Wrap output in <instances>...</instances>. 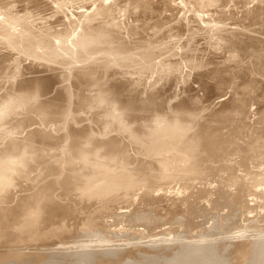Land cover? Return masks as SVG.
<instances>
[{"label": "rangeland", "instance_id": "1", "mask_svg": "<svg viewBox=\"0 0 264 264\" xmlns=\"http://www.w3.org/2000/svg\"><path fill=\"white\" fill-rule=\"evenodd\" d=\"M33 0H0V27L2 28V29H0V31H2V32H0V43H1V46H0V52L2 51V54L0 55V56H2V55H4V56H2V57H5L6 55V57L5 58H1L0 57V86H2V87H0V101H1V99L3 98L4 100H9V103L12 101V100H14L15 101V103H14V101H12L13 102V104H14V107L15 108H17L18 106H19V104H20V106L21 105H23V103L22 102H25L24 103V105H25V108H23L22 106V108H23V113H25L26 112V114L27 115H31L32 117L33 116H37V117H39L38 116V114L37 113H40L41 114V119H43V120H39L40 119V117L39 118H37V120H36V117H34V121H36V122H33L32 121V119H31V116L28 118L27 116V119H29L28 121H29V123L31 122V124L33 125V123H34V126H29L30 124L28 123H25V120L24 119H26V117H22L21 115H22V111H21V107L19 106V108H18V110H16V112H17V114H15V108L13 109V106L11 107L10 106V104L9 103H7V104H5L6 102L5 101H3L2 100V102H1V105H0V107H3V108H5V110L6 109H8L9 110V112L12 114H9V112H8V110L7 111H5L6 112V114H9L8 116L6 115V118H1V122L2 123H0L1 124V126L2 127H0V129L3 131V132H1L0 133V136H1V134H2V138L0 137V149H1V152L3 151V150H5V151H3V152H5L6 153V147L9 145V143L12 141V140H15V141H17L16 139H13V135H14V133H16L15 131H17V133H16V135H18L17 137H15V135H14V138H22V137H20V135L21 134H23V132H24V130H25V132H24V134L22 135V136H24L23 137V139H22V141H20V143H23V140L25 141V139L26 140H29V141H26V142H24L23 144L26 146L25 148H24V150H22L23 148L21 147L20 149L22 150V153H23V151H24V153L23 154H26V152L25 151H27V154H26V156L28 157V158H31L32 156L31 155H33L34 153V151L35 150H38V151H35V154L37 153V152H39L38 154H36V158H35V154L33 155V159L35 160V162L36 163H34L33 164V162L31 163L30 162V164H32L31 166L32 167H34L33 169H32V167L31 166H28V167H25L24 166V163L25 162H23V161H25V160H27V158L20 152V153H18L19 151L17 150V149H15L16 151H18V152H16V153H14L15 152V150L13 151V149H11L12 150V152H13V154L10 152L9 153V155H11V157L13 156V155H15V162H17L18 164H20L21 162V164L20 165H23V168H22V166H20V168H22L23 169V172L24 173H26V169L28 168V170H27V173L29 174V176L27 175V173L25 174L26 176H28V177H26L24 174H22L23 172H20V175L22 176V175H24L25 176V179H24V177L22 176H20V178H18L19 177V167L17 168V170H15L14 172L16 173L17 172V174H15L16 176H14L13 175V173H12V179H13V181H12V183H14L15 184V181L18 179L19 181H21L22 179L21 178H23L24 179V181L22 180L21 181V183H20V186H21V184H23L22 182H26L25 184L26 185H24V186H26V189H25V187L24 186H21V187H24V189L23 190H21L22 188H20V186H19V184H16L15 185V188L17 187V185H18V187L16 188V189H18V190H20L19 192H25V191H27V190H30L31 188L33 189L34 188V186L30 183V182H34L35 184V187L37 188L40 184H42V180L44 179L45 180V178L44 177H46V176H48V177H46V179H48L49 177L50 178H52V177H55V175L54 176H52V174L55 172V170H54V168H55V164L58 162V164L59 163H61L62 164V160H63V163H65V160H67L66 162H70V161H72V160H70L72 157H71V155H68L69 154V151L68 150H71V146H72V144L73 143H71V142H73V139H72V137H71V133L73 132V129L75 128V129H78V128H87V130H89V131H91L90 133H91V135H93L95 138H98V141H100V140H102V137L104 136V134H106L105 136H107L108 134H109V136H110V134L112 135V136H110V137H108V138H111V137H117V132H118V135L119 134H121V136L119 135L118 137H120L119 139L120 140H122L121 142L123 143V141H124V145H125V149H129L128 151L130 152H128L127 150H126V152H127V155L128 154H130V156L129 157H133L134 156V150L136 151V150H139V151H137V153H138V155H136L134 158H129L128 159V161L129 162H131L129 165L130 166H132L133 168H135V166H136V161L135 160H137V162H140V156L139 155H141V153L143 152V156L142 157H147L148 155H144V151L142 150V148L140 147L141 145H139V143L137 144L136 143V141L133 139L132 140V138L130 137V135L128 134V133H126V131L124 130V132H123V134H122V128L120 127V126H122V125H124V123H127V124H129L130 126H131V128L133 129V130H135V131H137V134H138V130H139V133L141 132H143V131H141L140 129L142 128H145L146 130L147 129H150V127L153 125H155V126H158V127H161V128H165L166 126H167V124L170 122V119L171 120H173V119H175L177 116H175V115H178L180 118L181 117H183V118H185V116H186V113H183L182 111H189L190 109H192V108H194V110H195V108H199L198 110H195V111H197L198 113H199V115H198V118L196 117V115L198 114H196V112L195 111H192V112H190L189 111V113L188 114H190V113H192V115H193V112L196 114V115H193L194 117H195V119L197 118V120H194V118L192 119V121L194 120V122H196V124L194 123V122H190V121H187V119H188V115L186 116V118L184 119V120H186V121H184L183 120V118H181L182 120H183V122H186V123H189V127H187V129H188V131L189 132H187V134H186V138H184V142H186V143H184L185 145H194V147H193V155L194 156H192L191 158V160H193L194 161V163H192V164H195L196 162L195 161H197V159H199L200 160V158H202L201 156H203V155H205V154H203V153H205L206 152V155L207 156H211L212 155V157L214 158V155L215 156H218L219 155V157H215L214 159L211 157V160L213 159L214 161H211L210 163H212L211 165L213 166L214 164L213 163H215V161H216V163H217V161L218 162H220V164L222 165V161H225V164L227 163V161H228V163L229 164H232V160H233V158H234V160L236 161V164L239 166V164L241 165V163L242 162H240V161H242V159H240L239 160V158L241 157V158H243V163H242V165L241 166H239V167H241L242 169H240L239 167H238V169H237V165L235 164V162H234V164L236 165L235 167H232V168H236V171H238L239 170V172H240V174H243V175H241V178H242V176H243V178L245 177V179H246V175H244V173H246V172H248V171H252V169H254V171L253 172H251V173H253V174H255L256 172L255 171H257V169H259L260 168V158H262V155H264V153L262 154L261 153V151H260V149L262 150H264V148L263 147H261V145L262 146H264L263 144H264V78H263V76L262 75H264V73H260V72H262V71H264V70H262V71H260L259 69V71H257V73L256 72H254V71H256L257 70V68L255 69V67H258V68H260L261 66H263L264 65V58H262V57H260L261 55L263 56L264 55V0H236V2H235V0H202V3L201 2H199L198 0V3H197V1H195V0H34L33 2H32ZM157 1H158V3H157ZM220 1V2H219ZM234 1V2H233ZM243 1V2H242ZM19 2V3H18ZM21 2V3H20ZM51 2V3H50ZM154 2H155V4H154ZM169 2V3H168ZM197 4H196V3ZM223 2V3H222ZM225 2V3H224ZM226 2H227V4H226ZM253 4H252V3ZM17 3V4H16ZM148 3H149V5H148ZM150 3H151V5H150ZM161 3H164V5L163 4H161ZM166 3V4H165ZM213 3H215V4H213ZM230 3V4H229ZM240 3L242 4V5H240ZM250 3V4H249ZM259 5H258V4ZM14 4H16V5H14ZM22 4V5H21ZM42 4H44V5H42ZM158 4H159V6H158ZM169 4V5H168ZM190 4V5H189ZM198 4H200V5H198ZM238 4V5H237ZM21 7H20V6ZM38 5V6H37ZM41 5V6H40ZM161 5H163L162 7H161ZM173 5V6H172ZM237 7H236V6ZM253 6V8H251L252 6ZM258 5V6H257ZM40 6V7H39ZM150 6V7H149ZM231 6V7H230ZM10 7V8H9ZM15 7V8H14ZM18 9H17V8ZM32 7H34V8H32ZM35 7H37V8H35ZM159 7V8H158ZM161 7V8H160ZM178 7V8H177ZM228 7V8H227ZM259 7V8H258ZM143 8V9H142ZM163 8V9H162ZM169 8V9H168ZM172 8V9H171ZM183 8V11L186 13H184L183 11H180L181 9ZM210 8V9H209ZM217 8V9H216ZM231 10H230V9ZM236 10V11H234V9ZM26 9H28V10H26ZM156 9V10H155ZM214 10V12H213V10ZM220 11H219V10ZM222 9V10H221ZM241 9H243V10H241ZM251 9H253V10H251ZM256 9V10H255ZM9 10V11H8ZM149 10V11H148ZM153 10V11H152ZM159 10V11H158ZM203 12H202V11ZM210 10V11H209ZM248 10V11H247ZM15 11V12H14ZM22 11V12H21ZM177 11H179V12H177ZM218 11V12H217ZM230 11V12H229ZM243 11V12H242ZM252 11H255L253 14L254 15H252ZM3 12H5V14H2ZM12 12H13V15H12ZM148 12H150V13H148ZM162 12V13H161ZM180 12H181V14H180ZM182 12L185 14V15H188V13H189V18H188V16H186V17H184V16H182V15H184V14H182ZM188 12V13H187ZM204 12H206V13H204ZM226 12V13H225ZM245 12V13H244ZM250 12V13H249ZM260 12V13H259ZM16 13V14H15ZM22 13V14H21ZM154 13V14H153ZM168 13V14H167ZM176 13V14H175ZM230 13V14H229ZM231 13H234V15L233 14H231ZM236 13V14H235ZM241 13V14H240ZM244 13V14H243ZM248 14V16H246L247 14ZM258 13V16L256 15ZM158 14V15H157ZM178 14L180 15V16H178ZM225 16H224V15ZM160 15V16H159ZM168 15V16H167ZM227 15H232L233 17H232V19H229V20H235V22H237L238 24H236L234 21H228L227 19H226V22L228 21L229 23H224L225 22V20L223 19V18H226L227 17ZM244 15V17L242 18L241 16H243ZM251 16V19H250V16ZM163 16V17H162ZM192 16V17H191ZM217 16V17H216ZM255 16V17H254ZM156 17H158L159 18V20L158 21H156V22H159V23H155V26H157L158 24V27L160 26V28H159V30H158V28L157 27H155V29L152 27V24H154V22H153V20L152 19H157ZM168 17H170L169 19L166 18ZM172 17V18H171ZM175 17V18H174ZM223 17V18H222ZM229 17V16H228ZM231 17V16H230ZM229 17V18H230ZM237 18L238 19V17L239 18H242V19H235V18ZM247 18L246 20L244 19V18ZM254 17V18H253ZM187 18H188V20H187ZM190 18H192V19H190ZM249 18V19H248ZM164 21V23L162 22V24L160 23L162 20ZM252 19H253V21H252ZM165 20H166V22H165ZM219 20V21H218ZM237 20V21H236ZM248 20H250V22H248ZM180 21V22H179ZM223 21V22H222ZM239 21V22H238ZM241 21V22H240ZM243 21H245V22H243ZM252 21V22H251ZM151 22H152V24H151ZM174 22V23H173ZM176 22V23H175ZM217 23V22H219L217 25H212L213 23ZM233 22H234V24H235V26H232V25H234L233 24ZM223 23V24H222ZM240 23V24H239ZM162 26H161V25ZM196 24V25H195ZM225 24V25H224ZM228 24V25H227ZM230 24H232V25H230ZM173 25V26H172ZM219 25H221L220 27H219ZM154 26V25H153ZM176 26V27H175ZM195 26V27H194ZM5 27H7V29L9 30V31H11V32H9V35L10 34H12V35H16V36H19V35H21V33H24L25 31H29L30 33H32V34H37V35H39V36H43L42 38H46L45 40H46V43H45V40H44V43L42 44V43H40V42H37V41H34V39H33V42H31L30 43V47H31V49L29 50V52L27 51V52H25V50L23 51V50H21L22 48H23V45L21 46L20 44H17V45H15L16 43H13V45H9V43H8V45H7V42H5L6 40H5V37L7 36V34H8V32H6L5 30H6V28ZM157 28V29H156ZM166 30H165V29ZM173 28H176V29H173ZM213 28H215V29H213ZM5 29V30H4ZM169 29V30H168ZM227 29V30H226ZM7 30V31H8ZM164 30V31H163ZM168 30V31H167ZM209 30V31H208ZM219 30V31H218ZM221 30H223V31H221ZM3 31L5 32V33H7L6 34V36H3L4 35V33H3ZM200 31V32H199ZM203 31V32H202ZM228 31V32H227ZM233 31V32H232ZM88 32H92L94 35H96V36H101V37H103L102 39H98V42H104V43H106V44H104L103 42H102V44L103 45H105V47H103V48H100V49H92V53L93 54H91V56L92 57H97V58H92L91 56H90V53L88 54V52H86L87 54H85L84 55V53L85 52H80L79 53V51L78 50H76L75 48H74V40H75V38L77 37H81V36H85V35H88L89 33ZM166 32V33H165ZM3 33V34H2ZM20 33V34H19ZM88 33V34H87ZM161 34L160 35V38H158L159 37V35L158 34ZM163 33V34H162ZM198 33V34H197ZM232 33V34H231ZM237 33V34H236ZM17 34H19V35H17ZM192 34H194V35H192ZM197 34V35H196ZM204 34H206V35H204ZM223 34V35H222ZM245 34V35H244ZM47 35V36H46ZM117 35V36H116ZM119 35V36H118ZM188 35V36H187ZM39 36H36L35 35V37H38V38H41V37H39ZM115 36V37H114ZM190 36V37H189ZM198 36V37H197ZM219 36V37H218ZM4 37V38H3ZM125 37V38H124ZM223 37V38H222ZM229 37H231V38H229ZM245 37V38H244ZM253 37H254V39H253ZM105 38V39H104ZM109 38H112V40H114V41H112L111 39H109ZM123 38V39H122ZM193 38H194V40H193ZM199 38H201V39H199ZM234 38V40H232ZM256 38V39H255ZM118 39V40H117ZM126 39V40H125ZM152 39V40H151ZM187 39V40H186ZM210 39H212L211 40V42H210ZM223 39V40H222ZM225 39H226V41H225ZM246 39V40H245ZM249 39V40H248ZM2 40H5V41H3L2 42ZM37 40V39H36ZM54 42H53V41ZM100 40V41H99ZM109 42H108V41ZM121 40H123V42L121 41ZM136 40V41H135ZM205 40V41H204ZM227 40H229V41H227ZM231 40V41H230ZM243 42H242V41ZM251 40H253V41H251ZM256 40V42H254ZM262 40V41H261ZM106 41V42H105ZM117 43H116V42ZM118 41H119V43H118ZM133 41V42H132ZM154 43H152V42ZM201 41V42H200ZM214 41H216V42H214ZM221 41V42H220ZM224 41V42H223ZM249 41V42H248ZM18 42H19V40H18ZM49 42H50V45H49ZM72 42H73V44H72ZM125 42H127V43H125ZM194 42V48H192L193 47V43ZM199 42H200V44H199ZM228 42V44H226ZM229 42H231L230 44H229ZM246 42H247V44H246ZM254 42V43H253ZM260 43V44H258V43ZM5 43V45H7L5 48H4V46L5 45H3V44ZM53 43V44H52ZM108 43V44H107ZM111 43V44H110ZM116 43V44H115ZM220 43V44H219ZM258 44V46L256 45V44ZM48 44V45H47ZM54 44H56V46L54 45ZM119 44V45H118ZM146 44H149V45H146ZM151 44V45H150ZM215 44L216 45H218V46H216V48H215ZM238 44V45H237ZM261 44H262V47H261ZM2 45H3V47H2ZM28 45V44H27ZM31 45H33V46H31ZM144 45V46H143ZM226 45H229V46H226ZM241 45V46H240ZM247 45V46H246ZM253 45V46H252ZM41 46V47H40ZM52 46V47H51ZM56 47V52H51V51H49V50H47V48H45V47H48V48H50V50L53 48V47ZM126 46V47H125ZM158 46V47H157ZM210 46V47H209ZM222 46V47H221ZM7 47H8V49H7ZM17 47V48H16ZM19 47V48H18ZM109 47V48H108ZM121 47H123L122 49H121ZM220 47V49H218ZM233 47V50H230V52H228L227 50V48H229V49H231ZM235 47V48H234ZM241 47V48H240ZM245 47V48H244ZM247 47V48H246ZM256 47L258 48L259 47V49H256ZM261 47V48H260ZM1 48H2V50H1ZM62 48V49H61ZM74 48V49H73ZM208 48H209V50H208ZM211 48V49H210ZM214 48V49H213ZM236 48H240V49H236ZM43 49V50H42ZM70 49H72L73 50V53H71V51L72 50H70ZM103 49L105 50V52H103ZM108 49V50H107ZM113 49V50H112ZM213 49V50H212ZM215 49H216V52H215ZM226 49V50H225ZM245 49V50H244ZM18 50H20V51H18ZM58 50V51H57ZM153 50V51H152ZM158 52H157V51ZM171 50V51H170ZM201 50V51H200ZM219 50V51H218ZM222 50H224L223 52H221ZM253 50H255V51H253ZM259 50V51H258ZM263 50V51H262ZM46 51H48V52H46ZM67 51V52H66ZM78 51V52H77ZM91 51V50H90ZM89 51V52H90ZM100 51L101 52H103V53H100ZM125 51H127V52H125ZM210 51V52H209ZM213 53H212V52ZM227 51V52H226ZM233 51L235 52V54H233ZM236 51H239V52H242V54L240 53L239 54V52H237V54H239L240 56H242V57H236L235 59H234V56H237L236 55ZM256 51L257 52H261V54H259V53H256ZM97 52H98V54H97ZM123 52H125V53H123ZM209 52V53H208ZM219 52L221 53V54H219ZM226 52V53H225ZM7 53V54H6ZM79 53V54H78ZM83 53V54H82ZM151 54V56L152 57H150L149 59H147V58H143V57H145V54ZM205 53V54H204ZM212 55H211V54ZM216 53H217V55H216ZM222 53H223V55H222ZM225 53V54H224ZM244 53V54H243ZM248 53V54H247ZM252 53H253V55H252ZM47 54H49V56L47 55ZM101 54V55H100ZM125 54H128L127 56H128V58H126L127 56L125 55ZM202 54H204L203 56H201ZM207 54H209V55H207ZM215 54V55H214ZM228 55V56H226V57H224L225 55ZM232 56H231V55ZM245 54H247V58L244 56ZM256 54H259L258 55V58L262 61L261 63H262V65L259 67V65H258V62H259V64H260V60L259 59H257V57H255L254 59H257V60H259L258 62H256V61H252L251 59H252V56H257ZM81 55H83V56H81ZM94 55V56H93ZM117 55V56H116ZM139 55H141L142 56V58H141V56H139ZM205 55H207V56H205ZM211 55V56H210ZM85 56V57H84ZM87 56V57H86ZM89 56V57H88ZM106 56H107V58H106ZM111 56V57H110ZM123 56L127 59V60H125V58H123ZM135 56V57H134ZM210 56V57H209ZM217 56V57H216ZM222 56H223V59H222ZM101 57V58H100ZM137 57H140V59L141 60H139V59H135V58H137ZM208 57L210 58V59H208ZM215 57V58H214ZM232 57V58H231ZM108 58H110L111 59V61H109V59ZM118 58V59H117ZM163 58V59H162ZM219 58V59H218ZM238 58V59H237ZM241 58V59H240ZM262 58V59H261ZM135 59V60H134ZM164 59H167V60H164ZM205 59V60H204ZM220 59H222V60H220ZM92 60V61H91ZM152 60V61H151ZM217 60V61H216ZM219 60H220V63H219ZM232 60V61H231ZM234 60V61H233ZM252 62H251V61ZM105 61H107V62H105ZM112 61H117V63L115 62H112ZM121 61V62H120ZM155 61V62H154ZM216 61V62H215ZM231 61V62H230ZM27 63V65H26V63ZM80 62V63H79ZM91 62V63H90ZM96 62H97V64H96ZM119 62V63H118ZM123 62V63H122ZM243 62V63H242ZM253 62H256L257 64L256 65H258V66H253ZM127 63H129V64H127ZM147 63V64H146ZM170 63V64H169ZM173 63V64H172ZM209 63H211V64H209ZM214 63H216V64H214ZM218 63V64H217ZM222 63V64H221ZM225 63V64H224ZM236 63V64H235ZM240 63V64H239ZM253 63V64H252ZM42 64H44V65H42ZM202 64H204V65H202ZM238 64V65H237ZM35 65V68L33 67ZM49 65V66H48ZM192 65H194V66H192ZM200 65H202V68L200 67ZM208 65V66H207ZM240 65H242V66H240ZM245 65V66H244ZM118 68H117V67ZM189 66H191V67H194L195 69L196 68H199V70L198 69H196V70H194L193 68H192V70L191 71H193V75H191L192 74V72L190 71V74H188L189 73V68H191V67H189ZM239 66V67H238ZM38 67V68H37ZM182 67V68H181ZM205 67V68H204ZM185 68H186V70H185ZM204 68V69H203ZM263 69H264V66L262 67ZM31 69V70H30ZM87 69V70H86ZM95 69V70H94ZM183 69L185 70V71H183ZM227 69V70H226ZM28 70V71H27ZM37 70V71H36ZM250 70V71H249ZM252 70V71H251ZM59 72L60 74H57V72ZM249 71V72H248ZM36 72V73H35ZM83 72V74H84V72H87V74H84L82 77L84 78V85H83V89H79L80 88V83H79V75L78 74H80V73H82ZM103 72V74L104 73H107L106 74V76H108L107 78H109L108 80H107V82H110L111 83V85L110 84H108L109 86H108V88H107V96H106V100L105 101H103V102H101V103H99L98 105H96L97 103H96V101H95V99H94V97L96 96V94H98V93H96V92H91V93H88V92H90L92 89H93V86L92 85H94L95 86V84L98 86V84L101 82L100 81V77L101 76H103V74H101ZM259 72V73H258ZM181 73V74H180ZM18 74H19V76H18ZM23 74V75H22ZM33 74V75H32ZM58 76H60L61 75V77H58ZM116 74H118L117 76H115ZM121 74H122V77H121ZM123 74L126 76V81H124V83H123V86L125 87V88H129L128 87V85L127 84H125V83H131V82H135L134 80H136V81H139V82H135V88H134V86H132V84H129V85H131L132 86V88L130 87L129 89H132L131 91H133V92H131V93H134V91H136V93H134L135 95L136 94H138V95H136V97L137 96H140L142 99V101L143 100H151L153 97H154V94L152 95V93H153V91L155 90H158V91H156L155 93H158L159 95H160V97L162 98V99H160V97H159V95L158 94H155L156 96L154 97V98H156L157 97V99H159V100H163L162 102H160L159 100H157V99H155V102L156 103H154L153 104V107H151V109L152 110H150V111H146V113H148V114H146L145 112H144V114H145V116H143L144 114H141L142 112H140L139 114H136L135 112H133V111H131L130 110V103H129V98L130 97H132L134 94H131L132 96H130L129 94H121L120 93V87L119 86H117V84H115L114 83V81L115 80H117V77L119 78H125V76H123ZM188 74V75H187ZM32 75V76H31ZM105 75V74H104ZM110 75V76H109ZM120 75V76H119ZM243 75V76H242ZM261 75V76H260ZM86 76V77H85ZM105 76V77H106ZM114 76L116 77V79H114ZM166 76V77H165ZM170 76V77H169ZM188 76V77H187ZM192 78H191V77ZM20 77V78H19ZM66 77H68V78H66ZM75 77H78L77 79H75ZM104 77V76H103ZM103 77H101V79H102V81L103 80H105ZM138 77V80L136 79ZM46 80L48 83L46 84L47 86H45V87H43V88H41L40 90H29L26 86L28 85V84H32L33 83V81H34V79L37 81V80ZM59 78V80H57ZM61 78V79H60ZM113 78V79H112ZM130 78V79H129ZM187 79L186 81L188 82H185V79ZM191 78V79H190ZM71 79V80H70ZM131 79H133V81H131ZM178 79V80H177ZM190 79V80H189ZM228 80V81H225V80ZM20 80V81H19ZM22 80V81H21ZM52 80V81H51ZM112 80H114V81H112ZM119 80V79H118ZM128 80H130V81H128ZM166 80V81H165ZM20 83H19V82ZM24 81V82H23ZM57 81V82H56ZM120 81H122V79L120 80ZM159 82V83H157V82ZM160 81H164L163 83L162 82H160ZM183 81V82H182ZM224 81V84H222L221 82H223ZM232 81V82H231ZM78 82V84H76ZM89 82V83H88ZM248 82H249V84L250 83H252V84H250V86H252V87H248ZM15 83H17V85H19V84H21V85H23V86H21V85H19L18 87H17V85L15 84ZM24 83V84H23ZM26 83V84H25ZM51 83V84H50ZM85 83H86V87H85ZM165 83V84H164ZM247 85V87H248V89H245V88H243L242 86H244L245 84ZM16 85V89H15V85ZM62 84V85H61ZM127 86H125V85ZM140 84H142V85H140ZM177 84V85H176ZM180 84V85H179ZM183 84H184V86H183ZM218 84V86L219 87H216L215 85H217ZM222 84V85H221ZM14 85V86H13ZM26 85V86H25ZM74 85V86H73ZM77 85H78V87H77ZM137 85H138V87H145V89H143V90H145V91H140L139 92V90L140 89H137L138 87H137ZM154 85V86H153ZM155 85H159L158 87H157V89H154L155 88ZM245 85V86H246ZM13 86V87H12ZM62 86V87H61ZM97 86H95L96 87V89H95V87H94V89H95V91H98V90H100ZM177 86V87H176ZM244 86V87H245ZM23 87V88H22ZM59 87V88H58ZM75 87V88H74ZM137 87V88H136ZM154 87V88H153ZM246 87V88H247ZM11 88H14V89H11ZM57 88V89H56ZM74 88V89H73ZM97 88H98V90H97ZM134 88V89H133ZM153 90H152V89ZM180 90H179V89ZM203 88V89H202ZM213 88V89H212ZM218 88H220L219 90H218ZM245 89L246 91H244L243 89ZM3 89V90H2ZM27 91H26V90ZM50 89H52V91L50 90ZM62 89V90H61ZM73 91H72V90ZM14 90V91H13ZM17 90H18V92H17ZM25 90V92L28 94V97L29 98H32V95H33V98L35 99H29V98H27V99H24V101H23V99H22V95H24L25 93L23 92ZM58 90V91H57ZM64 90V91H63ZM66 90V91H65ZM69 90H71L70 92V94H72L73 96H71L70 94H65V92H69ZM137 90H138V92H137ZM142 90V89H141ZM171 90V91H170ZM184 90V91H183ZM200 90V91H199ZM208 90V91H207ZM214 90H216V92L218 93V95H217V93L215 94V92H214ZM219 92H218V91ZM2 91V92H1ZM12 91V92H11ZM152 92V93H149V92ZM161 91V92H160ZM168 91V92H167ZM170 91V92H169ZM198 91V92H197ZM206 91L209 93V92H214V93H206ZM13 92H15V95L19 98V99H21V103L19 102V100L17 101L16 99H13V96H15V95H13L12 96V94H14ZM21 92H23L22 93V95L20 94ZM33 92V93H32ZM56 92V93H55ZM72 92H74V94L72 93ZM77 92V93H76ZM99 92V91H98ZM144 92V93H143ZM165 92L167 93L166 94V96H164L165 95ZM176 92V93H175ZM183 92V93H182ZM185 92V93H184ZM191 92V93H190ZM197 92V93H196ZM4 93H6L7 95L6 96H8L10 99L12 98V100L10 101V99H8L5 95H3ZM11 93V94H10ZM16 93H18V95H20V96H18ZM55 93V94H54ZM85 93V94H84ZM88 93V97H90L91 99H92V96H93V102H88L87 101V98H86V94ZM94 93H96V94H94ZM141 93V94H140ZM170 93V94H169ZM187 93V94H186ZM8 94H10V96L8 95ZM31 94V95H30ZM39 96H37V95ZM89 94H91L92 96H90ZM140 94V95H139ZM150 94V95H149ZM177 94V95H176ZM206 96H205V95ZM207 94H208V96H207ZM212 94H213V96L214 95H216V97L214 96H212ZM220 94V95H219ZM3 95V96H2ZM52 95V96H51ZM56 95V96H55ZM70 95V96H69ZM135 95H134V97H135ZM151 95H152V97H151ZM158 95V96H157ZM190 95V96H189ZM196 95H198V96H196ZM201 95H204L205 97H206V99H204L205 97L204 96H201ZM210 95H211V97H210ZM4 96L7 98V99H5L4 98ZM15 96V97H16ZM69 98H67V97ZM81 98H80V97ZM175 96H180V99L177 97H175ZM182 96V97H181ZM194 96V97H193ZM219 96V97H218ZM234 96V97H233ZM254 96V97H253ZM14 97V98H15ZM21 97V98H20ZM37 97V98H36ZM58 97V98H57ZM79 97V98H78ZM135 97V98H136ZM140 97H137V99L139 98L140 99ZM149 97V98H148ZM159 97V98H158ZM202 97V98H201ZM208 97H210V98H208ZM213 97V98H212ZM17 98V99H18ZM40 98V99H39ZM75 98V99H74ZM144 98H147V99H144ZM174 98H176V99H174ZM182 98V99H181ZM212 98V99H211ZM217 98L220 100H217ZM222 98V99H221ZM224 98L226 99V102H225V100H224ZM229 99V101H228V99ZM250 98H252V99H250ZM37 99H39L40 101H45V100H51V101H53V100H55V102L56 101H59V102H56V103H60V104H62V106H63V112H62V115H64V117L66 116V115H68L67 116V118L69 119H67L66 117H65V119H67L66 121H69V122H66V123H69V124H73V125H69V124H66L67 125V128H66V125L65 126H63L60 122H62L63 120H60V119H64L63 118V116L60 118V115L59 116H57V117H55V118H57V119H48V123H47V116H46V118L44 117L45 115L44 114H42L41 112H39V111H36V110H32L31 108H29V106L31 105L30 104V102L31 103H33V102H38V101H36ZM73 99V100H72ZM79 99V100H78ZM189 99H190V101H189ZM192 99V100H191ZM200 99V100H199ZM201 99H203V100H201ZM209 99V100H208ZM30 104H26V101ZM32 100V101H31ZM34 100V101H33ZM197 100H199V101H197ZM207 100L209 101V104L211 105L215 100V102L212 104V107L208 104H206V102H207ZM211 100H213L212 101V103H210V101ZM221 100H224V101H221ZM39 101V102H40ZM73 101V102H72ZM94 101H95V105H94ZM169 101V102H168ZM176 101V102H175ZM187 101H189L188 103H187ZM203 102V103H205L204 105H207V106H205L206 107V109L207 108H212V109H203V108H205V107H203L202 108V106H204L203 105V103H201V102ZM219 101V104H221V102H223V104H221V106H223V105H227V107H226V105H225V110L222 112V113H219V112H217V111H219L220 109L222 110L223 108H224V106L223 107H221L220 106V108H219V105L217 104H215V103H217ZM8 102V101H7ZM87 104H86V103ZM159 102H160V104H159ZM164 102V103H163ZM169 104H168V103ZM182 102H183V104H182ZM195 102V103H194ZM197 102L198 103H200L201 105H200V107L204 110V112H203V110L202 109H200V107H198L199 106V104H197ZM18 103V104H17ZM116 103V104H115ZM159 104V106H158V104ZM165 104V103H167V104H165V106L163 105V104ZM172 103V104H171ZM177 103H179V104H177ZM187 103V104H186ZM189 103H191V104H194V106H190V104ZM3 104H5V105H3ZM12 104V103H11ZM66 104V105H65ZM71 104V105H70ZM113 104H115V105H113ZM157 106H156V105ZM184 105V107H181V108H178V106L179 105ZM196 104L198 105L197 107H195L196 106ZM214 104L216 105L215 106V108H213V106H214ZM3 105V106H2ZM18 105V106H17ZM26 105H28V106H26ZM77 105V106H76ZM80 105V106H79ZM91 105V106H90ZM155 105V106H154ZM163 105V106H162ZM174 107H173V106ZM186 105V106H185ZM189 105V106H188ZM6 106L7 107H9L10 106V108H11V110L9 109V108H6ZM17 106V107H16ZM86 106H87V108H86ZM92 106H94V107H92ZM100 106V107H99ZM160 106H162V107H160ZM171 106V107H170ZM176 106H177V108H176ZM210 106V107H209ZM28 107V108H27ZM79 107H80V109H79ZM83 107V108H82ZM102 107H105V108H103L102 109ZM112 107V108H111ZM160 107V108H159ZM164 107V108H163ZM185 107H188V108H190V109H188V108H185ZM28 110H27V109ZM66 108V109H65ZM94 110H93V109ZM107 108V109H106ZM109 108V109H108ZM114 108V109H113ZM179 109V110H181L182 108H184V109H188V110H181V112H180V114H179V110H176V111H174V109ZM24 109H26L27 111H25L24 112ZM31 109V110H30ZM77 109V110H76ZM99 109V110H98ZM101 109V110H100ZM123 109V110H122ZM159 109H161V110H159ZM14 110V111H13ZM19 110H20V112H21V115L19 114L20 112H19ZM30 110V111H29ZM65 110V111H64ZM79 110V111H78ZM107 110H109V111H107ZM120 110H122V111H120ZM125 110V111H124ZM127 110V111H126ZM171 110V111H170ZM193 110V109H192ZM206 110V111H205ZM211 112H210V111ZM221 110H220V112H221ZM12 111H13V113H12ZM29 111V112H28ZM31 111H33V112H31ZM36 111V112H35ZM91 112V114L89 113V112ZM133 112V113H131V112ZM166 111V112H165ZM173 111V112H172ZM8 112V113H7ZM66 112H68V114L66 113ZM81 112V113H80ZM107 112V113H106ZM119 112V113H118ZM128 112V113H127ZM151 112V113H150ZM170 112V113H169ZM177 113L178 112V114H175V113ZM31 113H34V114H31ZM63 113H65V114H63ZM73 113V114H72ZM131 113V114H130ZM161 113V114H160ZM163 113V114H162ZM173 113H174V115H173ZM206 113V114H205ZM250 113V114H249ZM26 114H24V115H26ZM35 114H37V115H35ZM120 114V115H119ZM141 114V115H140ZM167 114V115H166ZM170 114V115H169ZM181 114H183V115H185V116H181ZM253 114V115H252ZM44 115V116H43ZM191 115V114H190ZM218 115H219V117H218ZM222 115V116H221ZM43 116V117H42ZM84 116V117H83ZM121 116V117H120ZM170 116H172L171 118H170ZM175 116V117H174ZM206 116V117H205ZM117 117V118H116ZM170 118V119H167V118ZM179 117H177L179 120H181ZM190 117V116H189ZM205 117V118H204ZM22 118H24L23 119V121H24V123H23V121H22V124H23V126H21L22 128L21 129H19V128H17V129H15V127H19L20 125H21V123L19 122V121H21L22 120ZM46 120H45V119ZM78 118V119H77ZM173 118V119H172ZM176 118V119H177ZM204 120H203V119ZM223 118V119H222ZM3 119H4V122L6 123H9V124H7L6 123V125H5V127L4 128H6V131L8 132L9 131V129L10 128H8V130H7V126L8 125H11L12 127H14V128H12L11 126H8V127H11L13 130H15V131H13L12 129H10V131L12 130L13 132H6L5 133V130L3 129ZM73 119V120H72ZM162 119L164 120V123H163V121H162ZM214 119V120H213ZM216 119V120H215ZM46 121V124H45V121ZM59 120V121H58ZM86 120H87V122H86ZM168 120V121H167ZM188 120H191V118L190 119H188ZM206 120H207V122H206ZM250 120V121H249ZM44 123H43V122ZM49 121H51L50 123H49ZM56 121V122H55ZM18 122V123H17ZM41 124V125H39V123ZM43 123V125H42V123ZM53 122V123H52ZM57 122H59L60 123V125L61 126H63V127H61L60 125V129L61 128H63V130H60L59 129V127H58V124L59 123H57ZM85 122V123H84ZM166 122V123H165ZM168 122V123H167ZM179 122H182V121H179ZM182 122V123H183ZM57 123V124H56ZM96 123V124H95ZM192 123H194V124H192ZM17 124H19V126L17 125ZM26 125V127H25V125ZM39 125V126H41V127H39L38 126V129L39 128H41V129H37V125ZM44 124L46 125V126H44ZM51 124H53V126H55V125H57V126H55V128L52 126H50ZM151 124V126H149ZM17 125V126H16ZM48 125L52 128V131L54 130V132H55V134H54V132L52 133V131L50 130L51 128L50 127H48ZM69 125V126H68ZM135 125L137 126V127H135ZM164 125H165V127H164ZM194 125V126H193ZM79 126V127H78ZM83 126V127H82ZM138 126H139V128H138ZM146 126H147V128H146ZM149 126V127H148ZM258 126V127H257ZM24 127V128H23ZM28 127V128H27ZM29 127H30V129L31 130H33L34 131V134L32 133V132H30V130H29ZM33 127V128H32ZM46 127V128H45ZM77 127V128H76ZM192 129H191V128ZM219 127H221V128H219ZM26 128V129H25ZM34 128H36L35 130H34ZM44 128V129H43ZM48 128H49V130H48ZM59 129V131H62V133L61 132H57V129ZM65 128H66V130H65ZM70 128V129H69ZM107 128V129H106ZM191 129V131H190V129ZM20 130V135H19V130ZM22 129H24V130H22ZM74 129V130H75ZM106 129V130H105ZM166 129H167V127H166ZM201 129H202V132H201ZM218 131H217V130ZM223 129H225V130H223ZM226 129H228L227 131H229L230 130V132H228L227 133V131H226ZM22 130V131H21ZM27 130H28V132H29V134L28 135H25V134H27L28 132H27ZM41 130H46V131H43V132H45V134H47L48 135V132H47V130L50 132V134H52V135H54V136H52V135H48L49 137V139H44V138H40V135H39V137L37 136L38 134H39V132H41V133H43ZM205 130V131H204ZM209 130H214L213 132L212 131H209ZM220 130V131H219ZM35 131H39V132H36L35 133ZM63 131H67V132H63ZM72 131V132H71ZM187 131V130H186ZM224 131H226V132H224ZM22 132V133H21ZM47 132V133H46ZM68 132H71V133H69L68 134ZM210 132H211V134H210ZM219 132H223L225 135H227L226 137L225 136H223L224 134H220ZM5 135H4V134ZM30 133H32L33 135H34V137L36 138L37 137V139L36 140H34L35 138H33V135L32 134H30ZM40 133V134H41ZM59 133H61V135H63V134H66L65 136L67 137L68 135L71 137H67L66 139H63V138H65V136H62V138H61V135L59 134ZM113 133L115 134L114 136H113ZM124 133H125V135H124ZM201 133V134H200ZM58 134V135H57ZM97 134V135H96ZM101 134H103V136H101ZM206 134V135H205ZM209 134H210V136H209ZM3 135H4V137H3ZM10 135L12 136V137H10ZM31 135V136H30ZM42 135V134H41ZM56 135V136H55ZM98 135H100L99 137H98ZM123 135V136H122ZM128 135V136H127ZM167 135V134H166ZM166 135H160V136H157V142H161L162 144H167V136ZM193 135V136H192ZM237 135V136H236ZM242 135V136H241ZM6 136V137H5ZM26 136H27V138H26ZM29 136V137H28ZM52 136V137H51ZM57 136H59V137H57ZM126 137V139L127 140H125V138H122V137ZM200 136H204V137H200ZM221 138L220 140L218 139L219 137ZM248 136V137H247ZM255 136H258L259 137V139H261L260 141L258 140V141H256L255 139H258L257 137H255ZM7 137H10V138H7ZM30 137H32V140H31V138ZM93 137V144H94V147L96 148H98V149H100V150H97L98 151V153H97V151H96V149L94 150L93 149V151H90V154L91 155H93V157L95 156V154L97 155V156H95V158H91V160L93 159V162H97V160L96 159H102L101 157L102 156H100V152L99 151H102V153H101V155H104V151L103 150H106V148H102V147H99V145H100V143H96L95 141L97 140V139H95ZM106 137V138H107ZM117 137V138H118ZM128 137H130V138H128ZM197 137V138H196ZM199 137V138H198ZM222 137H224V138H222ZM254 137V138H253ZM5 138V139H4ZM25 138V139H24ZM29 138V139H28ZM39 138V139H38ZM51 138V139H50ZM55 138L57 139H59V140H57L59 143H58V146H56L57 147V149H59L60 151L62 150V149H60V148H64L65 146V144H66V147L65 148H70V149H63L64 151H66L65 153L69 156V158H67L66 159V155H65V153H64V151H62L63 153H64V155H62L63 153L61 152V154H60V152L58 153V151L56 150L55 151V153H54V149H56V147H52V146H50V147H52V149L51 148H49V146H48V144H49V142H50V140H55ZM74 138V137H73ZM99 138H101L100 140H99ZM107 138V139H108ZM201 138V139H200ZM203 138V139H202ZM228 138V139H227ZM233 138H235V139H239L238 140V142L237 143H239L238 145H235V143L236 142H234V140H233ZM243 138H245V139H243ZM249 138H252L253 139V141H251V139H249ZM41 139H43V140H41ZM64 141H63V140ZM68 139H69V141H68ZM128 139H131V140H128ZM162 139V140H161ZM164 139H165V141H164ZM183 139V138H182ZM182 139H181V141H182ZM195 139V140H194ZM197 139V140H196ZM206 139V140H205ZM227 139V142L225 141ZM231 139H232V142H233V145H235L237 148H238V150H239V147H240V149H241V147L242 146H244L245 144H248V143H254V141H256V142H263V144H262V142L259 144V143H254V144H251L252 146H250V144H248V145H246V146H244V147H246L245 149L243 148V149H241V150H246L247 151V149L249 148V147H251L254 151H256V152H253L255 155L254 156H252V152L251 151H253L252 149H251V151L249 150V151H247V155L246 154H244L243 156H245L246 155V157H248V158H246V157H242V155L240 156V153L242 154V151H238L237 149H236V147H234V146H232V143H231ZM247 139H249L248 141H247ZM5 140H7V141H5ZM18 140H20V139H18ZM34 140V141H33ZM37 140H39L38 142H35V141H37ZM41 140V141H40ZM49 140V141H48ZM52 140V141H53ZM62 140V141H61ZM71 140V141H70ZM103 140H106L105 138L103 139ZM102 140V141H103ZM192 140V141H191ZM215 140V141H214ZM218 140V141H217ZM243 140V141H242ZM9 141V142H8ZM46 141V144L44 143V142ZM66 141V142H65ZM179 141H180V139H179ZM196 141V142H195ZM199 141V142H198ZM237 141V140H236ZM8 142V143H7ZM35 142V143H34ZM48 142V143H47ZM65 142V143H64ZM67 142H68V144H69V142L71 143L70 145H68L67 146ZM133 142H135V144L137 145H135L134 146V144H133ZM193 142H195V143H192ZM227 144H226V143ZM246 142H248V143H246ZM61 143V145H62V143L64 144V145H62V146H60L59 144ZM84 143V142H83ZM96 143V144H95ZM188 143H190V144H188ZM205 143V144H204ZM213 143L214 144H216L215 146L213 145ZM27 144H28V146L30 145V144H32V145H30L29 147L31 148H33L34 149V147H37L38 149H36L35 148V150H32V149H30V148H28L27 147ZM42 144H44V147H43V145ZM92 144V143H91ZM99 144V145H98ZM127 144L129 145V144H131V145H129V147L131 146H133L132 148H127ZM133 144V145H132ZM197 144V145H196ZM213 145V147L215 148V149H218V150H224V148L226 147V148H231L232 149V151H233V148H235V150H234V154H237V155H233V152L231 151V149L228 151V152H231V154L232 155H230V153H228L230 156H227V153L224 155V156H226V157H223V155H222V153L225 151H223L222 153H220V154H217V152H215V149L214 148H211V145ZM221 144V145H220ZM223 144H225L223 147H222V145ZM24 145H23V147H24ZM33 145H36V146H33ZM42 146V147H38V146ZM98 145V146H97ZM139 145V146H138ZM208 145V146H207ZM220 145V146H219ZM229 145H231L230 147H228ZM257 147V146H259L260 145V147H257L258 148V153H257V148L255 147V146ZM22 146V145H21ZM47 146V148H45ZM70 146V147H69ZM196 146V147H195ZM203 146V147H202ZM205 146H206V149H205ZM217 146V147H216ZM5 147V148H4ZM94 147H92V148H94ZM137 149H136V148ZM219 147V148H218ZM220 147H222V148H220ZM3 148V149H2ZM26 148H27V150H26ZM44 148V149H43ZM135 148V149H134ZM201 148H202V150H201ZM204 148V149H203ZM207 148H210V150L208 151V149ZM31 151H33V152H31ZM40 149V150H39ZM41 149H43V150H41ZM103 149V150H102ZM131 149H134V150H131ZM142 150V152H141V150ZM213 149V153L211 154V153H207V151L208 152H210L211 150ZM250 149V148H249ZM28 150L30 151V152H28ZM47 151V150H49V151H47V152H43V151ZM51 150V151H50ZM131 150V151H130ZM217 150V151H218ZM227 150V149H226ZM263 150H262V152H263ZM40 151H41V153H42V155L41 156H44L45 155V153H46V155L44 156V158H47V157H51V155H53L54 156V158H56L54 161L53 160H50L49 161V163H50V165H51V163H53L54 165H51V168L53 169H51V171H54V172H51L50 170H49V167L50 166H48L47 167V165L45 164V165H43V163L40 161V162H38L39 160H41L43 157H40ZM95 151H96V153H95ZM236 151H238V152H236ZM0 152V153H1ZM2 152V153H3ZM50 152V153H49ZM131 152H133V156L131 155ZM168 152V151H167ZM173 152L174 151H172V153H171V151H169V153H168V155H167V160H169V159H171V158H173L172 159V161L171 160H169V161H167L168 163L170 162H172V163H174V165L172 166V163L170 164H168V166L169 165H171V167H169V169H170V171L172 172V170H174L175 171V169H178V167H180L181 165L180 164H186L185 162H186V160L184 159L185 158V156H184V154H183V157H182V160L184 161L183 163H179V161H181L182 162V160H181V158L180 159H178V161H176L177 160V157L175 156V154H173ZM220 152V151H219ZM226 152V151H225ZM240 152V153H239ZM248 152H249V154H250V152H251V155L250 156H248L249 154H248ZM1 153V154H2ZM31 155H30V154ZM53 153V154H52ZM70 153H72L71 151H70ZM217 155H216V154ZM18 154H21V155H18ZM44 154V155H43ZM51 154V155H50ZM56 154H57V156H58V159H57V157H55L56 156ZM62 155V156H60V155ZM99 154V155H98ZM171 154H173L175 157H173ZM210 154V155H209ZM214 154V155H213ZM238 154H239V156H238ZM258 154V157L257 158H259V160L258 159H256L255 160V156ZM262 154V155H261ZM24 156V159H19V158H16V156H20V158H23V156ZM39 155V156H38ZM50 155V156H49ZM169 155H171V156H169ZM224 158V159H221V156ZM261 155V156H260ZM38 156V157H37ZM47 156V157H46ZM73 156H74V154H73ZM237 156L239 157V158H237ZM60 157H62L61 158V160H59L60 159ZM63 157H64V159H63ZM75 157H78V156H75ZM136 157H139V159H137ZM141 157V158H142ZM150 157V156H149ZM149 157L147 158V159H149ZM162 157V156H161ZM160 156H159V158L161 159V160H163V158H161ZM186 157H188V156H186ZM196 157V158H195ZM204 157V156H203ZM229 157H231L230 159H229ZM236 157V158H235ZM252 157H254L253 159L256 161H254L253 159L251 160V158ZM14 157H12V159H13ZM39 158V159H38ZM136 158V159H135ZM153 157H151V163H150V161L149 162H147L148 164H149V166L150 165H156V164H158V162L159 161H161V160H159V158H157V157H154V159L155 158H157V159H155V163H154V161H153V159H152ZM169 158V159H168ZM206 158V157H205ZM208 158V157H207ZM206 158V159H207ZM210 158V157H209ZM216 158H220V160H215ZM226 158V159H225ZM245 158V159H244ZM16 159H19V161L18 160H16ZM49 159H53V157L52 158H49ZM75 160H78L79 161V159L78 158H74ZM73 159V160H74ZM96 161H95V160ZM133 159V160H132ZM143 159V158H142ZM146 159V158H145ZM146 159V160H147ZM186 159H188V161L187 162H190L191 160H189L190 158L188 157V158H186ZM263 160H264V157L262 158ZM261 159V160H262ZM14 160V159H13ZM30 160H32V159H30ZM33 160V161H34ZM70 160V161H69ZM103 160V159H102ZM159 160V161H158ZM209 159H207V160H205L204 159V161H206V162H204V168L206 169V170H209L212 166L210 165V163L208 164V165H205L206 163H207V161H208ZM231 160V161H230ZM247 161V163H246V161ZM248 160H249V162H250V160H251V162L249 163L248 162ZM260 162V163H257L258 161ZM262 160V162H263V165H264V161ZM51 161H53V162H51ZM101 161V160H100ZM99 161V162H100ZM132 161H135L134 163L135 164H133V162ZM148 161V160H147ZM175 161V162H174ZM192 161V162H193ZM210 161V160H209ZM252 161H254L255 163H256V165H252L253 163H252ZM27 162V161H26ZM176 162H178V163H176ZM201 162V163H200ZM203 162H202V160L201 161H198V163H196L195 165H199V168L202 166V164H203ZM247 164V166H246V164ZM40 163V165H38ZM42 163V164H41ZM49 163H48V165H49ZM154 163V164H153ZM177 164V166H176V164ZM191 163V162H190ZM190 163H187V165L189 164V166H190V168L189 169H185L186 167L188 168L189 166H187V165H184L185 166V168L184 167H182V168H179L180 170L182 169V172L180 173L179 172V169H178V172H173V173H175V175H173V173H171V172H169V170L167 171V173L165 172V171H163V170H165L166 169V167L167 166H162V165H160L161 166V168H163L162 170H160L161 168H159V170L161 171V173H163L164 175L163 176H165V177H163V179H166V180H168V182L169 183H167V181H165V180H163V181H165V182H163V183H165L164 185H163V183L162 182H159V181H161V179H162V176H159V179H156L160 184H161V187H158V185H160L159 183H157V181H155V180H152L153 181V183H154V181H155V183L154 184H157V185H153V183H151L152 181L150 180L149 181V183H151L152 185H153V187L155 188V186H157V189L155 188H153L152 187V185L150 186V185H148L149 183L147 182V184H146V187L145 188H143L144 187V185H142V187L140 186V185H137L138 187H139V189H138V187L135 189V188H133L132 190H130V191H125L127 194H128V196L131 194V196H129V197H127L128 199H126L125 197H126V195H124V190L123 191H121L123 194H120L121 192L120 191H118L119 192V194H120V197L122 198H120L119 197V195H118V192H117V196H116V194H114V193H116V192H112L113 193V195H114V197H115V199H114V197L112 196V194L110 193V194H108L109 196L111 195L112 196V199H111V196L110 197H107V195L105 196V199L106 198H109V201L110 200H113V201H111V202H109L108 200H106V202L104 201V198L103 197H98V198H101V200L100 199H97V197H92V199H87V198H84L85 199V201L83 200V199H81V201H79L80 199V196L78 195V193H77V197H79V198H77L78 199V201L81 203L82 202V200H83V203L84 202H86V200H88L87 202H89V200H91L90 201V203H91V206H93L94 207V205H93V198H95V203L94 204H97L96 205V208L100 211V213H102V215L101 216H97L96 214H97V212H99V211H97L96 209H94L93 207H90L92 210H91V212L90 211H87L88 209H86V208H88V207H85V205L87 206V205H89L90 206V203H87L86 202V204L84 205V204H82V206L80 205V203H78V201H76V203H77V205L79 204L80 206V208L83 210H79V211H77V209H78V206L74 203V205H75V207L77 208H74V210H75V212H77L76 214H75V212H74V210H73V213H71L72 215H69V213L70 212H72V211H70L69 213H68V215L66 214L65 215V217H64V215H63V217H64V219H65V221H64V223L62 222L63 220V218H61L60 220H62V221H59L58 223H54L55 224V226H54V224L53 225H51L50 226V228L52 227V229H54V235L53 234H51V233H53L52 232V229H50L49 228V226H48V228L50 229V231H48L49 233H47L46 231L47 230H49V229H47L44 233H46L45 235H44V233L42 234V235H44L42 238H44V239H42L41 238V236H40V234L42 233H39V235L38 234H36V236L38 237H36V236H33V237H35V238H37L38 240H36L35 239V241L33 242L32 240H33V238L31 239V242H30V236L28 235V234H26L25 232V230L24 229H22V228H24L26 225V223L24 222L25 220H23V218L21 219V217H20V219L15 215V214H11V219H13V221H15V220H18L19 219V221H16V223L17 222H22V224L20 225L19 223H18V225L17 224H15L16 226H14V223H13V228H12V226H11V230H9V231H11L12 233H13V236L14 237H17V232H19L18 234V236H20V238H22V240H23V243H24V241L26 240V239H29V241H27L28 242V245H31V246H26L25 244L23 245L22 244V242L20 241L21 239H17V241L15 242V245L19 248H17V247H15L14 246V240H16L15 238H13V239H11V241H10V244H9V242H6L7 243V245L10 247L8 250H7V245H6V243H5V240H3L2 242L0 241V244H2V245H0L1 246V252L0 253H3V251H6V254H14V253H16V252H14L13 253V249H14V247L15 248H17L16 249V251H17V253L19 254H23V253H21L22 251H24L25 253H24V255H26L27 256V253H29V254H31V252L32 251H34L33 252V254H35V255H37L38 256V254H36V252L37 253H39V257H41L40 258V261L42 260V262L43 261H45V262H47L48 260H49V258H48V256H50V255H52L53 253H55L56 252V249L57 248H61L60 250H61V252H62V254L60 253V256L57 254V255H52V259H53V262H52V260H51V264H55V263H57V261H56V259L59 261L60 260V258H61V256L63 255L64 256V259L66 258L65 257V254H66V256H67V262H68V260L70 261L71 259H72V262H73V260L75 259L76 260V258L77 257H80V256H78L77 254H79V255H81V256H83V255H85V253H83L82 254V252H85L87 249L89 250L90 249V247L91 246H93V249L95 250V247H96V249H97V247H98V249H99V247L100 248H103L106 252L108 251V253H111L112 251H111V249L112 250H114L113 252H112V254H114V252H116V251H118L119 249V251L118 252H116L115 254H116V256L118 255V253H122V251H123V253L126 255H128V258L130 257V258H136V256H135V254L137 255L138 254V252H139V254H138V256L141 254L140 253V249H139V251H138V248H137V246L139 247L140 245L142 246V243H149V244H151L152 243V245L154 244V245H158V248H160V249H162V248H164L165 247V244H166V242L164 241V240H169V239H167V237L169 236V233L170 232H172V234L174 233V231H175V234H174V236H173V240H176V238L174 239V237L176 236V235H178L177 233H181V231H180V228H181V226H180V228H179V226L177 225V226H175V222L177 221V219L179 218V217H181L180 215L181 214H185V216H186V214H190V212H189V210L191 209H189L188 207L190 206V204L192 203L194 206V208L192 207V211H194V215H187V217L188 216H190V217H192V216H194V217H192V219L194 218V219H199V220H192V219H190V217H189V220H186L185 219V216L183 215L182 217L184 218V219H182V218H180L179 220H180V222H181V220H186V221H183L184 223H185V225L187 226V224H189V223H191V224H189V225H192L193 223H196V224H198V225H201V224H199V222L200 223H202V221L201 220H204L205 222H204V224L203 225H206V230H208L207 232H206V230L202 227V225L201 226H199L200 228H201V230L202 229H204L203 231H200L199 232V234H197V232H195V231H198L199 230V228L196 226V224H195V227L193 226V228H192V226H189L191 229L190 230H193V229H195V231H193V233L195 232V234L194 235H197V237H198V242H197V240L196 239H194V238H197V237H194L193 236V234H192V232H190V230L188 229L189 227H186V226H182V228H183V230L185 229V227H186V229H185V231H187L186 233H187V235L189 236V235H191L190 236V238H188V240L190 239V240H192V242H190V247H187L188 246V242L190 241H188L187 239H186V237H188L187 235H186V237H184L185 236V231H182V232H184V233H179V235L177 236V238L179 239H182L181 237H183L184 239V241L183 240H181V241H178L177 240V244H176V242H174V244H173V240L171 241V239H170V241H167V244H169V242L171 243V244H169V245H167V247L169 248V252L171 251L170 249H174V248H177V247H184V249L181 247L180 249H182L181 251H179V253H182V252H184L183 250H185V246L188 248V250H185L187 253H185V256H183L185 259H187L186 260V262L184 261V263L183 264H204V263H206L207 261H205L206 259H208V258H205L204 256H202L201 254V252H204L205 250H206V248H204L205 246L203 245V243H204V241H206V240H209L210 242H212L213 240H215V242L213 243V249L216 251L218 248V246L219 245H217V243L219 242V244L220 245H222V242L224 243L222 246L225 248V249H227L228 250V245H230V244H226L227 243V238L224 236V240H223V238L222 237H220V236H223L222 234L225 232H223L222 230H223V228L225 229V230H229L230 232V234L231 233H233V231H238V229H239V226H240V228H244V227H246V226H244L243 224H244V222H242V221H245L248 217H244L245 215H242V213L241 212H243L244 214H245V212L244 211H246L245 210V208L246 209H248V208H250V209H248L249 211H246V212H249V213H246V216H248V215H250V213L251 214H253V215H250L249 217H251V218H248L247 220V223H246V221H245V224H248V226H249V224H251L250 223V221L252 220V217L254 216V215H256L257 214V212H259L260 213V211H261V209L259 210V207L262 205V207L264 206V194H262L263 193V191H262V188H264V179H263V183L261 182V179L263 178V176H264V171H262V170H264L263 168H262V166H261V168H262V170H260L259 169V171H260V175H259V172L257 171V173H258V175L259 176H262V178L260 179V181L258 180V175L256 176V175H253L252 174V176H253V178H252V176H251V178H250V181L252 180V179H254V176L256 177L254 180L257 182V184H259L260 182L263 184V187H262V184H260L259 186H256L257 184H255L256 182H254L253 180V182H254V184L251 182L250 183V181H248V179L249 178H247V181L245 180V179H242L243 180V182L244 181H246V183L247 182H249V183H243V182H241V180H240V174L239 173H235V171H234V169L232 170L233 171V173H235V175H238L239 176V178H238V176H236L237 177V179H236V177H235V175L232 173V172H229V171H231L230 170V168H231V166H233V165H229V164H227V167H228V165L230 166V168L228 167H225L224 166V169H226V170H228V171H226V170H222L223 169V165L220 167V164L218 163L217 165V167H215L214 168V166H213V170H215L214 172H216V173H214L213 172V170L212 171H209L210 173H208L206 170V174H204V169L202 170V168H203V166H202V168H201V172H203V174L198 170V169H194V168H196V166L194 167V165L192 166V164H190ZM200 163V164H199ZM216 163H215V166H216ZM239 163V164H238ZM25 164H27V163H25ZM35 164H37V166L35 165ZM141 164V163H140ZM180 166H179V165ZM224 164V163H223ZM224 164V165H225ZM243 164H245V165H243ZM248 164H251L252 166H254L253 168L251 167V165L249 166ZM258 164H259V168L257 167L258 166ZM262 164V163H261ZM57 165V164H56ZM134 165V166H133ZM197 165V166H198ZM18 166V165H17ZM39 166V167H38ZM43 167V169H44V166H45V169H46V172H47V169L49 170L48 172L50 173V174H48V173H46V172H43V169L41 168V170H40V167ZM152 166H151V168H152ZM160 166H156V169H157V167H160ZM208 168H206V167ZM244 166V167H243ZM36 167H38L37 169H36ZM47 167V168H46ZM154 167V166H153ZM175 167V168H174ZM221 169V171H219L218 169L219 168ZM256 167V168H255ZM264 167V166H263ZM24 168H26L25 169V171H24ZM136 168H137V166H136ZM135 168V169H136ZM172 168H174V169H172ZM185 169V171H184V169ZM193 168V169H192ZM198 168V167H197ZM218 168V169H217ZM243 168H250L249 170L248 169H243ZM22 169H21V171H22ZM33 171H32V170ZM45 169H44V171H45ZM168 169V168H167ZM172 169V170H171ZM35 170H37L38 171V173H42L41 174V176H40V174L37 176V171H36V174H34L35 172ZM39 170H40V172H39ZM193 170H195V171H193ZM245 171L244 173L242 172L241 173V171ZM247 170V171H246ZM184 171V172H183ZM190 171V172H189ZM191 171H192V174H191ZM224 171H225V173H224ZM31 172H33L32 174H30ZM186 172H189V174H191V178L189 177L190 175L188 174V173H186ZM196 172V174H195V176H193L194 174L193 173H195ZM199 172V173H198ZM213 174H212V173ZM229 172V173H228ZM262 172V173H261ZM43 173H45V174H43ZM52 173V174H51ZM168 173H170V174H168ZM182 173H184V174H186L185 176H184V174H182ZM199 175H198V174ZM223 173V174H222ZM251 173H249V174H251ZM256 173V174H257ZM55 174V173H54ZM168 174V175H167ZM178 174H179V176H178ZM187 174L189 175V176H187ZM201 174H202V182H204V183H201V184H199V182H200V180L198 179V178H200L199 176H201ZM208 174H210L209 176H210V178H209V176H208ZM212 174V175H211ZM216 174H217V176H216ZM219 174V175H218ZM225 174H227V175H231L232 177L234 176V178L235 179H233L230 175L229 176H225ZM248 174V175H249ZM261 174H263V175H261ZM34 175L35 176H37V177H39V178H36V177H34ZM42 175H44V177L42 178ZM51 175V176H50ZM173 175V176H172ZM180 175H182V176H184V181H183V177L182 176H180ZM196 175L198 176V178H196ZM220 175H222V176H220ZM247 175V176H248ZM18 176V177H17ZM170 176H172V177H169ZM178 176V177H177ZM194 178H193V177ZM215 176V178H214V181H215V179L217 178V179H219L220 180V177H225V178H221V180L219 181L220 182V184L219 183H217L216 181H215V183H213V177ZM13 177H17L16 179L15 178H13ZM30 177H34V179L33 178H31V181H30ZM41 177V178H40ZM167 177V178H166ZM181 178L182 179V181H183V183H182V181H181V179H178V178ZM188 177H189V179H188ZM203 177H205V178H203ZM211 181V183L212 184H215V185H212V184H210V181L207 179V178ZM230 177V178H229ZM248 177H250V176H248ZM28 178V179H27ZM56 178V177H55ZM38 180V182L37 183H39V185L34 181V180ZM41 179V180H40ZM169 179H171V181H172V183L173 184H175V183H177V184H179V185H177V184H175L174 186L172 185V183L170 182V180ZM177 179H178V182H179V180H180V182L178 183L177 182ZM190 179H192V180H194V179H196L197 180V182L194 180V181H192V180H190ZM203 179H205V181H203ZM216 179V180H217ZM222 179L224 180H226V179H228V185L225 183V180L223 181L224 182V185H223V182H221L222 181ZM236 180L235 182L234 181H232V180ZM26 180H28V181H26ZM176 180V181H175ZM185 180H187V181H190V183H191V181H192V183L193 182H195L196 183V190H194V186H195V184L193 183H191V184H189V182H185ZM207 180V181H206ZM16 181V183H18ZM40 181V182H39ZM199 181V182H198ZM209 181V184L211 185V186H208L209 184H205V183H207ZM259 181V182H258ZM28 182H29V185L27 186V184H28ZM175 182V183H174ZM227 182V181H226ZM236 183V185H238L239 187V189H240V186H242V184H243V187H246V186H244V184L245 185H249V184H252V185H249V188H250V190H251V187L250 186H252V188H253V186L255 187H257V190H256V187L255 188H253L252 189V191L255 189V191H257V192H255L254 193V191H253V193H250V194H253V196H255V197H252V195H250V197L246 194V196H245V194L244 193H242V191H246L247 189H249V188H247V189H244L243 187H242V191L241 190H239V192L241 191V195L240 196H242V197H239L238 195H237V197H239L240 199H238L237 197V199L235 198V195L236 194H234V197H233V195H231V193L233 192V190L235 191V193H237L238 191L236 190L237 189V187H236V185L234 184V183ZM238 182H239V184H238ZM171 183V184H170ZM186 183V184H185ZM222 183V184H221ZM242 183V184H241ZM14 184L11 186V190L12 189H14ZM168 184V185H167ZM183 186H182V185ZM193 185V186H188L189 188L187 189V186L186 185ZM204 184V185H203ZM216 184H218L219 186L220 185H223V186H220V188H219V186L217 187L216 186ZM230 184V185H229ZM31 185V187H29ZM38 185V186H37ZM148 185V186H147ZM169 186V187H167V186ZM171 185V186H170ZM203 187V190L205 189L204 187L206 186V187H209V188H206L205 190L209 193H206V191H204L205 193H202V196H206V194H207V196L206 197H202V196H200L201 195V192H202V190H201V192H200V189H202V187ZM229 186V190H228V187L227 186ZM231 185H233V187H236V188H234L233 189V187H231L230 188V186ZM235 185V186H234ZM10 185H8V187H9ZM149 186L150 187H152L153 189H151V188H149ZM178 186H180V187H178ZM197 186H198V188H199V186H200V189H198L197 190ZM213 186V188L216 186V189L214 188L213 189V193L211 192L210 193V191H211V187ZM227 187V189H226V187ZM170 187H171V191H170ZM173 187H174V189H173ZM185 187H186V189H185ZM260 187H261V189H260ZM140 188H143V189H140ZM179 188V189H178ZM182 189V192L180 191L181 189ZM190 188H192L193 190V192L191 191V189ZM217 188H219V189H217ZM222 188H224V189H226V190H228L229 191V193L230 194H227L228 193V191H226V190H224V189H222ZM9 189V188H8ZM9 189V190H10ZM16 189H15V191H16ZM134 189H135V191H134ZM167 189H169V190H167ZM208 189V190H207ZM231 189H232V191H231ZM244 189V190H243ZM258 189H260L259 191H258ZM11 190H10V192H11ZM141 190V192L139 193V191ZM150 190H151V193H149L150 192ZM179 190V191H178ZM188 190V191H187ZM210 190V191H209ZM214 190H215V192H214ZM221 190L223 191L224 190V192L225 193H223V192H221ZM246 191L245 193H247V192H252V191ZM13 192H15L14 190H12ZM32 190H30V192H31ZM132 191H134L135 193H133ZM172 192V193H170V192ZM176 193V194H174V192ZM188 193H187V192ZM198 192V194L199 195H195V194H197V192ZM216 191H218V192H216ZM231 191V192H230ZM237 191V192H236ZM12 192V193H13ZM19 192L17 193V191L15 192V193H17V194H12L13 196H11V198H15V199H13V200H16V197L17 198H20V197H24V198H26V193L28 194V193H30L29 191L28 192H25L24 194L21 192L20 194H19ZM53 192L55 193L56 191H54L53 190ZM137 192V193H136ZM178 192H179V194H178ZM195 192V193H194ZM262 192V193H261ZM54 193H53V195H54ZM125 193V194H126ZM168 193H170L171 194V196L170 195H168ZM182 193V194H181ZM190 193V195H187V194H189ZM194 193V194H193ZM215 193V194H214ZM256 193H261V195H262V197H263V199H261V200H258V198L259 197H261V195H259V197H258V195H255ZM22 194V195H21ZM136 194V196H137V199H136V196L135 197H133L134 195ZM176 195V196H174V195ZM205 194V195H204ZM240 194V193H239ZM244 194V195H243ZM17 195V196H16ZM24 195V196H23ZM124 197H123V196ZM173 195V196H172ZM179 195L181 196V195H185V197H180L179 199H177L178 197H179ZM187 195V196H186ZM192 195V197H189V196H191ZM193 195H195L194 196V198H193ZM232 196V199H229V197H227V196ZM18 196H20V197H18ZM74 196V198H76V194H74L73 195ZM154 196V197H153ZM231 196H230V198H231ZM243 196H245V198L243 197ZM249 198H254L255 199V201H256V197H257V200L258 201H262L261 202V204H260V202L258 203H254V199H253V201L251 200V199H248V200H250V202H248V200L246 201V200H243V199H247L248 197ZM27 197H28V195H27ZM118 197H119V200H121V201H123V200H125L126 199V201H128L129 202V204H130V202H132L133 203V206H132V208L130 207H128V205H127V203L125 204L126 205V207H128L129 209H127V210H129L128 212L130 213V215L132 216H130V215H126V213H128L126 210V213L125 214H122V210H124V209H126V207H125V205L123 204V202H122V207H124V208H122V210H121V208H120V206H118V203H119V205H120V202H118L117 204H115L117 201H119V200H117L118 199ZM131 197H133V198H135V200L137 201L136 203H138V204H136V203H134L131 199H133V198H131ZM149 197V198H148ZM175 197H176V199H175ZM186 197H189V199L188 198H186ZM222 197V198H221ZM227 197V198H226ZM24 198H21V199H18V201L17 202H19V203H22V201H24V200H22V199H24ZM73 198V199H74ZM91 198V197H90ZM125 198V199H124ZM131 198V199H130ZM154 198V199H153ZM174 198V199H173ZM184 198L186 199L185 201H180V199H183L184 200ZM205 198V199H204ZM219 200H218V199ZM235 199V202H237V204L236 203H234V199ZM243 198V199H242ZM77 199H74V200H77ZM130 199V200H129ZM163 199V200H162ZM204 199V200H203ZM213 199V200H212ZM12 200V199H11ZM13 200L12 201H9L10 203L11 202H13ZM19 200H21V201H19ZM26 200V199H25ZM96 200L98 201V200H100L99 202H100V204H99V202H96ZM134 200V199H133ZM134 200V201H135ZM179 200V201H178ZM203 200V201H202ZM230 200V201H229ZM233 200V204L231 205V206H233V208L232 207H230V208H232V210L233 211H231V209H229L231 212L230 213H232L233 212V214H229V212H226V213H224L226 210L225 209H227V211H228V207H226L227 205H229L228 203H231V201ZM238 200V201H237ZM102 201H104L103 202V205H102ZM116 201V202H115ZM125 201V202H126ZM145 201V202H144ZM174 201H175V203H174ZM178 201V203L179 202H182L183 204H184V202H185V204H184V206H180V203L178 204V203H176ZM211 203H210V202ZM241 201V202H240ZM245 201V203H243ZM252 201V202H251ZM15 202V201H14ZM13 202V204H15ZM109 202V204L107 205V206H105L107 203ZM113 202H114V205H113ZM124 202V203H125ZM159 202V203H158ZM167 202H168V204H167ZM204 202V203H203ZM228 202V203H227ZM239 202V203H238ZM110 203H111V205H110ZM132 203L130 204V206L132 205ZM144 203V206L142 205ZM154 203V204H153ZM166 203V204H165ZM173 203H174V205H173ZM188 203V204H187ZM240 203H242V205H247V204H252V206L253 205H255V206H253L255 209H253L254 210V212H255V210H256V212L254 213L253 212V210H252V206L250 207V205L249 206H247V207H245V208H240L241 210V215L240 214H238L237 215V213L239 212V210H235L234 208H236V209H239V207H241L240 205ZM2 204V203H1ZM0 204V205H1ZM105 204V205H104ZM134 204H136V205H134ZM172 204V205H171ZM192 204H191V206H192ZM209 204V207L207 206ZM213 204V205H212ZM258 204H260V205H258ZM12 205V204H11ZM73 205V206H74ZM99 205H101V207H103V208H101ZM111 207H113L114 206V209L116 210H114L113 208V210L112 209H109L110 208V206ZM116 205H117V208H115L116 207ZM139 207H138V206ZM148 205V206H147ZM171 207H170V206ZM179 205V206H178ZM187 206V208H186V206ZM222 205V206H221ZM235 205H237L236 207H234ZM239 205V206H238ZM259 207H258V206ZM85 208H84V207ZM109 206V207H108ZM136 206V207H135ZM149 206H151L152 207V209H151V207L149 208ZM156 208H158V210L160 211V212H164V213H166L165 214V216H164V218H163V215L164 214H162V213H160L159 211H155V209H153L154 207ZM168 206V207H167ZM203 206V207H202ZM230 206V205H229ZM108 208V211H107V209L106 208ZM118 207H119V209H120V211H121V214L119 215V211H117V209H118ZM135 207V208H134ZM138 207V208H137ZM184 208L185 207V209L184 210H182L181 209V211H186V209H188L185 213H183V212H181L179 209L180 208ZM196 207V208H195ZM225 207V208H224ZM243 207V206H242ZM256 207H258V208H256ZM90 208H89V210H90ZM143 208V209H142ZM147 208H148V210H147ZM175 208V209H174ZM223 208H224V210H223ZM264 208V207H263ZM71 209V208H70ZM69 209V210H70ZM84 209H86V210H84ZM104 209H106V211L104 210ZM130 209H131V212L133 211V209H142L141 210V212H143L144 211V213H146V210L149 212V211H153L154 212V215H153V213H151L150 212V214L152 215V217L154 218H158V219H155L154 218V220H156V222L153 220V218L151 217V215L149 214V217H150V219L148 218V212L146 213V217L145 216H143V213H140L138 210H134L133 212H132V214H131V212H130ZM151 209V210H150ZM167 209H169V210H167ZM170 209H174L172 212H171V210ZM194 209H196V210H194ZM105 212H104V211ZM157 210V209H156ZM177 210H179V212L177 211ZM211 210H213V211H211ZM97 211V212H96ZM101 211H103L104 212V214H103V212H101ZM169 211H170V214H169ZM192 211H191V213H192ZM198 211V212H197ZM222 213V214H224L223 215V218L222 219H217L216 220V218H218V216H221L219 213L220 212ZM252 211V212H251ZM263 211H264V209H262V211H261V213H262V216L264 215V213H263ZM79 212V213H78ZM83 212H86V214H92V212H96V213H94V216H93V214L92 215H90V217L88 216V215H86L85 213H83ZM88 212V213H87ZM113 212V213H112ZM140 213L139 215L138 214H136V216L134 217V213ZM175 212V213H174ZM177 212V213H176ZM197 212V214H198V217H196L195 216V213ZM205 212V213H204ZM235 212V213H234ZM84 214L85 216H88V218L87 217H85V220H83L84 221V223L82 222V218L84 217V215H83V217H81L80 216V214ZM112 213V214H111ZM117 213H118V215H117ZM158 213V214H157ZM159 213H160V215H159ZM173 213V215H171ZM180 213V214H179ZM229 215H228V214ZM44 214V213H43ZM73 214L74 215H76V216H78V217H76V216H73ZM109 216H108V215ZM114 214V215H113ZM157 216H156V215ZM162 214V215H161ZM171 215V217L170 216H168V215ZM177 216H176V215ZM248 214V215H247ZM15 215V217L13 218L12 216H14ZM96 215V216H95ZM100 215V214H99ZM105 217H104V216ZM107 215V216H106ZM117 215V216H116ZM122 215H124L125 216V218H126V220L124 221V217H122ZM145 215V214H144ZM218 215V216H217ZM240 215V219L239 220H242V221H238V219L236 218V216L238 217ZM66 216L67 217H69V218H66ZM92 216H93V220L95 219V223L93 224H90V222H87V219H89V220H91V218H92ZM122 217V219L121 218H116V217ZM130 218V220L129 219H127L128 217ZM143 216V217H142ZM163 218H161V217ZM175 217V219L176 220H174V217ZM179 216V217H178ZM259 216V218H257ZM262 216H260V214H258L257 215V217L256 216H254V217H256L257 219H259L260 220V218L262 219L263 218V222H264V216L262 217ZM79 217H81V220H79L80 218ZM139 217V218H142V219H144V221H143V223L142 222H140L141 221V219H137V218ZM168 217V218H167ZM170 217V218H169ZM173 217V218H172ZM177 217V218H176ZM186 217V218H187ZM196 217V218H195ZM253 217V218H254ZM15 218H17V219H15ZM74 218V219H73ZM77 218H79V219H76ZM97 218H99V219H97ZM101 218V219H100ZM110 218V219H109ZM114 218V219H113ZM118 220H116V219ZM124 218V219H123ZM133 218H135V222H134V224H138L137 222H136V219L137 220H139L138 222H140L139 223V225H137V227L138 226H142V224H144V222H145V220L146 219H149V222L151 221V219H152V222H155V224L154 223H148L147 221L148 220H146V222H145V224L147 223V224H149V225H144V226H142V228H141V226H140V228L138 227H136L135 225H133V221H134V219L132 220ZM146 218V219H145ZM172 218V219H171ZM220 218V217H219ZM256 218L254 219V221H256ZM15 219V220H14ZM25 219V218H24ZM34 219V218H33ZM33 219H31L30 221H32ZM35 219H38V217L37 218H35ZM34 219V220H35ZM72 219V220H71ZM84 219V218H83ZM111 221H109V220ZM113 219V220H112ZM120 219V220H119ZM168 219V220H167ZM245 219V220H244ZM251 219V220H250ZM67 220V221H66ZM68 220H70V221H68ZM93 220H91V222L93 221ZM127 220H129V224H130V222L132 223V224H130V227H129V224L126 226L125 224H126V222H127ZM170 220H172L171 222H170V226H172V223L174 224L172 227H170L169 225H167V224H169V221ZM173 220L175 221V222H173ZM191 220V221H190ZM219 220V221H218ZM237 220V221H236ZM71 221H73V222H71ZM76 221V222H75ZM78 221H80L81 222V226L83 227H81L80 226V223H78ZM86 221V222H85ZM99 223H98V222ZM114 221V222H113ZM115 221H117V223L115 222ZM124 221V222H123ZM159 223H158V222ZM196 221V222H195ZM215 221V222H214ZM236 221V224H237V222L238 223H240V224H235L234 222ZM62 222V223H61ZM67 222V223H66ZM75 222V223H74ZM113 222V223H112ZM118 222H120V223H122L123 222V224L125 225H123V228H122V225L120 226V223H118ZM166 222H168V223H166ZM179 222V223H180ZM183 222H181V224H179V225H184L183 224ZM189 222V223H188ZM193 222V223H192ZM213 222V223H212ZM219 222V223H218ZM241 222L243 223L242 225H243V227H242V225H241ZM249 222V223H248ZM253 222V221H252ZM257 222V221H256ZM254 223V225L253 224H251V226L250 227H252V226H255V224H257L256 225V227H253V228H250V229H252V231H250V229L248 230V226L246 227V228H244V229H246L247 230V233H248V235L249 236H251V235H253L254 234V237L253 236H251L252 238V245L250 244V246L252 247L253 246V244H254V242H253V239L255 240V242H257L256 241V239H258L257 237H258V235L259 234H264V232L262 231V233H259L258 231L261 229V228H263V226H261L260 224H262V225H264V223H261L262 221H260V223L259 222H257V223ZM68 223H69V226H68ZM74 223V225L76 224V225H79V228L77 227V226H74V225H70V224H73ZM78 223V224H77ZM88 223L90 224V227L92 226L93 227V229H91L90 227H89V225H88ZM96 223L99 225V226H101V227H97L96 228ZM109 223H111V224H109ZM158 223V224H157ZM187 223V224H186ZM28 224V223H27ZM60 224H62V225H67L68 226V229H69V231H70V229L72 230V231H70V233L71 234H74L75 233V230H76V228L77 229H79V230H77L78 232H76L74 235H76L77 234V236L75 237V238H73L74 237V235H71V234H66V235H68L69 237H71L72 236V238L70 239L69 237V240H68V238H67V236L65 235V233H64V231H66V229L65 228H67V226L64 228V227H61L60 226ZM87 225V226H84V225ZM119 226H118V225ZM162 224V225H161ZM177 224H178V222H177ZM234 224H235V226H234ZM22 227H20V226ZM25 225V226H24ZM43 225V224H42ZM95 225V226H94ZM106 225V226H105ZM108 225H109V228H108ZM111 225V226H110ZM118 227H121V228H118ZM133 225V226H132ZM156 225V226H155ZM214 225V226H213ZM260 225V226H259ZM18 226V227H17ZM24 226V227H23ZM27 226H30V225H27ZM61 227L62 228V230L63 231H61L60 229L61 228H54V227ZM71 226L73 227V229L71 228ZM117 228H116V227ZM136 228H135V227ZM161 226H163V228L165 229H163ZM170 227V228H175V230H172L171 231V229H170V232H167V227ZM211 226V227H210ZM235 229L237 226V230H234L232 227ZM18 229V231H16L15 232V229L16 228ZM21 229H20V228ZM87 227H89V228H87ZM96 229H95V228ZM107 227V228H106ZM132 227V228H131ZM149 227V228H148ZM159 227H160V229H159ZM177 227H178V230H177ZM205 227V226H204ZM229 227H231L232 228V232H231V228H229ZM258 227H261V228H258ZM81 228V229H80ZM84 228H85V230H84ZM114 228V229H113ZM131 229V230H128V229ZM135 228V229H134ZM148 228V229H147ZM150 228H151V230H150ZM182 228H181V230H182ZM198 228V230H196ZM228 228V229H227ZM254 228H256V229H259V230H257V232H258V234L255 232V230H254ZM25 229H26V227H25ZM29 228L27 227V232L29 231L28 230ZM56 229V230H55ZM58 229H59V231H58ZM99 229V230H98ZM102 229V230H101ZM138 229H139V231H138ZM158 229V230H157ZM213 230V229H215V230H213L212 231V233H210L211 232V230ZM219 229V232H217V230ZM241 229V230H242ZM13 230H14V232H13ZM22 230V231H21ZM73 230H74V233H73ZM80 230H83V232L82 233H80L81 231ZM94 230H96L97 231V233H95L96 231H94ZM126 230V231H125ZM135 230V231H134ZM138 232H137V231ZM161 230V231H160ZM164 232H163V231ZM177 230V231H176ZM220 230L222 231V233L220 232ZM245 230V231H246ZM254 230V231H253ZM263 230H264V228H263ZM25 231V232H24ZM55 231H57V232H62L63 233V235H61V237H63L64 236V238H62V240H61V237L59 236V234H61V233H57L58 234V237H60V238H54V239H56V240H52V241H50V238H52V237H55ZM80 231V232H79ZM84 231L86 232L87 231V233H86V235H83L82 236V234H84ZM116 231V232H115ZM134 231V232H133ZM169 231V230H168ZM179 231V232H178ZM210 231V232H209ZM215 231H216V233H215ZM244 230H242V232H245ZM250 233H249V232ZM260 231V232H261ZM23 232L25 233V235L24 236H29L28 238L27 237H24L23 235H21V234H23ZM94 232V233H93ZM99 232V233H98ZM102 232V233H101ZM126 232H127V235H130V236H128L127 237V235H125L126 234ZM129 232V233H128ZM133 232V233H132ZM135 232H137V234L135 233ZM163 232V233H162ZM177 232V233H176ZM203 232V233H202ZM233 233V235L232 236H234V237H232V238H234V239H238V241H239V239L241 238V237H239L240 235H246L247 233H242V234H238V235H236L237 233ZM240 232V231H239ZM253 234H252V233ZM255 232V233H254ZM12 233H11V236H12ZM15 233V234H14ZM21 233V234H20ZM30 233V232H29ZM67 233V232H66ZM69 233V232H68ZM78 233H79V235H81L79 238H77L79 235H78ZM122 233V234H121ZM124 233V234H123ZM139 233V234H138ZM168 233V234H167ZM190 233V234H189ZM210 235V238L207 236L208 234ZM53 235L52 237H51V235ZM95 234H96V236H95ZM99 234V235H98ZM117 234V235H116ZM120 234V235H119ZM131 234H132V236L133 237H131ZM135 234V235H134ZM141 234V235H140ZM146 234V235H145ZM151 234V235H150ZM152 234H155V235H152ZM164 234H167L166 236L167 237H165V235ZM204 234V236L205 237H208V238H206V240L204 239V240H200V237L201 238H205V237H203L202 235ZM226 234H228V231L227 232H225L224 233V235H226ZM230 234H228L227 235V237L229 238V236H231ZM16 235V236H15ZM46 235H50L49 237V239L47 238V236ZM71 235V236H70ZM90 235V236H89ZM116 235V236H115ZM123 235H125L126 236V238H125V236H123ZM148 235H150V236H148ZM184 235V236H183ZM235 235H236V238H235ZM256 235V236H255ZM262 235H260V236H262ZM12 236V237H13ZM23 236V237H22ZM45 236H46V239H48L47 241H49V242H53L54 241V243H55V241H58L57 239H60V241H58V242H66V243H62L61 242V244L60 243H58L59 244V247H57V245H56V248H55V244L54 243H52V244H54L53 246H52V244L51 243H49V245L50 246H52V247H54V250H52L53 248H51L50 247V250L53 252V253H51V251L48 249L49 248V245H48V242H46V239H45ZM86 236V237H85ZM105 236V237H104ZM112 236H114V237H116V238H112ZM123 236V237H122ZM136 236V237H135ZM141 236V237H140ZM162 236V237H161ZM170 236H172L171 235V233H170ZM200 236V237H199ZM11 237V238H12ZM32 237V236H31ZM40 237V238H39ZM57 237V236H56ZM219 237V238H218ZM239 237V238H238ZM243 237H246V238H244V240H243ZM242 237V240L243 241H241L242 243H237V244H239V245H243L245 242H246V244H247V242H248V240H247V238H249L250 239V237H247V236H243ZM263 238H264V235L262 236ZM262 237H259V241L258 242H260L261 243V246L264 244V241H263V244H262ZM23 238H25V240L23 239ZM77 238V239H76ZM80 238H81V240H80ZM83 238V239H82ZM86 238H88L87 240V242H86V240H84V239H86ZM108 238V239H107ZM110 238H112V239H110ZM121 238H123V239H121ZM160 238V239H159ZM168 238H170V237H168ZM192 238V239H191ZM221 238H222V240H221ZM226 238V239H225ZM261 238V239H260ZM67 239V240H66ZM72 239H74V240H72ZM104 239V240H103ZM179 239V240H180ZM185 239H186V241H185ZM231 239V238H230ZM250 239V240H251ZM8 240H10V239H8ZM12 240H13V242H12ZM40 240H42V243H43V241H44V243H43V245H42V243L41 242H39ZM65 240V241H64ZM70 240H71V242H70ZM76 240H79V241H76ZM193 240H195L197 243L195 244V248H193L192 247V245L195 243V241H193ZM212 240V241H211ZM218 242H217V241ZM222 241L221 243H220V241ZM227 240V241H226ZM232 240V239H231ZM250 240H249V242H250ZM264 240V239H263ZM18 241H20L21 243L20 244H22L21 245V247H20V245L18 246L16 243H19ZM38 242V244H37V242ZM69 241V242H68ZM81 241V242H80ZM144 241V242H143ZM165 242L164 244H162L163 242ZM200 241V242H199ZM26 242V243H27ZM45 242H46V244H45ZM73 242V243H72ZM77 242V243H76ZM157 242V243H156ZM159 242H162L161 244L162 245H159L160 243ZM180 242H182L181 243V246H180ZM231 242V244H232V242L233 241H230ZM229 241H228V243H230ZM237 242V240L236 241H234L233 242V245H234V243H236ZM249 242H248V244L245 246V245H243V246H245V247H243L244 249V251L242 250V252H244V253H242V255H241V253H240V251H237V250H233V251H235L236 253H234L232 250H228V252L225 254V252H223V251H225V250H222V253H224L225 254V256L227 257L228 256V254L231 252H233L232 254L230 253V255L232 256V255H235V259H231L230 260V258H228L229 260H227V262L229 263V264H232V262H233V260H236V257H237V259H239V261H241L242 259L243 260H245V262H241L242 264H246V259H244V258H246V256H248L249 255V253H247V254H245L246 252H251V255H249V257L251 256L252 258H253V255H256V254H258V253H256V252H258L259 250H262V248H264V246L262 247V248H260L259 249V247H261L260 246V243H259V245L257 244L255 247H254V251H255V253L256 254H253L252 255V253H253V248H250V246H249ZM12 243V244H11ZM32 243V244H31ZM41 243V246L39 245ZM85 244V245H83V244ZM100 243H102V244H100ZM116 243V244H115ZM120 245V246H117L118 244ZM135 243H138L139 245H134ZM185 243H188V244H185ZM193 243V244H192ZM201 243H202V245H203V248H201V252H198L199 250L198 249H200V247L199 246H201ZM216 243V244H215ZM6 245V246H3V245ZM36 244H37V248L39 249H37V251L35 250L36 249ZM44 244H45V246H44ZM66 244V246H68V248H67V250H69L73 245H75L74 247H78L79 245H81L80 247L81 248H77V251H78V249L80 250H82L83 249V247H85L86 245V247H89V248H87L86 249V247H85V249H83L84 251H81V254L78 252H76V250H74V249H76V248H74V247H72V248H74L73 250H72V248H71V250L72 251H69V252H71L70 254H69V256L70 257H73V256H76L77 255V257L75 258V257H73V258H71L70 259V257L67 255L68 254V251L66 250V248L64 247V248H62V247H60V245L62 246V245H65ZM112 244H115L113 247H112ZM128 245V247L130 246V248H131V250L133 251H136L137 250V253H134V254H131L130 253V249H128V248H126L127 249V253H126V251H124V249H125V247L126 246H121V245ZM133 244V245H132ZM144 245V246H146V249H148V247L150 246L149 244V246L148 245ZM174 246H173V245ZM175 244H176V246L177 247H175ZM179 244V245H178ZM198 244H200L199 246H197ZM208 244H212V243H209V242H206L205 243V245L206 246H208ZM226 244V245H225ZM256 244V243H255ZM11 245H12V247H11ZM32 245H35L34 247L32 246ZM47 245H48V248H47ZM111 245V246H110ZM154 245L152 246V248H153V254H154V256H153V259H155V260H153L152 258H149V259H152L153 261H151L152 262V264L154 263V261H156L155 262V264L157 263V260H158V264H160L159 262L160 261H165V260H168L169 262H170V259H168L167 258V256H169V254H168V249L167 248H164V250L166 251V253H165V251H164V253L166 254H164L163 253V250H162V252H161V250L159 249V251H157L158 252V254L159 253H163V254H161V255H158L157 256V252H154V248L155 249H157V245L154 247ZM225 245V246H224ZM238 245V247H237V245H236V249H238V248H241L242 249V247H240ZM22 246H24V247H22ZM39 246L41 247V248H39ZM46 247L47 248V250H46V248H43L42 249V247ZM71 246V247H70ZM102 246V247H101ZM108 246V247H107ZM134 246H136V247H134ZM140 246V247H141ZM142 247V248H145V247ZM148 246V247H147ZM162 246H164V247H162ZM173 246V247H172ZM194 246V245H193ZM212 246V245H211ZM210 246V247H211ZM216 246V248H214ZM222 246H220L219 248H222L223 249V247ZM247 246H248V248H250V249H248L247 248ZM2 247H3V250H2ZM5 247H6V249H5ZM28 249H27V248ZM32 247V248H31ZM104 247H107L108 248V250H107V248H104ZM117 247V250L115 249ZM119 247H121V248H119ZM151 247V246H150ZM170 247H172V248H170ZM191 247H192V249H191ZM198 247V248H197ZM209 247V248H210ZM230 247H234V246H231L230 245ZM230 247H229V249H230ZM23 248V249H25L26 251H27V253H26V251L25 250H23L22 249V251H18V250H21V249ZM119 248V249H118ZM122 248H123V250H122ZM134 248H137L136 250L134 249ZM141 248V249H142ZM189 248H190V250H189ZM212 248V247H211ZM207 249V250H210V252L209 253H212L213 252V249ZM245 248H247L246 249V252H245ZM33 249V250H32ZM40 249H41V251H43L44 250V252L47 254H50V255H46L44 252H41L40 251ZM63 249H65L64 251H63ZM93 249H92V251H93ZM97 249V250H98ZM145 249V250H146ZM179 249V250H180ZM232 249V248H231ZM234 249V248H233ZM259 249V250H258ZM12 252H11V251ZM29 250L31 251V252H29ZM101 250V249H100ZM116 250V251H115ZM143 250V249H142ZM143 250V252H146L147 253V255H148V251H150L149 252V254H152L151 253V248H150V250L148 249V250ZM175 250H177V249H175ZM202 250H204V251H202ZM206 250V251H207ZM212 250V251H211ZM219 250V249H218ZM216 251V254H217V256L219 255V253L221 252V250H220V252L219 251ZM226 250V251H227ZM240 250V249H239ZM258 250V251H257ZM7 251H9V252H7ZM14 251H15V249H14ZM40 251V252H39ZM59 251V250H58ZM90 251V253L92 254V253H95L96 252V250L94 251V252H92L91 250H89ZM111 251V252H110ZM131 251V252H132ZM156 251V250H155ZM178 251V250H177ZM230 251V252H229ZM263 251V250H262ZM262 251H260L259 253H261V254H259V255H264V252H262ZM50 252V253H49ZM67 252V253H66ZM72 252H74V254H72ZM76 252V253H75ZM101 252H103L102 254H104V253H106V252H104V251H101ZM101 252L99 251V254L98 255H100L101 254ZM130 254H129V253ZM142 252V251H141ZM171 252H173V253H171ZM170 253V255L172 256H174L175 257V255L177 254V256H178V254L179 253H176V252H174L173 250L171 251ZM208 252V251H207ZM207 252H204V253H206V254H204V255H206L207 256ZM217 252H219V253H217ZM238 252H239V254H238ZM42 253H44V257H42L43 255H41ZM57 253V252H56ZM87 253V255H90V254H88V252H86ZM98 253V252H97ZM97 253H96V255H97ZM119 254L120 255V257L119 258H117V259H123V256L121 257V255L122 254ZM145 253V254H146ZM176 253V254H175ZM215 253V252H214ZM263 253V254H262ZM19 254V257L20 256H24V255H20ZM28 254V255H29ZM111 254V255H112ZM115 254H114V256H115ZM145 254H143L144 256L143 257H146L145 259L147 260V262L149 261V259H147V257L148 256H145ZM216 254H210V256L212 255V256H214L215 255V258L216 259H213V257L210 259L209 258V260H210V262L212 261V262H214L215 260H217V259H221V258H223L224 257V255L223 254H221V255H219V258H217L216 257ZM241 255V258H239L238 257V255ZM32 255V254H31ZM31 255H29L30 256V263H28V264H35V261H36V259H34L36 256H34V255H32L33 256V258L31 257ZM118 255V256H119ZM127 255L125 256V257H127ZM130 255H132V256H130ZM135 257H134V256ZM155 255H156V257H160V256H164V260H163V256L160 258V259H157V258H154L155 257ZM180 255V254H179ZM183 254H181L180 256H182ZM187 255H188V258H187ZM18 256V255H17ZM17 256H12L11 257V260L13 261V262H16V261H19V259H21V258H23L24 260H28L29 258V256H27V257H21V258H19V257H17ZM56 258H55V257ZM102 256V258H99V257H101ZM101 256H97V258H98V260L99 259H103L104 258V256L103 255H101ZM117 256V257H118ZM141 257H142V255H140ZM140 256H139V258H140ZM151 256V255H150ZM149 256V257H150ZM170 256V257H171ZM172 256V258H173V262L175 263V264H177L179 261H178V259L179 260H182V259H180V256H178V258L176 257V259H177V263L174 261V260H176L174 257ZM210 256H208V257H210ZM220 256H223V257H220ZM242 256H244V258L242 257ZM16 257V258H15ZM46 257H47V259H46ZM68 257H69V259H68ZM84 257H86L87 258V256H83V257H81V258H84ZM93 257V255L91 256V257H89V259L90 258H92ZM96 257V256H95ZM94 257V258H95ZM152 257V256H151ZM226 257H224L225 259H226ZM233 257H231V258H233ZM249 257H247L248 259H249V262H251V259L249 258ZM255 257H257V256H255ZM254 257V258H255ZM262 257V256H261ZM261 257H258V258H256V260L253 258L252 260H254V262H251V264L253 263H255V261H259V260H263L262 261V263L264 264V259H259V258H261ZM17 258H18V260H17ZM50 258V259H51ZM55 258V259H54ZM81 258H78L77 260H81ZM86 258H84V259H86ZM114 258L116 259V257H113L112 259L114 260ZM138 258V257H137ZM138 258V259H139ZM171 258V259H172ZM182 258V257H181ZM183 258V259H184ZM205 258V259H204ZM263 258H264V256H263ZM33 259V260H32ZM44 259H46V260H44ZM89 259L87 258L86 259V262L85 261H83V260H81V264H82V261H83V264H90V262L92 263L94 260H96V259H93V261H92V259L89 261ZM111 259V260H112ZM116 259V260H117ZM145 259L144 260H137L136 259V261H137V263H136V261H135V259H133L132 260V264H133V262L135 261V263L134 264H138V261L141 263H143V261L145 262ZM184 259V260H185ZM257 259H259V260H257ZM9 260V259H8ZM24 260H20L18 263L16 262V264H19L20 262V264H22L23 262H25ZM38 261H39V259H37ZM74 260V261H75ZM75 261L74 263H76V262H78V261ZM116 260H114V261H116ZM160 260V261H159ZM219 260H217V262L219 261ZM223 260V259H222ZM23 261V262H22ZM29 261H26V262H29ZM33 261V262H32ZM36 262V264H38L39 262ZM55 261V262H54ZM66 261H63V258L61 259V261L58 263V264H60L61 262H63V263H61V264H70V263H72L71 261H70V263H66ZM89 261V262H88ZM168 261H167V264H170V263H168ZM205 261V262H204ZM225 260H223V262H224ZM238 261V260H237ZM235 262V263H237L238 264V262ZM4 262V261H3ZM2 262V263H3ZM5 262H7V260L5 261ZM11 262V261H10ZM9 261H8V263L9 264H11ZM23 263V264H27V263ZM32 262V263H31ZM49 262V261H48ZM47 262V264H49ZM85 262V263H84ZM95 262V261H94ZM93 262V263H94ZM146 262V264H148ZM151 262H150V264H151ZM163 262H161V264H163ZM173 262H172V264H173ZM183 262V260L181 261V262H179V264H181ZM210 262L209 263H206V264H210ZM223 262H221L220 263V261L218 262V263H220V264H222ZM227 262H224V264L226 263V264H228ZM233 262V263H234ZM256 262V263H257ZM260 262V261H259ZM258 262V263H259ZM1 263V262H0ZM78 263H80V261L78 262ZM92 263V264H93ZM139 263V264H140ZM141 263V264H142ZM165 263V262H164ZM234 263V264H235ZM241 263H239V264H241ZM247 263H248V261H247ZM255 263V264H256ZM257 263V264H258ZM262 263H259V264H262ZM4 264V263H3ZM5 264H7V263H5ZM15 264V263H14ZM39 264H43V263H39ZM45 264V263H44ZM73 264V263H72ZM77 264V263H76ZM144 264V263H143ZM212 264V263H211ZM213 264H216V262L215 263H213Z\"/></svg>", "mask_w": 264, "mask_h": 264}, {"label": "bare ground", "instance_id": "2", "mask_svg": "<svg viewBox=\"0 0 264 264\" xmlns=\"http://www.w3.org/2000/svg\"><path fill=\"white\" fill-rule=\"evenodd\" d=\"M33 1H34V0H33ZM33 1H32V2H33ZM154 1H155V0H154ZM165 1H166V0H165ZM195 1H197V0H195ZM198 1H199V0H198ZM198 1H197V3H198ZM220 1H221V0H220ZM220 1H219V2H220ZM228 1H229V0H228ZM231 1H232V0H231ZM238 1H239V0H238ZM199 2L202 3V0H200ZM233 2H234V1H233ZM235 2H236V0H235ZM239 2H240V1H239ZM242 2H243V1H242ZM18 3H19V2H18ZM20 3H21V2H20ZM50 3H51V2H50ZM157 3H158V1H157ZM168 3H169V2H168ZM195 3H196V2H195ZM197 3H196V4H197ZM222 3H223V2H222ZM224 3H225V2H224ZM251 3H252V2H251ZM16 4H17V3H16ZM16 4H14V5H16ZM154 4H155V2H154ZM161 4L164 5V3H161ZM165 4H166V3H165ZM213 4H215V3H213ZM226 4H227V2H226ZM229 4H230V3H229ZM249 4H250V3H249ZM252 4H253V3H252ZM257 4H258V3H257ZM21 5H22V4H21ZM42 5H44V4H42ZM148 5H149V3H148ZM150 5H151V3H150ZM163 5H161V7H162ZM168 5H169V4H168ZM189 5H190V4H189ZM198 5H200V4H198ZM215 5H216V4H215ZM237 5H238V4H237ZM240 5H242V4L240 3ZM258 5H259V4H258ZM258 5H257V6H258ZM19 6H20V5H19ZM37 6H38V5H37ZM40 6H41V5H40ZM40 6H39V7H40ZM158 6H159V4H158ZM172 6H173V5H172ZM216 6H217V5H216ZM235 6H236V5H235ZM251 6H252V5H251ZM20 7H21V6H20ZM149 7H150V6H149ZM161 7H160V8H161ZM217 7H218V6H217ZM230 7H231V6H230ZM236 7H237V6H236ZM9 8H10V7H9ZM14 8H15V7H14ZM16 8H17V7H16ZM32 8H34V7H32ZM35 8H37V7H35ZM158 8H159V7H158ZM177 8H178V7H177ZM227 8H228V7H227ZM251 8H253V6H252ZM258 8H259V7H258ZM17 9H18V8H17ZM142 9H143V8H142ZM162 9H163V8H162ZM168 9H169V8H168ZM171 9H172V8H171ZM209 9H210V8H209ZM216 9H217V8H216ZM229 9H230V8H229ZM231 9H232V8H231ZM231 9H230V10H231ZM233 9H234V8H233ZM26 10H28V9H26ZM155 10H156V9H155ZM212 10H213V9H212ZM218 10H219V9H218ZM221 10H222V9H221ZM241 10H243V9H241ZM251 10H253V9H251ZM255 10H256V9H255ZM8 11H9V10H8ZM148 11H149V10H148ZM152 11H153V10H152ZM158 11H159V10H158ZM180 11H183V8H182ZM201 11H202V10H201ZM209 11H210V10H209ZM219 11H220V10H219ZM234 11H236V10L234 9ZM243 11H244V10H243ZM243 11H242V12H243ZM247 11H248V10H247ZM14 12H15V11H14ZM21 12H22V11H21ZM177 12H179V11H177ZM183 12H184V11H183ZM183 12H182V14H184L186 11H185L184 13H183ZM202 12H203V11H202ZM213 12H214V10H213ZM217 12H218V11H217ZM229 12H230V11H229ZM254 12H255V11H252V15H254V14H253ZM0 13H1V12H0ZM148 13H150V12H148ZM161 13H162V12H161ZM187 13H188V12H187ZM204 13H206V12H204ZM225 13H226V12H225ZM244 13H245V12H244ZM244 13H243V14H244ZM249 13H250V12H249ZM259 13H260V12H259ZM2 14H5V12H3ZM15 14H16V13H15ZM21 14H22V13H21ZM153 14H154V13H153ZM167 14H168V13H167ZM175 14H176V13H175ZM180 14H181V12H180ZM185 14H186V13H185ZM185 14L182 15V16H184V17L188 16V18H189V13H188V15H185ZM229 14H230V13H229ZM231 14L234 15V13H231ZM235 14H236V13H235ZM240 14H241V13H240ZM246 14H247V13H246ZM5 15H6V14H5ZM12 15H13V12H12ZM157 15H158V14H157ZM223 15H224V14H223ZM256 15L258 16V13H257ZM159 16H160V15H159ZM167 16H168V15H167ZM178 16H180V15L178 14ZM224 16H225V15H224ZM228 16H229V17L231 16V17L229 18ZM234 16H235V15H234ZM246 16H248V14H247ZM249 16H250V15H249ZM162 17H163V16H162ZM191 17H192V16H191ZM216 17H217V16H216ZM232 17H233L232 15H227L226 18H223V17H222V18L225 20L224 23H229L228 21H230V22H231V21H234V22H235V20H229V19H232ZM241 17L243 18L244 15L241 16ZM254 17H255V16H254ZM254 17H253V18H254ZM156 18H157L156 20H155V19H152L153 22H154V24H152V22H151V24H152V27H153L154 29H155V27H157L158 30H159V28H160V26L158 27L159 24H158L157 26H155V23H156V24L159 23V22H156V21L159 20V18H158V17H156ZM165 18H166V17H165ZM167 18H168V17H167ZM167 18H166V19H167ZM169 18H170V17H169ZM169 18H168V19H169ZM171 18H172V17H171ZM174 18H175V17H174ZM188 18H187V20H188ZM227 18H228V19H227ZM234 18H235V17H234ZM242 18H239V17H238L239 20L242 19ZM190 19H192V18H190ZM226 19L228 20L227 22H226ZM235 19H237V18H235ZM238 19H237V20H238ZM244 19L246 20L247 18L245 17ZM248 19H249V18H248ZM250 19H251V16H250ZM161 20H162V19H161ZM163 20H164V19H163ZM163 20L160 22L161 24H162V22L164 23ZM237 20H236V21H237ZM242 20H243V19H242ZM159 21H160V20H159ZM218 21H219V20H218ZM246 21H247V20H246ZM252 21H253V19H252ZM252 21H251V22H252ZM165 22H166V20H165ZM179 22H180V21H179ZM222 22H223V21H222ZM234 22H233V24H234ZM238 22H239V21H238ZM240 22H241V21H240ZM243 22H245V21H243ZM248 22H250V20H248ZM173 23H174V22H173ZM175 23H176V22H175ZM218 23H219V22H217V23L214 22L212 25H214V24L217 25ZM231 23H232V22H231ZM235 23L238 24L237 22H235ZM161 24H160V25H161ZM222 24H223V23H222ZM239 24H240V23H239ZM153 25H154V26H153ZM195 25H196V24H195ZM224 25H225V24H224ZM227 25H228V24H227ZM230 25H232V24H230ZM161 26H162V25H161ZM172 26H173V25H172ZM217 26H218V25H217ZM220 26H221V25H219V27H220ZM232 26H235V24L232 25ZM175 27H176V26H175ZM194 27H195V26H194ZM5 28H6V30H5V29H4V30H5L6 32H8V34L5 33V32L3 31V33H4L3 36H6V34H7V36L5 37V40H6V41H5V40H2V42L5 41V42H7V45H8V43H9L10 46L13 45V43H16L15 45H17V44H20L21 46L23 45V48H22L21 50H23V51L25 50V52H27V51L29 52V50L31 49V47H30L29 45H30L31 42H33V39H34V41L40 42V43H42V44L44 43V40L46 39L45 37L42 38V37H43L42 35L39 36V35H37V34H32V33H30L29 31H25L24 33H21V35H19L20 33L17 34V35H19V36H16L15 34L12 35L13 33L9 35V32H11V31H9V30L7 29V27H5ZM157 28H156V29H157ZM0 29H2V28L0 27ZM164 29H165V28H164ZM173 29H176V28H173ZM213 29H215V28H213ZM7 30H8V31H7ZM165 30H166V29H165ZM168 30H169V29H168ZM168 30H167V31H168ZM226 30H227V29H226ZM163 31H164V30H163ZM208 31H209V30H208ZM218 31H219V30H218ZM221 31H223V30H221ZM0 32H2V31H0ZM199 32H200V31H199ZM202 32H203V31H202ZM227 32H228V31H227ZM232 32H233V31H232ZM3 33H2V34H3ZM88 33H89V34H88ZM88 33H87L88 35L81 36V37H78V38L76 37V38H75V40H74V41H75V42H74V44H75V45H74V48H75L76 50H78L79 53H80V52H85V53H84V55H85V54H87L86 52H88V54L90 53V56H91V54H93L92 52L94 51V50L92 51V49H97V50H98V49H100V48L105 47V45L102 44L103 41H102V42H98V39H102L103 37H101V36H96V35H94L92 32H88ZM165 33H166V32H165ZM162 34H163V33H162ZM197 34H198V33H197ZM197 34H196V35H197ZM231 34H232V33H231ZM236 34H237V33H236ZM0 35H1V34H0ZM35 35H36V36H39V37H41V38L35 37ZM158 35H159L158 38H160V35H161V34L159 33ZM192 35H194V34H192ZM204 35H206V34H204ZM222 35H223V34H222ZM244 35H245V34H244ZM46 36H47V35H46ZM116 36H117V35H116ZM118 36H119V35H118ZM187 36H188V35H187ZM0 37H1V36H0ZM114 37H115V36H114ZM189 37H190V36H189ZM197 37H198V36H197ZM218 37H219V36H218ZM3 38H4V37H3ZM124 38H125V37H124ZM222 38H223V37H222ZM229 38H231V37H229ZM244 38H245V37H244ZM0 39H1V38H0ZM36 39H37V40H36ZM104 39H105V38H104ZM109 39L112 40V38H109ZM122 39H123V38H122ZM199 39H201V38H199ZM253 39H254V37H253ZM255 39H256V38H255ZM18 40H19V42H18ZM117 40H118V39H117ZM125 40H126V39H125ZM151 40H152V39H151ZM186 40H187V39H186ZM193 40H194V38H193ZM211 40H212V39H210V42H211ZM222 40H223V39H222ZM232 40H234V38H233ZM245 40H246V39H245ZM248 40H249V39H248ZM52 41H53V40H52ZM99 41H100V40H99ZM107 41H108V40H107ZM112 41H114V40H112ZM121 41L123 42V40H121ZM135 41H136V40H135ZM204 41H205V40H204ZM212 41H213V40H212ZM225 41H226V39H225ZM227 41H229V40H227ZM230 41H231V40H230ZM241 41H242V40H241ZM251 41H253V40H251ZM261 41H262V40H261ZM53 42H54V41H53ZM105 42H106V41H105ZM108 42H109V41H108ZM115 42H116V41H115ZM132 42H133V41H132ZM151 42H152V41H151ZM200 42H201V41H200ZM200 42H199V44H200ZM214 42H216V41H214ZM220 42H221V41H220ZM223 42H224V41H223ZM242 42H243V41H242ZM248 42H249V41H248ZM254 42H256V40H255ZM254 42H253V43H254ZM45 43H46V40H45ZM103 43H104V42H103ZM116 43H117V42H116ZM116 43H115V44H116ZM118 43H119V41H118ZM125 43H127V42H125ZM152 43H153V42H152ZM230 43H231V42H229V44H230ZM257 43H258V42H257ZM2 44H3V43H2ZM27 44H28V45H27ZM52 44H53V43H52ZM72 44H73V42H72ZM104 44H106V43H104ZM107 44H108V43H107ZM110 44H111V43H110ZM127 44H128V43H127ZM153 44H154V43H153ZM192 44H193V47H192V48H194V42H193ZM219 44H220V43H219ZM226 44H228V42H227ZM246 44H247V42H246ZM255 44H256V43H255ZM258 44H260V43H258ZM258 44H256V45L258 46ZM3 45H5V43H4ZM3 45H2V47H3ZM7 45H5L4 48H5ZM47 45H48V44H47ZM49 45H50V42H49ZM54 45L56 46V44H54ZM118 45H119V44H118ZM146 45H149V44H146ZM150 45H151V44H150ZM237 45H238V44H237ZM0 46H1V43H0ZM17 46H18V45H17ZM31 46H33V45H31ZM55 46H54L51 50H50V48H48V47H45V48H47V50H49V51H51V52H56V47H55ZM143 46H144V45H143ZM216 46H218V45L215 44V48H216ZM226 46H229V45H226ZM240 46H241V45H240ZM246 46H247V45H246ZM252 46H253V45H252ZM263 46H264V45H263ZM40 47H41V46H40ZM51 47H52V46H51ZM125 47H126V46H125ZM157 47H158V46H157ZM209 47H210V46H209ZM221 47H222V46H221ZM261 47H262V44H261ZM261 47H260V48H261ZM16 48H17V47H16ZM18 48H19V47H18ZM74 48H73V49H74ZM108 48H109V47H108ZM122 48H123V47H121V49H122ZM234 48H235V47H234ZM240 48H241V47H240ZM240 48H236V49L238 50V49H240ZM244 48H245V47H244ZM246 48H247V47H246ZM7 49H8V47H7ZM61 49H62V48H61ZM210 49H211V48H210ZM213 49H214V48H213ZM213 49H212V50H213ZM216 49H217V48H216ZM216 49H215V52H216ZM218 49H220V47H219ZM227 49H228L227 51L230 52V50H233V47H232L231 49H229V48H227ZM256 49H259V47H258V48L256 47ZM263 49H264V48H263ZM1 50H2V48H1ZM42 50H43V49H42ZM70 50H72V49H70ZM90 50H91V51H90ZM107 50H108V49H107ZM112 50H113V49H112ZM208 50H209V48H208ZM225 50H226V49H225ZM240 50H241V49H240ZM244 50H245V49H244ZM18 51H20V50H18ZM57 51H58V50H57ZM78 51H77V52H78ZM89 51H90V52H89ZM152 51H153V50H152ZM156 51H157V50H156ZM170 51H171V50H170ZM200 51H201V50H200ZM218 51H219V50H218ZM223 51H224V50H222L221 52H223ZM227 51H226V52H227ZM253 51H255V50H253ZM258 51H259V50H258ZM262 51H263V50H262ZM262 51H261V52H262ZM46 52H48V51H46ZM66 52H67V51H66ZM103 52H105L104 49H103ZM103 52L100 51V53H103ZM125 52H127V51H125ZM125 52H123V53H125ZM157 52H158V51H157ZM209 52H210V51H209ZM209 52H208V53H209ZM211 52H212V51H211ZM213 52H214V51H213ZM213 52H212V53H213ZM226 52H225V53H226ZM237 52H239V51H236V55H237V56H234V59H235L236 57H238V56H239V57H242V56H243V55H242V56L239 55L240 53L242 54V52H239V54H237ZM261 52H257V51H256V53H259V54H261ZM0 53L2 54V51H1ZM71 53H73V50L71 51ZM79 53H78V54H79ZM127 53H128V52H127ZM225 53H224V54H225ZM263 53H264V52H263ZM1 54H0V55H1ZM6 54H7V53H6ZM82 54H83V53H82ZM97 54H98V52H97ZM204 54H205V53H204ZM204 54H202L201 56H203ZM210 54H211V53H210ZM219 54H221V53L219 52ZM233 54H235L234 51H233ZM243 54H244V53H243ZM247 54H248V53H247ZM247 54L244 55L246 58H247ZM259 54H256L257 56H255V55L252 56V59H251V60H252V61H256V62H258V61L260 60V59L258 58V55H259ZM47 55L49 56V54H47ZM100 55H101V54H100ZM125 55L127 56L128 54H125ZM207 55H209V54H207ZM207 55H205V56H207ZM211 55H212V54H211ZM211 55H210V56H211ZM214 55H215V54H214ZM216 55H217V53H216ZM222 55H223V53H222ZM230 55H231V54H230ZM252 55H253V53H252ZM2 56H4V55H2ZM2 56H0V57L3 59V58H5L7 55H6L5 57H2ZM81 56H83V55H81ZM93 56H94V55H93ZM116 56H117V55H116ZM126 56H125V57H126ZM139 56H141V55H139ZM210 56H209V57H210ZM226 56H228V55L226 54L224 57H226ZM231 56H232V55H231ZM84 57H85V56H84ZM86 57H87V56H86ZM88 57H89V56H88ZM91 57H92V56H91ZM110 57H111V56H110ZM125 57L123 56V58H125ZM134 57H135V56H134ZM150 57H152V56H151V54L149 53V54H145V57H143V58H147V59H149ZM209 57H208V59H210ZM216 57H217V56H216ZM239 57H238V58H239ZM255 57H257V59H259V60L254 59ZM260 57L264 58V55H263V56L261 55ZM92 58L95 59V58H97V57H92ZM100 58H101V57H100ZM106 58H107V56H106ZM126 58H128V56H127ZM126 58H125V60H127ZM141 58H142V56H141ZM214 58H215V57H214ZM231 58H232V57H231ZM238 58H237V59H238ZM262 58H261V59H262ZM108 59H109V61H111L110 58H108ZM117 59H118V58H117ZM135 59H139V60H141L140 57H137V58H135ZM135 59H134V60H135ZM162 59H163V58H162ZM218 59H219V58H218ZM222 59H223V56H222ZM222 59H220V60H222ZM240 59H241V58H240ZM95 60H96V59H95ZM164 60H167V59H164ZM204 60H205V59H204ZM220 60H219V63H220ZM251 60H250V61H251ZM263 60H264V59H263ZM91 61H92V60H91ZM151 61H152V60H151ZM216 61H217V60H216ZM216 61H215V62H216ZM231 61H232V60H231ZM231 61H230V62H231ZM233 61H234V60H233ZM252 61H251V62H252ZM105 62H107V61H105ZM112 62H114V61H112ZM115 62L117 63V61H115ZM115 62H114V63H115ZM120 62H121V61H120ZM154 62H155V61H154ZM256 62H253L254 64L252 63L253 66H258V65H259V67H260V66L262 65V63H261L262 61H261V60H260V64H259V62H258V65H256V64H257ZM25 63H26V62H25ZM79 63H80V62H79ZM90 63H91V62H90ZM118 63H119V62H118ZM122 63H123V62H122ZM242 63H243V62H242ZM96 64H97V62H96ZM127 64H129V63H127ZM146 64H147V63H146ZM169 64H170V63H169ZM172 64H173V63H172ZM209 64H211V63H209ZM214 64H216V63H214ZM217 64H218V63H217ZM221 64H222V63H221ZM224 64H225V63H224ZM235 64H236V63H235ZM239 64H240V63H239ZM26 65H27V63H26ZM42 65H44V64H42ZM202 65H204V64H202ZM202 65H200L201 68H202ZM237 65H238V64H237ZM48 66H49V65H48ZM192 66H194V65H192ZM207 66H208V65H207ZM240 66H242V65H240ZM244 66H245V65H244ZM263 66H264V65H263ZM263 66H261L260 68L255 67V69L257 68V70L254 71V72L257 73V71H259V70H260V71L264 70V69L262 68ZM33 67L35 68V65H34ZM116 67H117V66H116ZM189 67H191V66H189ZM200 67H199V68H200ZM238 67H239V66H238ZM37 68H38V67H37ZM117 68H118V67H117ZM181 68H182V67H181ZM192 68H193L194 70H196V69L199 70V68H196V69H195L194 67H191V68L188 69V70H189V73H188V74H190V71L192 70ZM204 68H205V67H204ZM204 68H203V69H204ZM258 69H259V70H258ZM261 69H262V70H261ZM30 70H31V69H30ZM86 70H87V69H86ZM94 70H95V69H94ZM185 70H186V68H185ZM185 70L183 69V71H185ZM226 70H227V69H226ZM27 71H28V70H27ZM36 71H37V70H36ZM196 71H197V70H196ZM249 71H250V70H249ZM249 71H248V72H249ZM251 71H252V70H251ZM56 72H57V71H56ZM59 72H60V71H59ZM59 72H57V74H60ZM191 72H192L191 75H193V71H191ZM35 73H36V72H35ZM258 73H259V72H258ZM260 73H264V71H262V72H260ZM57 74H56V75H57ZM84 74H87V72H84ZM84 74H83V72L80 73V74H78V75H79V80H80V81H79V83H80V88H79V89H83L84 81L86 80V79L84 80V78L82 77ZM101 74H103V72H102ZM104 74H105V75H104ZM104 74H103L104 77H103V76H101V77H103L105 80L102 81V79H101V77H100V81H101V82L98 84V86L95 84V86H97V87L100 89V90H98V88H97V90H98L99 92H98V91H95L96 87H95L94 85H92V86H93V89H92L90 92H88V93H91V92L93 91V92L98 93V94L94 93V94H96V96L94 97V99H95V101H96V103H97V104H96L95 101H94V105H95V104L98 105L99 103H101V102H103V101L106 100V96H107V95H106V94H107V88H108V86H109L108 84L111 85L110 82H107V80H108L110 77L107 78V77H108V76H106L107 73H104ZM180 74H181V73H180ZM188 74H187V75H188ZM22 75H23V74H22ZM32 75H33V74H32ZM32 75H31V76H32ZM117 75H118V74H116L115 76H117ZM18 76H19V74H18ZM57 76H58V75H57ZM105 76H106V77H105ZM109 76H110V75H109ZM115 76H114V79H116ZM119 76H120V75H119ZM123 76H125V75L123 74ZM242 76H243V75H242ZM260 76H261V75H260ZM262 76H263V78H264V75H262ZM58 77H61V75L58 76ZM85 77H86V76H85ZM121 77H122V74H121ZM165 77H166V76H165ZM169 77H170V76H169ZM187 77H188V76H187ZM190 77H191V76H190ZM19 78H20V77H19ZM66 78H68V77H66ZM77 78H78V77H75V79H77ZM191 78H192V77H191ZM191 78H190V79H191ZM40 79H41V78H40ZM60 79H61V78H60ZM112 79H113V78H112ZM118 79H119V80H118ZM121 79H122V81H120ZM125 79H126V76H125V78H120V77L118 78V77H117V80H115V81L112 80V81H114V83L117 84V86L120 87V93H121V94H123V93L125 94V93H126V94H129L130 96H132L131 94L136 93V91H134V93H131V92H133V91H131L132 89H129V88H130V87L132 88V86L135 85V82H139V81L134 80V81H135L134 83H133V82H131V83H125V84L128 85V87L130 86L129 88H125V87L123 86L124 81H126ZM129 79H130V78H129ZM136 79L138 80V77H137ZM184 79H185V78H184ZM190 79H189V80H190ZM57 80H59V78H58ZM70 80H71V79H70ZM177 80H178V79H177ZM186 80H187V79H185V82L188 81V80H187V81H186ZM228 80H229V79H228ZM228 80L226 79L225 81H228ZM19 81H20V80H19ZM19 81H18V82H19ZM21 81H22V80H21ZM51 81H52V80H51ZM128 81H130V80H128ZM131 81H133V79H131ZM165 81H166V80H165ZM23 82H24V81H23ZM56 82H57V81H56ZM126 82H127V81H126ZM156 82H157V81H156ZM160 82H162V81H160ZM163 82H164V81H163ZM163 82H162V83H163ZM182 82H183V81H182ZM231 82H232V81H231ZM19 83H20V82H19ZM47 83H48V82H47L46 80H42V79H41V80H37V81H36V80L34 79V81H33L32 84H28L27 86H26V85H25V86H26L29 90H33V89H34V90H40L41 88L47 86V85H46ZM88 83H89V82H88ZM139 83H140V82H139ZM157 83H159V82H157ZM187 83H188V82H187ZM221 83L224 84V81L221 82ZM252 83H253V82H252ZM252 83H250V84H252ZM15 84L17 85V83H15ZM15 84H14V85H15ZM23 84H24V83H23ZM25 84H26V83H25ZM50 84H51V83H50ZM76 84H78V82H77ZM125 84H124V85H125ZM129 84H132V86L129 85ZM133 84H134V85H133ZM159 84H160V83H159ZM164 84H165V83H164ZM222 84H221V85H222ZM244 84H245V83H244ZM248 84H249V82H248ZM248 84H247V85H248ZM250 84L248 85L249 88L252 87V86H250ZM14 85H13V86H14ZM16 85H15V89H16L19 85H21V84L17 85V87H16ZM61 85H62V84H61ZM140 85H142V84H140ZM176 85H177V84H176ZM179 85H180V84H179ZM245 85H246V84H245ZM245 85H244V86H245ZM247 85H246L245 87H244V86H242V87L245 88V89H248ZM13 86H12V87H13ZM21 86H23V85H21ZM73 86H74V85H73ZM125 86H126V85H125ZM153 86H154V85H153ZM158 86H159V85H155V88H154V87H153V88H154V89H157ZM183 86H184V84H183ZM215 86H216V87H219L218 84L215 85ZM0 87H2V86H0ZM23 87H24V86H23ZM23 87H22V88H23ZM61 87H62V86H61ZM77 87H78V85H77ZM85 87H86V83H85ZM94 87H95V89H94ZM126 87H127V86H126ZM137 87H138V85H137ZM137 87H136V88H137ZM176 87H177V86H176ZM246 87H247V88H246ZM58 88H59V87H58ZM74 88H75V87H74ZM74 88H73V89H74ZM86 88H87V87H86ZM134 88H135V86H134ZM134 88H133V89H134ZM243 88H242V89H243ZM11 89H14V88H11ZM56 89H57V88H56ZM137 89H140L139 92H140V91L142 92V91H145V90H146L145 87H144V88H143V87H142V88H141V87H138ZM141 89H142V90H141ZM143 89H145V90H143ZM151 89H152V88H151ZM178 89H179V88H178ZM202 89H203V88H202ZM212 89H213V88H212ZM219 89H220V88H218V90H219ZM245 89H243V90L246 91ZM250 89H251V88H250ZM2 90H3V89H2ZM25 90H26V89H25ZM25 90L23 91L25 94H24L23 92H21V93L19 92L21 95H22V93L24 94V95H22V99H23V101H24V99H27V98L30 97V96L28 97V94H27L28 92L26 93ZM50 90L52 91V89H50ZM61 90H62V89H61ZM71 90H72V89H71ZM71 90H69V92H68V91L65 92V94H66V93H67V94H70V93H71V92H70ZM152 90H153V89H152ZM179 90H180V89H179ZM218 90H217V91H218ZM13 91H14V90H13ZM26 91H27V90H26ZM57 91H58V90H57ZM63 91H64V90H63ZM65 91H66V90H65ZM72 91H73V90H72ZM156 91H158V90H156ZM156 91L154 90L153 93L150 91L149 93H152V95L154 94V97H155V96H156L155 94H158V93H155ZM170 91H171V90H170ZM170 91H169V92H170ZM183 91H184V90H183ZM199 91H200V90H199ZM207 91H208V90H207ZM207 91H206V93H208ZM219 91H220V90H219ZM219 91H218V92H219ZM1 92H2V91H1ZM11 92H12V91H11ZM17 92H18V90H17ZM137 92H138V90H137ZM160 92H161V91H160ZM167 92H168V91H167ZM197 92H198V91H197ZM197 92H196V93H197ZM214 92H215V94L217 93L216 90H214ZM214 92L211 91V92H209V93L211 94V93H214ZM13 93H14V94H12V96L15 95V92H13ZM32 93H33V92H32ZM55 93H56V92H55ZM55 93H54V94H55ZM72 93L74 94V92H72ZM76 93H77V92H76ZM88 93L86 94V95H87V96H86L87 101H88V102H93V100H94V99H93V96H92L91 94H89L90 96H92V99H93V100H92L90 97H88ZM143 93H144V92H143ZM175 93H176V92H175ZM182 93H183V92H182ZM184 93H185V92H184ZM190 93H191V92H190ZM209 93H208V94H209ZM0 94H1V93H0ZM10 94H11V93H10ZM10 94H8V95L10 96ZM16 94L18 95V93H16ZM84 94H85V93H84ZM140 94H141V93H140ZM140 94H139V95H140ZM166 94H167V93L165 92V95H164V96H166ZM169 94H170V93H169ZM186 94H187V93H186ZM208 94H207V96H208ZM3 95L6 96L7 94L4 93ZM3 95H2V96H3ZM30 95H31V94H30ZM36 95H37V94H36ZM70 95L73 96L72 94H70ZM70 95H69V96H70ZM134 95H135V94H134ZM134 95H133L132 97L129 98L130 110H131V111L135 112L136 114H139L140 112H142L141 114H144V112L146 113V111L148 112V111L152 110L151 107H153V104L156 103V102H155V99H157V97H156V98L153 97L151 100H143V101H142V100H141L142 98L140 97L141 95H140V96H137V97H140V99H139V98L137 99V97H136V95H138V94L135 95L136 98L134 97ZM149 95H150V94H149ZM152 95H151V97H152ZM158 95H159V94H158ZM158 95H157V96H158ZM176 95H177V94H176ZM204 95H205V94H204ZM204 95H201V96H204ZM217 95H218V93H217ZM219 95H220V94H219ZM5 96H4L5 99H7V98L10 99L8 96H6L7 98H6ZM15 96H16V95H15ZM15 96H13V99H16L17 101L19 100V102H20L21 99H19L17 96L15 97ZM18 96H20V95H18ZM37 96H38V95H37ZM51 96H52V95H51ZM55 96H56V95H55ZM189 96H190V95H189ZM196 96H198V95H196ZM205 96H206V95H205ZM205 96H204V97H205ZM212 96H213V94H212ZM214 96L216 97V95H214ZM214 96H213V97H214ZM263 96H264V95H263ZM14 97H15V98H14ZM38 97H39V96H38ZM66 97H67V96H66ZM79 97H80V96H79ZM79 97H78V98H79ZM159 97H160V95H159ZM159 97H158V98H159ZM175 97L177 98L178 96H175ZM181 97H182V96H181ZM193 97H194V96H193ZM210 97H211V95H210ZM210 97H208V98H210ZM213 97H212V98H213ZM218 97H219V96H218ZM233 97H234V96H233ZM253 97H254V96H253ZM0 98H1V97H0ZM17 98H18V99H17ZM20 98H21V97H20ZM36 98H37V97H36ZM57 98H58V97H57ZM67 98H68V97H67ZM80 98H81V97H80ZM148 98H149V97H148ZM176 98H174V99H176ZM178 98L180 99V96H179ZM201 98H202V97H201ZM212 98H211V99H212ZM29 99H34V98H33V95H32V98H29ZM39 99H40V98H39ZM39 99H37L36 101H38ZM68 99H69V98H68ZM74 99H75V98H74ZM144 99H147V98H144ZM160 99H162V98L160 97ZM181 99H182V98H181ZM204 99H206V97H205ZM219 99H220V98H219ZM219 99L217 98V100H219ZM221 99H222V98H221ZM227 99H228V98H227ZM250 99H252V98H250ZM2 100L6 102L5 104L9 103V100H4V99L2 98L1 101H0V105H1ZM11 100H12V98L10 99V101H11ZM27 100H28V99H27ZM34 100H35V99H34ZM34 100H33V101H34ZM72 100H73V99H72ZM78 100H79V99H78ZM157 100H159V99H157ZM191 100H192V99H191ZM199 100H200V99H199ZM199 100H197V101H199ZM201 100H203V99H201ZM208 100H209V99H208ZM208 100H207V102H206L207 105L209 104V101H208ZM224 100H225V102H226V99H225V98H224ZM224 100H221V101H224ZM7 101H8V102H7ZM12 101H14V100H12ZM12 101H11L9 104H10V106L12 105V106H13V109H14L15 107H14V104H13ZM25 101H26V100H25ZM31 101H32V100H31ZM39 101H40V100H39ZM39 101H38V102H33V103L30 102L31 105L26 101V104L28 103V104L30 105L29 108H31L32 110H36V111H39V112H41L42 114H44L45 116H44V115H43V116H44L45 118H46V116H47V123H48V119H49V120H50V119L52 120V119H54L55 117H57V116L60 115V118H61L62 116H63V118H64V119H60V120H63V121L60 122V123H61L63 126H65L66 124H69V123H66V122H69V121H66V120L68 119V118H67L68 115H66L65 113H63V114L66 115L65 117H66L67 119H65L64 115H62V112H63V106H62V104H60V103H56V102H59V101H56V102H55V100L51 101L50 99H49V100H45V101H40V102H39ZM159 101L162 102L163 100H162V101L159 100ZM189 101H190V99H189ZM189 101H187V103H188ZM212 101H213V100H211L210 103H212ZM215 101H216V100H215ZM215 101H214V102H215ZM219 101H220V100H219ZM219 101H218L217 103H215V104H216V105L218 104V105H219V108H220V106H221V104H223V102H221V104H219ZM228 101H229V99H228ZM21 102H22V101H21ZM21 102H20V103H21ZM72 102H73V101H72ZM98 102H99V103H98ZM160 102H159V104H160ZM168 102H169V101H168ZM168 102H167V103H168ZM175 102H176V101H175ZM200 102H201V101H200ZM214 102H213V103H214ZM11 103H12V104H11ZM14 103H15V101H14ZM22 103H23V105H21V106H22L23 108H25V105H24L25 102H22ZM85 103H86V102H85ZM163 103H164V102H163ZM163 103H162V104H163ZM167 103H165V104H167ZM187 103H186V104H187ZM194 103H195V102H194ZM201 103H203V102H201ZM213 103H212V104H213ZM226 103H227V102H226ZM5 104H3V105H5ZM17 104H18V103H17ZM86 104H87V103H86ZM115 104H116V103H115ZM115 104H113V105H115ZM157 104H158V103H157ZM159 104H158V106H159ZM165 104H163V105L165 106ZM168 104H169V103H168ZM171 104H172V103H171ZM177 104H179V103H177ZM182 104H183V102H182ZM182 104L179 105L178 108L184 107V105H182ZM189 104H190V106H191V105L194 106V104H191V103H189ZM197 104H199V106H198ZM197 104H196L195 107H197V106L200 107L201 104L198 103V102H197ZM204 104H205V103H203V105H204ZM212 104H211V105L209 104V105L212 107ZM215 104H214L213 108H215V106H216ZM3 105H2V106H3ZM7 105H8V104H7ZM65 105H66V104H65ZM70 105H71V104H70ZM155 105H156V104H155ZM155 105H154V106H155ZM163 105H162V106H163ZM207 105L202 106V108L205 107V106H207ZM225 105H226V104H225ZM225 105H223L224 108H223L222 110L220 109L221 112H220V110L217 111V112L222 113V112L225 110ZM10 106H9V107L6 106V108H9V109L11 110ZM12 106H11V107H12ZM17 106H18V105H17ZM17 106H16V107H17ZM19 106H20V104H19ZM19 106H18L17 108H15V114H17V112H18V111L16 112V110H18ZM21 106H20V107H21ZM26 106H28V105H26ZM76 106H77V105H76ZM79 106H80V105H79ZM90 106H91V105H90ZM156 106H157V105H156ZM162 106H160V107H162ZM166 106H167V105H166ZM166 106H165V107H166ZM172 106H173V105H172ZM180 106H181V107H180ZM185 106H186V105H185ZM188 106H189V105H188ZM210 106H209V107H210ZM223 106H221V107H223ZM22 107H21V111L23 110ZM92 107H94V106H92ZM99 107H100V106H99ZM160 107H159V108H160ZM170 107H171V106H170ZM173 107H174V106H173ZM226 107H227V105H226ZM27 108H28V107H27ZM27 108H26V109H27ZM82 108H83V107H82ZM86 108H87V106H86ZM103 108H105V107H102V109H103ZM111 108H112V107H111ZM163 108H164V107H163ZM176 108H177V106H176ZM176 108L174 109V111L179 110V109H176ZM185 108H188V107H185ZM202 108L200 107V109H202ZM26 109H24V112L28 110V109H27V110H26ZM31 109H30V110H31ZM65 109H66V108H65ZM79 109H80V107H79ZM92 109H93V108H92ZM106 109H107V108H106ZM108 109H109V108H108ZM113 109H114V108H113ZM188 109H190V108H188ZM188 109H184V108H182L181 110H188ZM192 109H193V110H192ZM192 109H190L189 111L192 112V111L198 110L199 108H198V109L195 108V110H194V108H192ZM203 109H206V107L203 108ZM203 109H202V110H203ZM207 109H212V108H207ZM207 109H206V110H207ZM7 110H8V109L5 110V108L0 107V120H1V118H3L4 116H5L4 118H6V115L8 116L9 114H11V113L9 112V110H8L9 114H6L5 111H7ZM30 110H29V111H30ZM76 110H77V109H76ZM93 110H94V109H93ZM98 110H99V109H98ZM100 110H101V109H100ZM122 110H123V109H122ZM122 110H120V111H122ZM159 110H161V109H159ZM181 110L178 111L179 114H180ZM206 110H205V111H206ZM13 111H14V110H13ZM13 111H12V113H13ZM29 111H28V112H29ZM36 111H35V112H36ZM64 111H65V110H64ZM78 111H79V110H78ZM107 111H109V110H107ZM124 111H125V110H124ZM126 111H127V110H126ZM131 111H130V112H131ZM170 111H171V110H170ZM189 111H187V112H186V111H182V112H183V113H186V116L188 115V116H187L188 119L191 118V120H188V119L186 118V116L183 115V114H181V116H185V118L187 119V121H190V122L192 121L193 118H194V120H197L199 113H198L197 111H195L196 114L198 113V114L196 115V114L193 112V115H196V117H197V118L195 119V117L192 115V113H190L191 115L188 114ZM209 111H210V110H209ZM8 112H7V113H8ZM19 112H20V110H19ZM31 112H33V111H31ZM88 112H89V111H88ZM133 112H131V113H133ZM165 112H166V111H165ZM172 112H173V111H172ZM178 112H177V113L174 112V113H175V114H178ZM182 112H181V113H182ZM203 112H204V110H203ZM210 112H211V111H210ZM66 113L68 114V112H66ZM80 113H81V112H80ZM89 113L91 114V112H89ZM106 113H107V112H106ZM118 113H119V112H118ZM127 113H128V112H127ZM131 113H130V114H131ZM148 113H149V112H148ZM148 113H146V114H148ZM150 113H151V112H150ZM169 113H170V112H169ZM174 113H173V115H174ZM5 114H6V115H5ZM13 114H14V113H13ZM19 114L21 115V112H20ZM24 114H26V112L23 113V111H22V115H21L22 117H23V116H24V117H26V116L28 117V116H29V115H27V114H26V115H24ZM31 114H34V113H31ZM37 114H38V116L40 117L39 120H43V119H41V114H40V113H37ZM37 114H35V115H37ZM72 114H73V113H72ZM141 114H140V115H141ZM160 114H161V113H160ZM162 114H163V113H162ZM205 114H206V113H205ZM249 114H250V113H249ZM11 115H12V114H11ZM61 115H62V116H61ZM119 115H120V114H119ZM166 115H167V114H166ZM169 115H170V114H169ZM252 115H253V114H252ZM30 116H31V115H30ZM30 116H29V117H30ZM43 116H42V117H43ZM143 116H145V114H144ZM175 116L179 117L178 115H175ZM175 116H174V117H175ZM189 116H190V117H189ZM221 116H222V115H221ZM27 117H26V119L22 118V120L19 121V122L21 123V125L19 126V124H17L19 127H15V126H14L15 129H17V128L21 129V128H22L21 126H23V124H22L23 119L25 120V123L28 124V123H29L28 120H29L30 118L28 117L29 119H27ZM34 117H36V120H37V118H39V117H37V116H33V117H32V116H31L32 121H33V122H36V121H34ZM68 117H69V116H68ZM83 117H84V116H83ZM120 117H121V116H120ZM171 117H172V116H170V118H171ZM177 117H176V118H177ZM205 117H206V116H205ZM205 117H204V118H205ZM218 117H219V115H218ZM45 118H44V119H45ZM116 118H117V117H116ZM170 118L168 117L167 119H170ZM176 118H175V119L172 118L173 120L170 119V122H169V123L167 122V123H168L167 126H166L167 129H166L165 125H164L165 128H161V127H158V126H155V125H154V126H153V125L151 126V124H150V125H149V126H151L150 129H147V130H146L145 128H143V129L141 128L140 130H141V131L144 130V131H143L142 133H141V132L139 133V130H138V134H137V131L133 130V129L131 128V126H130L129 124H127L128 122H127V123H124V125L120 126V127L123 129V130H122V134H123V132H124V130H125L126 133H128V134L130 135V137L132 138V140L134 139V140L136 141L137 144L139 143V145H141L140 147H141L142 150L145 152L144 155H148L147 157H145V156L142 157V156H143V155H142L143 152H142V150L140 149L141 152H142L141 155H139L141 160H140V162H137V160H135V161H136V166H137V168H136V166H135L136 169L133 168L132 166H130V165H131V164H130L131 162H129L128 159H129V158H134L136 155H138L137 151H139V150H136V151H135L134 149H135L136 147H135L134 149H131V150H134V151H133V152H134V156L132 155L133 152H131V155H132L133 157H129L130 154L127 155V152H126L127 149H125V145H124L126 142L124 143V141H123L124 144L121 142L123 139H122V140L119 139L120 137H118V136H119V135L121 136V134L118 135V132H117V137H118V138H117L116 136H115V137L108 138V137H110V136H112V135L110 134V136H109V134H108V135H107L108 137H107V136H105L106 134H104V136H103V134H101V136H103V137H102V140H103L104 138H105L106 140H103V141H102V140H100L101 138H99L100 141H98V138H95V137L93 136L94 134L91 135V133H90L91 131L87 130V128H78V129H75V128H74L75 130L73 129V132L71 131L72 133H71V132H68V134L71 133V137H72V139H73V142H71V143H73L72 146L70 145V144H71L70 142H69V144H68V142H67V146L70 145L71 147H70V146H69V147L71 148V150H68V149H70V148H68V149L65 148V147H66V144L64 145V144L62 143V145H64L65 147H64V148H60V149H62V150L60 151V150L57 149V147H56V146H58V143H59V142H58L57 140H59V139H58V138H57V139L55 138V140L52 139L53 141L50 140L48 146H49V148H51V149H52V147H56V149H54V153H55L56 150H57V151L59 150L58 153L60 152V154H61L62 151H64L65 149H67V150L69 151V154H68L66 151H64V153L66 152L68 155H71V154H72V155H71L72 158L70 159V160H72V161L69 160L70 162H66L67 160H65V163H63V160H62V164H61V163L58 164V162H57V163H56L57 165L55 164V168H54L55 172H54V171H51V169L54 167V166H53V167L51 168V165H54L53 163L55 162L54 160H55L56 158H54V156L51 155V154H50L51 157H47V156H46L47 158H44V156L46 155V153H45V155L43 154L44 156H41L42 153H41V151H40V153H41V154H40V157H43V158H42L41 160H39L38 162L41 161V162L43 163V165L46 164L47 167L50 166V167H49V170H50L51 172H54V173H55V174H54V173H53V174L51 173V174H52V176L55 175L56 178H55V177H52V178L49 177L48 179H46V177H48L49 175L46 176V177H44V175H42V178H43V177L45 178V180H44V179L42 180V184L39 185V183H37L39 179H38V180H36V179L34 180V181L39 185V186L37 185V186H38L37 188L35 187L36 184H35L33 181L30 182L31 184L33 183L32 185L34 186V188H33V189H32V188L30 189V190H32L31 192H30V190L25 191V192H28V191L30 192V193H28V194H27V193L25 194V195H26V198H24V197H25L24 195H23L24 197H20V196H18V197H20V198H17V197H16V200H17V201H18V199L24 198V199H22V200H24V201H22V203H19V202H17L16 200H13V199H15V198H11V196H13L12 194H17V193L20 191V190L16 189V188L18 187V185H17L16 188H15V185H16V184H19V186H20L21 181H22V180L24 181L25 176H26L25 174L27 173V170H28V168H29L28 166H31V165H32V164H30V162H31V163L33 162V164L36 163V162H35V160L37 159V158H36V154H38L39 152H37V153L35 154V151H38V150H35V148H36V149H38V148H37V147H34V149H33L32 147L30 148L29 146L32 145V144H30L29 146H28V144H27V147H28V148H30V149H32V150H35V151L33 152V151H31V150L29 149L31 152H33V153L35 154V158H36V159L34 158V159H35V160H34V159H33V155H34V154L31 155L30 153H29V154H30L32 157H31V158H28V157L26 156L27 151H25L26 154H23L24 151H23V153H22V150H24V148L26 147L23 143L26 142V141H29V140H26V139L24 138L25 141L23 140V143H20V141H22V139H23V137H24V136H22V135L24 134L25 130L22 129V130H24V132H23V134L20 135V130L18 129V130H19V131H18V132H19V135H20V137H22V138H14V135H15V137L18 136V135H16L17 131H15V130L12 129V128H14V127H12L11 125H8V126H11L12 128L7 126V130H8V128H10V129H12L13 131L16 132V133H14L12 130L10 131V129H9L10 132H13V133H14V135H13V139H16L17 141L12 140V141L9 143V145L6 147V153L3 152V151H5V150H3V151H2L3 153H2V152H1V149H0V152L2 153V154L0 153V204L2 203V204L0 205V241L2 242L3 240H5V243H6V242H9V244H10L11 239L15 238L16 240L13 239L14 242H13V240H12V242L14 243V246H15V247H17V246L15 245V242L17 241V239H18V240L21 239L20 241L22 242L23 245H24V244H25V245L27 244L26 246H31V245H28V242H27V241H29V239H30V242H31V239H32V238H33V240H32L33 242L35 241V239L38 240V239H37L38 237L36 236V234L39 235V233H41V232H42V233L40 234V236H41V238H42V237L46 234V233H44V232H45L47 229H49L51 225H53L54 223L56 224V223H58L59 221H62V220H63L62 222L64 223V221H65L64 217H65L66 214L68 215V213H69L70 211H72V212H70L69 215H72L71 213H73L74 208H76L75 205H74V203L77 205L76 201H78V199H77V198H79V197H77L78 195L80 196V198H79L80 200H79V201H81V199H83V200L85 201L84 198L92 199V197H97V199H100V200H101V198H98V197H103V198H104V201L106 202V200L109 201V198H106V199H105V196H106V195H107V197H110L111 195L109 196L108 194L111 193L112 196L114 197V195H113L114 192H116V191H117V192H118V191L121 192V191H123V190H124V192H123L124 195H126L125 198L128 199L127 197L131 196V194L128 196V194H127L125 191H130V190H132L133 188L136 189V188L138 187L137 185H140L141 187H142V185H144L143 188H145L147 182L149 183L150 180H151V181H152V180L157 181L156 179H159V176H162L161 181L158 180L159 182H162L163 180H165V181H167V183H169L168 180L163 179V177L166 176V175L163 176L165 173L163 172V173H164V174H163V173H161V171H160V170L163 169V168H161V166H160V165H162V166H167L166 169L163 170V171H165V172L167 173V171L169 170V172H171L170 169H169V167H171V165L168 166V164H169L170 162L168 163L167 161H169V160L172 161L173 158H171V159L168 158L169 160H167V155H168L169 151H171V153H172V151H174L173 154H175V156L177 157V160H176V161H178V159H180V158H181V160H182V157H183V154H184L185 158H184V157H183V158L186 160V162H185L186 164L183 163L185 160H184V161L182 160V162L179 161V163H183V164H180V165H181L182 167H184V168H185L184 165H187V163H190V162H191L190 164L194 163V161L191 160V159H192L191 157L194 156V155L192 154V153H193L192 150H193L194 145H191L190 143H188V144H190V145H185V144H184V143H186V142H184V138H186V134H187V132H189L188 129H187V127H189L190 125H189V123H186L187 121L184 120L185 118L181 117V118H183V120L186 121V122H183V120H182L180 117H179V118H180L181 120H179L178 118L176 119ZM55 119H57V118H55ZM55 119H54V120H55ZM77 119H78V118H77ZM202 119H203V118H202ZM222 119H223V118H222ZM45 120H46V119H45ZM45 120H44V121H45ZM68 120H69V119H68ZM72 120H73V119H72ZM194 120H193L192 122H194ZM203 120H204V119H203ZM213 120H214V119H213ZM215 120H216V119H215ZM1 121H2V120H1ZM1 121H0V123H2ZM32 121H31V122H32ZM52 121H53V120H52ZM58 121H59V120H58ZM162 121H163V123H164V120H163V119H162ZM167 121H168V120H167ZM179 121H182L183 123H182V122H179ZM249 121H250V120H249ZM31 122L29 123V124H30L29 126H34V123H33V125H32ZM42 122H43V121H42ZM42 122H41V123H42ZM50 122H51V121H49V123H50ZM55 122H56V121H55ZM86 122H87V120H86ZM206 122H207V120H206ZM6 123H7V122H6ZM6 123L4 122V119H3V125H4V124L6 125ZM17 123H18V122H17ZM23 123H24V121H23ZM36 123H37V122H36ZM38 123H39V122H38ZM43 123H44V122H43ZM43 123H42V125H43ZM52 123H53V122H52ZM57 123H59V122H57ZM57 123H56V124H57ZM60 123L58 124L59 129H60V126H61ZM84 123H85V122H84ZM165 123H166V122H165ZM194 123L196 124V122H194ZM194 123H192V124H194ZM7 124H9V123H7ZM27 124H26V125H27ZM45 124H46V121H45ZM45 124H44V126L47 125V124H46V125H45ZM64 124H65V125H64ZM95 124H96V123H95ZM5 125L3 126V129L5 130V133H6V132H7V131H6V128H4ZM17 125H16V126H17ZM24 125H25V124H24ZM26 125H25V127H26ZM36 125H37V124H36ZM39 125H41V124L39 123ZM39 125H37V129H38V126H39ZM59 125H60V126H59ZM69 125L71 126V125H73V124H69ZM69 125H68V126H69ZM50 126L52 127L53 124H51ZM50 126L48 125V127H50ZM55 126H57V125H55ZM55 126H53V127L55 128ZM63 126H61V127H63ZM73 126H74V125H73ZM149 126H148V127H149ZM193 126H194V125H193ZM0 127H2L1 124H0ZM39 127H41V126H39ZM51 127H50V128H51ZM78 127H79V126H78ZM82 127H83V126H82ZM135 127H137V126L135 125ZM257 127H258V126H257ZM23 128H24V127H23ZM27 128H28V127H27ZM32 128H33V127H32ZM45 128H46V127H45ZM66 128H67V125H66ZM66 128H65V130H66ZM76 128H77V127H76ZM138 128H139V126H138ZM146 128H147V126H146ZM190 128H191V127H190ZM190 128H189V129H190ZM219 128H221V127H219ZM1 129H2V128H1ZM1 129H0V131L3 132ZM25 129H26V128H25ZM35 129H36V128H34V130H35ZM39 129H41V128H39ZM39 129H38V130H39ZM43 129H44V128H43ZM56 129H57V128H56ZM59 129H57V132L59 131ZM69 129H70V128H69ZM106 129H107V128H106ZM106 129H105V130H106ZM191 129H192V128H191ZM191 129H190V131H191ZM22 130H21V131H22ZM29 130H30V132H32V133L34 134V131L31 130L30 127H29ZM48 130H49V128H48ZM48 130H47V132H48V135H49L50 132H49ZM50 130L52 131V128H51ZM54 130H55V129H54ZM54 130L52 131V133L54 132ZM60 130H63V128H61ZM186 130H187V131H186ZM216 130H217V129H216ZM223 130H225V129H223ZM227 130H228V129H226V131H227ZM9 131H8V132H9ZM41 131L43 132V131H46V130H41ZM204 131H205V130H204ZM209 131H212V130H209ZM213 131H214V130H213ZM213 131H212V132H213ZM217 131H218V130H217ZM219 131H220V130H219ZM226 131H224V132H226ZM1 132H0V133H1ZM8 132H7V133H8ZM27 132H28V130H27ZM36 132H39V131H35V133H36ZM47 132H46V133H47ZM59 132L62 133V131H59ZM63 132L65 133V132H67V131H63ZM191 132H192V131H191ZM201 132H202V129H201ZM228 132H230V130L227 131V133H228ZM21 133H22V132H21ZM25 133H26V132H25ZM32 133H30V134H32ZM40 133H41V132H39V134H38L37 136L39 137V135H40V138H44L45 140H46V139H49L48 137H49L50 135H52V134H50V135L48 136L47 134H45V132L41 133L42 135H41ZM61 133H59V134L61 135ZM219 133H220V134H224L223 132H219ZM3 134H4V133H3ZM17 134H18V133H17ZM28 134H29V132H28L27 134H25V135H28ZM33 134H32V135H33ZM54 134H55V132H54ZM166 134H167V135H166ZM200 134H201V133H200ZM210 134H211V132H210ZM210 134H209V136H210ZM4 135H5V134H4ZM4 135H3V137H4ZM57 135H58V134H57ZM65 135H66V134L61 135V138H62V136H65ZM96 135H97V134H96ZM114 135H115V134L113 133V136H114ZM124 135H125V133H124ZM160 135H166V136H167V141H166L167 144H162L161 142H157V141H156V140H157V139H156L157 136H160ZM205 135H206V134H205ZM30 136H31V135H30ZM52 136H54V135H52ZM52 136H51V137H52ZM55 136H56V135H55ZM68 136H69V135H68ZM68 136H67V137H68ZM99 136H100V135H98V137H99ZM122 136H123V135H122ZM127 136H128V135H127ZM192 136H193V135H192ZM223 136L226 137L227 135L224 134ZM236 136H237V135H236ZM241 136H242V135H241ZM0 137L2 138V134H1ZM5 137H6V136H5ZM10 137H12V136L10 135ZM10 137H7V138H10ZM18 137H19V136H18ZM28 137H29V136H28ZM57 137H59V136H57ZM67 137L65 136V138H63V139H66ZM69 137H70V136H69ZM69 137H68V138H69ZM71 137H70V138H71ZM73 137H74V138H73ZM93 137H94L95 139H97V140L95 141L96 143H100V145L98 144L99 147L106 148V150H103V149H102V150L104 151V152H103L104 155H101L102 151H99V152H100V156H102L101 158H102L103 160L98 158V159H96L97 162H93V159L91 160V158L93 157L94 154H93V155L90 154V151H93V149L95 150V149L97 148V147H96V148L94 147V144H93V141H94V140H93ZM106 137H107L108 139H107ZM130 137H128V138H130ZM200 137H204V136H200ZM218 137H219V136H218ZM247 137H248V136H247ZM255 137L258 138V139H255L256 141H258V140L260 141V140H261V139H259L258 136H255ZM26 138H27V136H26ZM30 138H31V140H32V137H30ZM33 138H35L34 135H33ZM59 138H60V137H59ZM61 138H60V139H61ZM122 138H125V140H127L125 136L122 137ZM182 138H183V139H182ZM196 138H197V137H196ZM198 138H199V137H198ZM222 138H224V137H222ZM253 138H254V137H253ZM2 139H3V138H2ZM4 139H5V138H4ZM10 139H11V138H10ZM18 139H20V140H18ZM28 139H29V138H28ZM36 139H37V137H36L34 140H36ZM38 139H39V138H38ZM50 139H51V138H50ZM63 139H62V140H63ZM155 139H156V140H155ZM179 139H180V141H179ZM181 139H182V141H181ZM200 139H201V138H200ZM202 139H203V138H202ZM218 139L220 140L221 138L219 137ZM227 139H228V138H227ZM227 139L225 140L226 142H227ZM243 139H245V138H243ZM249 139H251V141H253L252 138H249ZM249 139H247V141H248ZM0 140H1V139H0ZM34 140H33V141H34ZM41 140H43V139H41ZM41 140H40V141H41ZM62 140H61V141H62ZM128 140H131V139H128ZM161 140H162V139H161ZM194 140H195V139H194ZM196 140H197V139H196ZM205 140H206V139H205ZM233 140H234V142H236L235 145H238V144H239V143H237L239 139H235V138H233ZM236 140H237V141H236ZM263 140H264V139H263ZM5 141H7V140H5ZM38 141H39V140H37V141H35V142H38ZM48 141H49V140H48ZM63 141H64V140H63ZM68 141H69V139H68ZM70 141H71V140H70ZM164 141H165V139H164ZM191 141H192V140H191ZM214 141H215V140H214ZM217 141H218V140H217ZM242 141H243V140H242ZM256 141H254V143H255ZM8 142H9V141H8ZM8 142H7V143H8ZM35 142H34V143H35ZM43 142H44V141H43ZM65 142H66V141H65ZM65 142H64V143H65ZM83 142H84V143H83ZM195 142H196V141H195ZM195 142H193V143H195ZM198 142H199V141H198ZM226 142H225V143H226ZM261 142H262V141H261ZM261 142H260V143H261ZM263 142H264V141H263ZM263 142H262V144H263ZM44 143L46 144V141H45ZM47 143H48V142H47ZM91 143H92V144H91ZM96 143H95V144H96ZM191 143H192V142H191ZM193 143H192V144H193ZM231 143H232V146L236 147L235 145H233L232 139H231ZM246 143H248V142H246ZM254 143H248V144H250V146H252L251 144H254ZM256 143H259V142H256ZM256 143H255V144H256ZM260 143H259V144H260ZM133 144H134V146L136 145L135 142H133ZM133 144H132V145H133ZM204 144H205V143H204ZM216 144H217V143H216ZM216 144L213 143L214 146H215ZM226 144H227V143H226ZM248 144H245L244 146H246V145H248ZM21 145H22V146H21ZM23 145H24V147H23ZM42 145H43V147H44V144H42ZM46 145H47V144H46ZM59 145L62 146L61 143H60ZM98 145H97V146H98ZM129 145H131V144H129ZM129 145L127 144V148L129 147ZM139 145H138V146H139ZM196 145H197V144H196ZM210 145H211V144H210ZM213 145H211V148H214ZM220 145H221V144H220ZM220 145H219V146H220ZM224 145H225V144H223L222 147H223ZM263 145H264V144H263ZM33 146H36V145H33ZM50 146H52V147H50ZM136 146H137V145H136ZM207 146H208V145H207ZM227 146H228V145H227ZM230 146H231V145H229L228 147H230ZM244 146H242V147L245 149L246 147H244ZM248 146H249V145H248ZM254 146H255V145H254ZM21 147L23 148L22 150L20 149ZM38 147H42V146L40 145V146H38ZM92 147H94V148H92ZM132 147H133V146H132ZM132 147L130 146L129 148H132ZM195 147H196V146H195ZM202 147H203V146H202ZM216 147H217V146H216ZM222 147H220V148H222ZM242 147H241V149H243ZM255 147H256V146H255ZM257 147H260V145L257 146ZM257 147H256V148H257ZM261 147L264 148V146H262V145H261ZM4 148H5V147H4ZM45 148H47V146H46ZM137 148H138V147H137ZM137 148H136V149H137ZM218 148H219V147H218ZM249 148H250V149H249ZM249 148L247 149V151H249V150L251 151L252 148H251V147H249ZM2 149H3V148H2ZM11 149H13V151H14L15 149H17L18 151L20 150L19 152L15 150L14 153H16V152L20 153V152H21V153L27 158V160L23 161V162L27 163V164L24 163V166H25V167H28L27 169L24 168V171H25V169H26V173L23 172V169H22V168H23V165H20L22 162H21L20 164H18L17 162H15V155L12 156V157H14V158H13L14 160L12 159L11 155H9L10 152L13 154V152H12ZM43 149H44V148H43ZM43 149H41V150H43ZM63 149H64V150H63ZM203 149H204V148H203ZM205 149H206V146H205ZM207 149H208V151L210 150V148H207ZM214 149H215V148H214ZM226 149H227V150H226ZM228 149H229V148H226V147L224 148V150H225L226 152H225L224 150L221 151V150L215 149V152H217V154H220V153H222V152L224 151V152L222 153V155H223V157H226V156H224L226 153H227V156L232 155L231 152H228L231 148H230L229 150H228ZM236 149L238 150L237 147H236ZM241 149H240V147H239V150L242 151V154L239 152V153H240V156L242 155V157H246V155H247V154H246L247 151H246V150H241ZM253 149H254V148H253ZM253 149H252V150H253ZM26 150H27V148H26ZM29 150H28V152H30ZM39 150H40V149H39ZM97 150H100V149L97 148L96 151H97ZM128 150H129V149H128ZM128 150H127V151H128ZM131 150H130V151H131ZM201 150H202V148H201ZM217 150H218V151H217ZM234 150H235V148H233V151H232V149H231V151L233 152V155H237V154H234V153H235ZM239 150H238V151H239ZM262 150H263V149H262ZM262 150L260 149L261 153L263 154V153H264V150H263V152H262ZM47 151H49V150H47ZM47 151L44 150L43 152H47ZM50 151H51V150H50ZM70 151H71L72 153H70ZM96 151H95V153H96ZM167 151H168V152H167ZM208 151H207V153H211V152L213 151V149H212L210 152H208ZM219 151H220V152H219ZM238 151H236V152H238ZM243 151H244V152L246 151V152L244 153ZM93 152H94V151H93ZM128 152H129V151H128ZM135 152H136L137 154H136ZM139 152H140V151H139ZM251 152H252V156H254L255 154H254L253 152H256V151L253 150V151H251ZM251 152H250V154H249V152H248V154H249L248 156L251 155ZM49 153H50V152H49ZM62 153H63V152H62ZM64 153H63L62 155H64ZM66 153H65V155L67 156V157H66V159H67V158H69V156H68ZM97 153H98V151H97ZM129 153H130V152H129ZM212 153H213V152H212ZM212 153H211V154H212ZM228 153H230V155H229ZM243 153L246 154V155L243 156V155H244ZM257 153H258V148H257ZM52 154H53V153H52ZM60 154H59V155H60ZM73 154H74V156H73ZM135 154H136V155H135ZM173 154H171V155H172L173 157H175ZM203 154H205V155H203L204 157L201 156L202 158H200V160L197 159V161H195L196 163H198V161H201V160H202V162H203L204 159H205V160L209 159L210 161L208 160L207 163L205 164V165H208L211 161H214L213 159H214L215 157H219V155H218V156H215L214 154H213V155H214V158L212 157V155H211V156H207L208 154L206 155V152L203 153ZM215 154H216V153H215ZM217 154H216V155H217ZM262 154H261V155H262ZM18 155H21V154H18ZM23 155H22V156H23ZM27 155H28V154H27ZM50 155H49V156H50ZM62 155H60V156H62ZM98 155H99V154H98ZM171 155H169V156H171ZM209 155H210V154H209ZM261 155H260V156H261ZM24 156H23V158H20V156H19V157L16 156V158L24 159ZM38 156H39V155H38ZM38 156H37V157H38ZM75 156H78V157H75ZM95 156H97V155L95 154ZM95 156H94L93 158H95ZM149 156H150V157H149ZM159 156H160V157L162 156L161 158H163V160H161V159L159 158ZM186 156H188V157L190 158V159H189V160H191L190 162H187L188 159H186V158H188V157H186ZM220 156H221V155H220ZM238 156H239V154H238ZM238 156H237V158H239ZM52 157H53V159H49V158H52ZM55 157H57V159H58L57 154H56ZM141 157H142L143 159H142ZM148 157H149V159H147ZM151 157H153L152 159H153L154 163H155V159H157V158H159V160H161V161L158 160V161H159L158 164L153 165L154 167H153L152 165L149 166V164H148L147 162H149V161L151 160ZM154 157H157V158L154 159ZM176 157H175V158H176ZM205 157H206V158L208 157V158L206 159ZM209 157H210V158H209ZM211 157L213 158L212 160H211ZM223 157L221 156V159H224ZM255 157H256L255 160H256V159L259 160V158H257V157H258V154H257ZM263 157H264V155H262V158H263ZM61 158H62V157H60L59 160H61ZM74 158H78L79 161H78V160H75ZM136 158L139 159V157H136ZM136 158H135V159H136ZM145 158H146L148 161H147ZM195 158H196V157H195ZM226 158H227V157H226ZM226 158H225V159H226ZM230 158H231V157H229V159H230ZM235 158H236V157H235ZM246 158H248V157H246ZM253 158H254V157H252L251 160H252ZM262 158H260V160H259L262 164L257 160V161H258L257 163H260L261 166L263 165V162H262L263 159H262ZM19 159H16V160L19 161ZM30 159H32V160H30ZM38 159H39V158H38ZM63 159H64V157H63ZM73 159H74V160H73ZM217 159H218V158H216L215 160H217ZM240 159H242V161H240V162L243 163V158L240 157L239 160H240ZM244 159H245V158H244ZM248 159H249V158H248ZM261 159H262V160H261ZM33 160H34V161H33ZM50 160H53V161H54V162L51 161V162H53V163H51V165H50V163H49ZM94 160H95V159H94ZM96 160H95V161H96ZM100 160H101V161H100ZM129 160H130V159H129ZM132 160H133V159H132ZM173 160H174V159H173ZM218 160H220V158H219ZM235 160H236V159H235ZM235 160H234V158H233L232 161L230 160V161L232 162V164H229V163H228L229 160L227 161L226 164H225V161H222V162H221L222 165H223V169H222V170H226L228 167L230 168L229 165H233V166H231V168H230L231 171H229V172H232V173H233L232 170H233L234 168H232V167H235V166L237 165V164H236V161H237V160H236V161H235ZM251 160H250V162H251ZM253 160H254V159H253ZM255 160H254V161H255ZM26 161H27V162H26ZM36 161H37V160H36ZM99 161H100V162H99ZM135 161H132L133 164H135V163H134ZM192 161H193V162H192ZM233 161L235 162L236 165L234 164ZM245 161H246V160H245ZM254 161H252V163H253ZM263 161H264V160H263ZM174 162H175V161H174ZM204 162H206V161H204ZM204 162H203L202 166L204 165ZM248 162H249V160H248ZM250 162H249V163H250ZM255 162H256V161H255ZM255 162H254L252 165H256ZM42 163H41V164H42ZM48 163H49V165H48ZM128 163H129L130 165H129ZM140 163H141V164H140ZM150 163H151V161H150ZM154 163H153V164H154ZM171 163H172V162H171ZM171 163H170V164H171ZM176 163H178V162H176ZM176 163H175V164H176ZM196 163H195V164H196ZM200 163H201V162H200ZM200 163H199V164H200ZM215 163H216V161H215ZM215 163H213V164H214V165H213L214 168L218 166V165H217L218 163L220 164V162L217 161L216 166H215ZM223 163H224L225 165H224ZM242 163H241V165H242ZM244 163H245V162H244ZM246 163H247V161H246ZM246 163H245V164H246ZM195 164H192V166H193V165H194V167L196 166V168H194V169H195V170L198 169V170L200 171L201 168H202V166L199 168V165L197 164V165H198V166H197V165H195ZM211 164H212V163H210V165H211ZM227 164H229L228 167H227ZM238 164H239V163H238ZM245 164H243V165H245ZM17 165H18V166H17ZM19 165L22 166V168H20ZM35 165L37 166V164H35ZM38 165H40V163H39ZM157 165L160 166V167H157V169H156V166H157ZM173 165H174V163H172V166H173ZM178 165H179V164H178ZM180 165H179V166H180ZM222 165L220 164V167H221ZM241 165L239 164V166H241ZM248 165L250 166L251 164H248ZM252 165H251V167L253 168L254 166H252ZM133 166H134V165H133ZM151 166H152V168H151ZM176 166H177V164H176ZM181 166H180V167L177 166L178 169H179V168H182ZM187 166H189V164H188ZM190 166H191V165H190ZM190 166H189L188 168L186 167L185 169H189ZM208 166H209V165H208ZM208 166H207V167H208ZM211 166H212V165H211ZM213 166H212L209 170H206V169L204 168V166H203L202 170L204 169V171L206 170L208 173H210L209 171H212V170H213V169H212ZM224 166L227 167V168L224 169ZM239 166L237 165V169H238ZM246 166H247V164H246ZM261 166H260V168H259V164H258L257 167H258L260 170H262V168L264 169V167H263L264 165L262 166V168H261ZM18 167H19V174H18L19 177H18V176H17V177L20 178V176H21V175H20V172H23L22 174H24L25 176L22 175V176L24 177V179L21 178V179H22L21 181H19V180L17 179L20 183L16 180L18 183H16V181H15V184H14V183H12V181H13L12 176H13V175L16 176L15 174H17V172L15 173L14 171L17 170ZM31 167H32V166H31ZM34 167H35V166H34ZM34 167H32V169H33ZM38 167H39V166H38ZM38 167H36V169H37ZM47 167H46V168H47ZM197 167H198V168H197ZM205 167H206V166H205ZM207 167H206V168H207ZM209 167H210V166H209ZM243 167H244V166H243ZM41 168L43 169L42 166L40 167V170H41ZM159 168H161V169L159 170ZM167 168H168V169H167ZM174 168H175V167H174ZM174 168H172V169H174ZM184 168H183V169H184ZM218 168H219V167H218ZM218 168H217V169H218ZM221 168H222V167H221ZM239 168L242 169L241 167H239ZM255 168H256V167H255ZM21 169H22V171H21ZM32 169H31V170H32ZM38 169H39V168H38ZM38 169H37V170H38ZM44 169H45V166H44ZM44 169H43V172H46V169H45V171H44ZM172 169H171V170H172ZM178 169H175V171L172 170L171 173H173V172H175V173L178 172ZM185 169H184V171H185ZM190 169H191V168H190ZM192 169H193V168H192ZM207 169H208V168H207ZM215 169H216V168H215ZM243 169L245 170V169H248V168H243ZM249 169H250V168H249ZM249 169H248V170H249ZM259 169H257V171L259 172V175H260V171H259ZM33 170H34V169H33ZM33 170H32V171H33ZM37 170L34 171V172H35L34 174H36V171H37ZM40 170H39V172H40ZM49 170L47 169V172H46V173L50 174V173L48 172ZM52 170H53V169H52ZM195 170H193V171H195ZM218 170L221 171L220 168H219ZM228 170H229V169H228ZM228 170H226V171H228ZM17 171H18V170H17ZM28 171H29V170H28ZM180 171L182 172V169H181V170L179 169V172H180ZM184 171H183V172H184ZM204 171H203V172H204ZM206 171L204 172V174H206ZM214 171H215V170H213V172H214ZM234 171H235L236 174H237V173L240 174L239 170L236 171V168L234 169ZM240 171H241V170H240ZM246 171H247V170H246ZM250 171H251V170H250ZM250 171H248V172H246V173H244L245 171H241V173L243 172L244 175H246V179H245V177L243 178V176H242V178H241V175H243V174H240V180H241V182H243L242 179H245V180L247 181V178H249L248 181H250V178H251V176H252V174H253V173H251V172H253L254 169H252L251 172H250ZM257 171H255V172L257 173ZM262 171H264V170H262ZM181 172H180V173H181ZM189 172H190V171H189ZM189 172H186V173L189 174ZM200 172H201V171H200ZM203 172H201V173L203 174ZM229 172H228V173H229ZM12 173H13V175H12ZM14 173H15V174H14ZM29 173H30V172H29ZM32 173H33V172H31L30 174H32ZM37 173H38V171H37ZM175 173H173V175H175ZM198 173H199V172H198ZM198 173H197V174H198ZM211 173H212V172H211ZM214 173H216V172H214ZM224 173H225V171H224ZM235 173H233V174L235 175ZM249 173H251V174H249ZM256 173L253 174V175H256V176H257L258 173H257V174H256ZM261 173H262V172H261ZM263 173H264V172H263ZM39 174H40V176H41L42 173H38L37 176H38ZM43 174H45V173H43ZM168 174H170V173H168ZM168 174H167V175H168ZM176 174H177V173H176ZM182 174H184V173H182ZM188 174H187V176L190 175L189 177L191 178L192 171H191V174H189V175H188ZM193 174H194L193 176H195L196 172L193 173ZM202 174H201V176H199L200 178H198V176L196 175V178H198V179L200 180V182L198 181L199 184L204 183V182H202V179H201V178H202ZM204 174H203V175H204ZM212 174H213V173H212ZM212 174H211V175H212ZM222 174H223V173H222ZM239 174H238V175H239ZM248 174H249V175H248ZM27 175L29 176L28 173H27ZM32 175H33V174H32ZM45 175H46V174H45ZM173 175H172V176H173ZM185 175H186V174H184V176H185ZM198 175H199V174H198ZM209 175H210V174H208V176H209ZM218 175H219V174H218ZM226 175H227V174H225V176H226ZM229 175H230V174H229ZM229 175H227V176H229ZM231 175H232V174H231ZM231 175H230V176H231ZM238 175H235V177L238 176ZM247 175L250 176V177H248ZM259 175H258V180L260 181V179L262 178V176H259ZM261 175H263V174H261ZM22 176H21V177H22ZM28 176H26V177H28ZM37 176L34 175V177L39 178V177H37ZM50 176H51V175H50ZM172 176H170V177H172ZM175 176H176V175H175ZM178 176H179V174H178ZM178 176H177V177H178ZM180 176H182V175H180ZM184 176H182V177H183V181H184V179H185ZM193 176H192V177H193ZM216 176H217V174H216ZM220 176H222V175H220ZM227 176H226V177H227ZM17 177H16V178H17ZM34 177H30V181H31V178L34 179ZM168 177H169V176H168ZM170 177H169V178H170ZM189 177H188V179H189ZM217 177H218V176H217ZM231 177H232V176H231ZM13 178H15V177H13ZM16 178H15V179H16ZM40 178H41V177H40ZM166 178H167V177H166ZM172 178H173V177H172ZM193 178H194V177H193ZM203 178H205V177H203ZM206 178H207V177H206ZM209 178H210V176H209ZM214 178H215V176L213 177V183H215V181H216V182L218 181L217 183L220 184L219 181L221 180V178H225V177H224V176H223V177H220V180L216 178L217 180L215 179V181H214ZM229 178H230V177H229ZM232 178L235 179L234 176H233ZM238 178H239V176H238ZM252 178H253V176H252ZM255 178H256V177L254 176V179H255ZM259 178H260V179H259ZM27 179H28V178H27ZM178 179H181V178L179 177ZM178 179H177V182H178ZM207 179H208V178H207ZM236 179H237V177H236ZM254 179H252V180H253L254 182H256V181H255L256 179H255V180H254ZM263 179H264V176H263V178L261 179V182L263 181ZM40 180H41V179H40ZM169 180H170V182L172 183L171 179H169ZM190 180H192V179H190ZM194 180L197 182L196 179H194ZM194 180H192V181H194ZM208 180H209V179H208ZM210 180H211V179H210ZM210 180H209V181H210ZM224 180H225V179H224ZM224 180L222 179L221 182H223ZM231 180H232V179H231ZM252 180L250 181V183L252 182V183L254 184V182H253ZM26 181H28V180H26ZM155 181H154V183H155ZM158 181H157V183H159ZM165 181H163V182H165ZM175 181H176V180H175ZM181 181H182V179H181ZM183 181H182V183H183ZM192 181H191V183H192ZM203 181H205V179H203ZM206 181H207V180H206ZM209 181H208L207 183H205V184H209ZM211 181H212V180H211ZM211 181H210V184H212ZM226 181H227V182H226ZM232 181H234V180H232ZM235 181H236V180H235ZM235 181H234V182H235ZM246 181H244V182L246 183ZM259 181H258V182H259ZM39 182H40V181H39ZM163 182H162V183H163ZM179 182H180V180H179ZM179 182H178V183H179ZM185 182H189V184H191L190 181L185 180ZM234 182H233V183H234ZM244 182H243V183H244ZM261 182H260L259 184H257V182H256V183H255V184H257L256 186H259V185L262 184L264 181H263L262 183H261ZM22 183H23L24 185H26V184H25L26 182H22ZM151 183H153V181H152ZM151 183H149L148 185L151 186V185H152ZM154 183H153V185H157V184H154ZM162 183H161V184H162ZM165 183H166V182H165ZM165 183H163V185H164ZM171 183H170V184H171ZM174 183H175V182H174ZM193 183L195 184V186H194V190H196V183H195V182H193ZM193 183H192V184H193ZM225 183L228 185V179L225 180ZM247 183H249V182H247ZM247 183H246V184H247ZM13 184H14V186H13L14 189H12V190L15 191V189H16L17 193H15L16 191L13 192V191L10 189L11 186H12ZM23 184H21V186H24ZM34 184H35V185H34ZM159 184H160V183H159ZM161 184L158 185V187H161ZM175 184H177V183H175ZM175 184L172 183L173 186H174ZM185 184H186V183H185ZM189 184L186 185V186H187V189L189 188L188 186H190V187L193 186V185H189ZM210 184H209L208 186H211ZM221 184H222V183H221ZM234 184L236 185V183H234ZM238 184H239V182H238ZM241 184H242V183H241ZM8 185H10V186L8 187ZM28 185H29V182H28L27 186H28ZM148 185H147V186H148ZM153 185H152V187H153ZM167 185H168V184H167ZM167 185H166V186H167ZM177 185H179V184H177ZM181 185H182V184H181ZM201 185H202V184H201ZM201 185H200V186H201ZM203 185H204V184H203ZM212 185H215V184H212ZM217 185H218V184H216V186H217ZM223 185H224V182H223ZM223 185H220V186H223ZM227 185H226V186H227ZM229 185H230V184H229ZM235 185H234V186H235ZM249 185H252V184H249ZM249 185H245V184H244V186H246L247 188H249ZM21 186H20V188H22L21 190H23L24 187H25V189H26V186H24V187H21ZM136 186H137V187H136ZM150 186H149V188H151V189L154 188V187L152 188V187H150ZM164 186H165V185H164ZM170 186H171V185H170ZM182 186H183V185H182ZM200 186H199V188H198V186H197V190L200 189ZM206 186H207V185H206ZM206 186L204 187L205 189H206V188H209V187H206ZM216 186L214 187L215 189H216ZM218 186H219V185H218ZM218 186H217V187H218ZM220 186H219V188H220ZM226 186H225V187H226ZM256 186H255V187H256ZM29 187H31V185H30ZM167 187H169V186H167ZM178 187H180V186H178ZM201 187H202V186H201ZM227 187H228V190H229V186H227ZM227 187H226V189H227ZM231 187H233V185H231L230 188H231ZM236 187H237L236 190H237L238 192L236 191L237 193H235V191L233 190V192L231 193V195H233V197H234V194H236V195H235V198L237 197V195H238L239 197H242V196H240L242 193H244L245 196H246V194H247L249 197H250V195H252V197H255V196H253V194H254L255 192H257V191H255V189H254V190H253L254 193H253L252 189L255 188L254 186H253V188H252V186H250V187H251V190H250V188L247 189L246 187H243V184H242V186H240V189L238 188V187H239L238 185H236ZM236 187H233V189L236 188ZM242 187H243L244 189H247L246 191H249V190H250V191H252V192H247V193H245L246 191H242ZM262 187H263V184H262ZM8 188L11 190V192H10V190H9ZM18 188H19V187H18ZM143 188H140V189H143ZM155 188L157 189V186H155ZM155 188H154V189H155ZM211 188H212L211 191L209 190L210 193H211V192L213 191V189H214L213 186H212ZM219 188H217V189H219ZM25 189H24V190H25ZM135 189H134V191H135ZM138 189H139V187H138ZM173 189H174V187H173ZM175 189H176V188H175ZM175 189H174V190H175ZM178 189H179V188H178ZM180 189H181V188H180ZM182 189H183V188H182ZM182 189L180 190L181 192H182ZM185 189H186V187H185ZM190 189H191V191L193 190L192 188H190ZM205 189L203 190V187H202V189H200V192H201V190H202L200 196H202V193H205V192H204V191H206ZM222 189H224V188H222ZM226 189H224V190H226ZM244 189H243V190H244ZM260 189H261V187H260ZM260 189H258V191H259ZM53 190L56 191V192L54 193ZM167 190H169V189H167ZM171 190H172V189H171V187H170V191H171ZM207 190H208V189H207ZM224 190H223V191L221 190V192L225 193L226 191H228V190H226V191L224 192ZM239 190H241L242 193H241V191L239 192ZM256 190H257V187H256ZM134 191H132V192L135 193ZM170 191H169V192H170ZM178 191H179V190H178ZM187 191H188V190H187ZM187 191H186V192H187ZM198 191H199V190H198ZM231 191H232V189H231ZM231 191H230V192H231ZM260 191H261V190H260ZM262 191H263V193H262V192H261V193L264 194V188H262ZM12 192H13V193H12ZM21 192H22V191H21ZM21 192H19V194H20ZM25 192H24V193H25ZM112 192H113V193H112ZM117 192L114 193V194H116V196H117ZM140 192H141V190L139 191V193H140ZM173 192H174V191H173ZM175 192H176V191H175ZM175 192H174V194H176ZM192 192H193V191H192ZM196 192H197V191H196ZM214 192H215V190H214ZM216 192H218V191H216ZM22 193H23V192H22ZM24 193H23V194H24ZM53 193H54V195H53ZM77 193H78V195H77ZM123 193L121 192L120 194H123ZM125 193H126V194H125ZM136 193H137V192H136ZM149 193H151V190H150ZM170 193H172V192H170ZM170 193H168V195L171 196ZM187 193H188V192H187ZM194 193H195V192H194ZM194 193H193V194H194ZM206 193H208V192L206 191ZM212 193H213V192H212ZM233 193H234V194H233ZM239 193H240V194H239ZM250 193H253V194H250ZM261 193H259V194L256 193L255 195H258V197H259V195H261ZM74 194H76V198H74V196H73ZM120 194H119V192H118L119 197H120ZM174 194H173V195H174ZM178 194H179V192H178ZM181 194H182V193H181ZM208 194H209V193H208ZM214 194H215V193H214ZM227 194H230L229 191H228ZM244 194H243V195H244ZM249 194H250V195H249ZM21 195H22V194H21ZM27 195H28V197H27ZM173 195H172V196H173ZM187 195H190V193L187 194ZM187 195H186V196H187ZM195 195H199L198 192H197V194H195ZM195 195H193V198H194ZM204 195H205V194H204ZM231 195H230V196H231ZM16 196H17V195H16ZM112 196H111V199H112ZM116 196H115V197H116ZM122 196H123V195H122ZM135 196H136V194H135L133 197H135ZM174 196H176V195H174ZM181 196H182V197H185V195H181ZM181 196L179 195V197H178L177 199H179ZM206 196H207V194H206ZM206 196H202V197H206ZM226 196H227V195H226ZM230 196H227V197H229V199H232V196H231V198H230ZM245 196H243V197L245 198ZM248 196H247V197H248ZM263 196H264V195H263ZM90 197H91V198H90ZM115 197H114V199H115ZM119 197H118L117 200H119ZM123 197H124V196H123ZM133 197H131V198H133ZM153 197H154V196H153ZM176 197H177V196H176ZM176 197H175V199H176ZM189 197H192V195L189 196ZM189 197H186V198L189 199ZM207 197H208V196H207ZM227 197H226V198H227ZM239 197H237V198L240 199ZM249 197H248L247 199H243V198H242V199L247 201L248 199H251V198H249ZM73 198H74V199H77V200H74ZM116 198H117V197H116ZM120 198H121V197H120ZM125 198H124V199H125ZM131 198H130V199H131ZM148 198H149V197H148ZM221 198H222V197H221ZM237 198H236V199H237ZM11 199L13 200V202L15 201L16 203H15V202H14L15 204H13V202L10 203L9 201H12ZM25 199H26V200H25ZM121 199H122V198H121ZM126 199L123 200V201L125 202ZM130 199H129V200H130ZM133 199L135 200V198H133ZM133 199H131V200H132L134 203H136L137 201H136V200L134 201ZM136 199H137V196H136ZM153 199H154V198H153ZM173 199H174V198H173ZM204 199H205V198H204ZM204 199H203V200H204ZM217 199H218V198H217ZM233 199H234V198H233ZM253 199H254V198H252L251 200L253 201ZM261 199H263L262 195H261V197L258 198V200H261ZM83 200H82L81 203L85 205L86 202H87L88 200H86V202H84V203H83ZM94 200H95V198H93V200H92V201H93V205H94V207L91 206V203H90L91 200H89V202H87V203H90V206H89V205H87V206L85 205V207H88V208H86V209H88L87 211H90V212H91L92 209H91L90 207H93L94 209H96L97 211H99V210H98L99 208H98V207H97L98 209L96 208V205H97L98 203H97V204H94V203H95ZM100 200H98V201L96 200V202H99ZM162 200H163V199H162ZM181 200H182V201H185L186 199H185V198H184V200H183V199H180V201H181ZM203 200H202V201H203ZM212 200H213V199H212ZM218 200H219V199H218ZM258 200H257V197H256V201H255V199H254V203H255V202H256V203H257V202L259 203L260 201H258ZM19 201H21V200H19ZM79 201H78V203H80ZM104 201L101 202L102 205H103V202H104ZM111 201H113V200H110L109 202H111ZM123 201H121V200H119V201H117V202L115 201V202H116L115 204H117L118 202H120V205H119V203H118V206H120V208H121V207L123 206V205H122V202H123ZM178 201H179V200H178ZM178 201H177L176 203H178ZM229 201H230V200H229ZM237 201H238V200H237ZM252 201H251V202H252ZM109 202H108L106 205H105V204H104V205L107 206V205L109 204ZM124 202H123V204L125 205L128 201H126L125 203H124ZM144 202H145V201H144ZM209 202H210V201H209ZM232 202H233V200L231 201V203H228V202H227L230 206H229V205L226 206V207H228V211H227V209H225L226 211H225L224 213L229 212V214H233V212L230 213L231 211H233V210H232L233 206H231V205L233 204ZM240 202H241V201H240ZM248 202H250V200H248ZM261 202H262V201H261ZM261 202H260V204H261ZM263 202H264V201H263ZM263 202H262V203H263ZM81 203H80V205L82 206ZM131 203H132V202H130V204H131ZM158 203H159V202H158ZM174 203H175V201H174ZM174 203H173V205H174ZM179 203H180V206L183 204L182 202H179ZM179 203H178V204H179ZM203 203H204V202H203ZM210 203H211V202H210ZM234 203L237 204V202H235V199H234ZM238 203H239V202H238ZM243 203H245V201H244ZM11 204H12V205H11ZM99 204H100V202H99ZM128 204H129V202L127 203V205H128ZM130 204L128 205V207H129V208H130V207L132 208L133 203H132L131 206H130ZM136 204H138V203H136ZM136 204H134V205H136ZM153 204H154V203H153ZM165 204H166V203H165ZM167 204H168V202H167ZM184 204H185V202H184ZM184 204H183L182 206H184ZM187 204H188V203H187ZM191 204H192V203H191ZM191 204H190V206L188 207L189 209H190V208L192 209V207L194 206L193 204H192V206H191ZM240 204H241V205H240L241 207H239V209L234 208L235 210H239V212L237 213V215H238V214L241 215V213H242V215H245L244 217L251 218V217H249L250 215H253V214H251V213H250V215L247 214L248 216H246V213H249V212H246V211H249L248 209H250V208L246 209L245 207H247V206H249V205H250V207H251L252 204H250V203L247 204V205H245V204L242 205V203H240ZM260 204H258V205H260ZM73 205H74V206H73ZM80 205H79V204L77 205V206H78V209L76 208L77 211H79V210L82 208ZM110 205H111V203H110ZM110 205H109V206H110ZM113 205H114V202H113ZM142 205L144 206V203H143ZM171 205H172V204H171ZM212 205H213V204H212ZM255 205H256V204H255ZM255 205H253V206H255ZM258 205H257V206H258ZM79 206H80L81 208H80ZM99 206L101 207V205H99ZM109 206H108V207H109ZM114 206H115V205H114ZM114 206H113V207L110 206L109 209H112V208L114 209ZM137 206H138V205H137ZM147 206H148V205H147ZM169 206H170V205H169ZM178 206H179V205H178ZM185 206H186V205H185ZM207 206L209 207V204H208ZM221 206H222V205H221ZM236 206H237V205H235L234 207H236ZM238 206H239V205H238ZM242 206H243V207H242ZM244 206H245V207H244ZM253 206H252V207H253ZM83 207H84V206H83ZM85 207H84V208H85ZM103 207H104V206H103ZM103 207H101V208H103ZM125 207H126V205H125ZM128 207H126V209H124V210H122V208H124V207L121 208V210H122V214H125L126 211H127V212L129 211V210H127V209H129ZM135 207H136V206H135ZM135 207H134V208H135ZM138 207H139V206H138ZM138 207H137V208H138ZM150 207H151V206H149V208H150ZM153 207H154V206H153ZM167 207H168V206H167ZM170 207H171V206H170ZM202 207H203V206H202ZM230 207H232V208H230ZM258 207H259V206H258ZM258 207H256V208H258ZM263 207H264V206H263ZM263 207H262V205H261V206L259 207V210H260L261 208L264 209ZM70 208H71V209H70ZM89 208H90V210H89ZM105 208H106V207H105ZM115 208H117V205H116ZM179 208H180V207H179ZM186 208H187V206H186ZM193 208H194V207H193ZM195 208H196V207H195ZM224 208H225V207H224ZM224 208H223V210H224ZM240 208H245V210H246V211H244L245 214H244L243 212L240 211V210H241ZM69 209H70V210H69ZM72 209H73V210H72ZM82 209H83V208H82ZM82 209H81V210H82ZM86 209H84V210H86ZM94 209H93V210H94ZM106 209H107V211H108V208H106ZM106 209H104V210L106 211ZM113 209H112V210H113ZM142 209H143V208H142ZM142 209H141V210H142ZM151 209H152V207H151ZM151 209H150V210H151ZM153 209H155V211H159L157 207H156V208L154 207ZM156 209H157V210H156ZM174 209H175V208H174ZM174 209H173V210H174ZM181 209H182V208H180L179 210L181 211ZM184 209H185V207H184L182 210H184ZM191 209L189 210L190 214H189V213H188V214H189V215H191V214L194 215V214H193L194 211H192ZM229 209H231V211H230ZM253 209H255V208L253 207L252 210H253ZM262 209H261V211H262ZM81 210H80V211H81ZM93 210H92V211H93ZM104 210H103V211H104ZM114 210H115V209H114ZM114 210H113V211H114ZM125 210H126V211H125ZM134 210L136 211V210H138V209H133V211H134ZM141 210L139 209L138 211H139L140 213H143V216L146 217V216H147L146 213L148 212V211H147L148 208H147V210H146V213H144V211L141 212ZM167 210H169V209H167ZM170 210H171V212L173 211L172 209H170ZM179 210H177V211L179 212ZM187 210H188V209H186V211H187ZM194 210H196V209H194ZM82 211H83V210H82ZM97 211H96V212H97ZM103 211H101V212H103ZM105 211H104V212H105ZM115 211H116V210H115ZM117 211L120 212V213H119V215H120V214H121V211H120L119 207H118ZM123 211H124L125 213H124ZM133 211H132V212H133ZM153 211H154V210H153ZM153 211H149V212H148V218H149V219H150V217H149L150 212L153 213V215H154V212H155V211H154V212H153ZM186 211H184V212L181 211V212L185 213ZM191 211H192V213H191ZM211 211H213V210H211ZM261 211H260V213L257 212V214L254 215V216L257 217L258 214H260V216H262ZM74 212H75V210H74ZM96 212H92L93 216H94V213H96ZM104 212H103V214H104ZM130 212H131V209H130ZM132 212H131V214H132ZM159 212H160V211H159ZM187 212H188V211H187ZM187 212H186V213H187ZM197 212H198V211H197ZM197 212L195 213V216H196V217H198ZM219 212H220V211H219ZM240 212H241V213H240ZM251 212H252V211H251ZM253 212H254V210H253ZM255 212H256V210H255ZM255 212H254V213H255ZM43 213H44V214H43ZM76 213H77V212H75V214H76ZM78 213H79V212H78ZM83 213L86 214V212H83ZM83 213L80 214V216L82 215L81 217H83V215H84ZM87 213H88V212H87ZM112 213H113V212H112ZM112 213H111V214H112ZM140 213H137V212L134 213V217L136 216V214L139 215ZM160 213H162V212H160ZM160 213H159V215H160ZM174 213H175V212H174ZM176 213H177V212H176ZM204 213H205V212H204ZM234 213H235V212H234ZM263 213H264V211H263ZM11 214H15L19 219H20V217H21V219L24 217L25 219L23 218V220H25L24 222L26 223V224H25L26 226H25V225H24V226L26 227V229H27V227H28V228H29V229H28L29 231L27 232V230L25 229L24 226H23L24 228H22V227L20 226V225L22 224L21 221L16 223V221H19V219H18V220H15V219H17V218H15V219H14L15 221H13V219H11ZM92 214H89V213H88V214H86V215H88V216L90 217V215H92ZM99 214H100V215H99ZM127 214L130 215L129 212L126 213V215H127ZM144 214H145V215H144ZM157 214H158V213H157ZM162 214H164V215H163V218H164V216H165L166 213L163 212ZM162 214H161V215H162ZM169 214H170V211H169ZM179 214H180V213H179ZM188 214H186V216H185V214H181V215H180L181 217L178 216L179 218L177 219L176 222L174 221V220H176V219H175V217L173 216V217H174L173 222L176 223L175 226L178 225L179 228H180V226H181V228H182V226H183V227L186 226L185 223H184L183 221L189 220V217H190V216L187 217ZM219 214L221 215L222 213L220 212ZM227 214H228V213H227ZM229 214H228V215H229ZM15 215L12 216V217L14 218ZM63 215H64V217H63ZM96 215L99 217V216L102 215V213H100V211H99V212H97ZM96 215H95V216H96ZM104 215H105V214H104ZM104 215H103V216H104ZM107 215H108V214H107ZM107 215H106V216H107ZM113 215H114V214H113ZM117 215H118V213H117ZM117 215H116V216H117ZM140 215H141V214H140ZM140 215H139V216H140ZM150 215H151V214H150ZM155 215H156V214H155ZM167 215H168V214H167ZM171 215H173V213H172ZM171 215H168V216L171 217ZM175 215H176V214H175ZM183 215L185 216V219H186V220H181V222H183L184 225H179V224H181V222H180L179 219H180V218L184 219V218L182 217ZM223 215H224V214H222L221 216H218V215H217L218 218H216V220H217V219H219V220L222 219V218H223ZM240 215H239L238 217L236 216V218L238 219V221H242V220H243V219H242V220H239V219H240ZM73 216H76V215L73 214ZM78 216H79V215H78ZM78 216H76V217H78ZM88 216H85V215H84V217H83L84 219L82 218V222H83V223H84L83 220H85V217L88 218ZM93 216H92L91 220H93ZM108 216H109V215H108ZM130 216H131V215H130ZM143 216H142V217H143ZM156 216H157V215H156ZM176 216H177V215H176ZM254 216H253V217H254ZM263 216H264V215H263ZM263 216H262V217H263ZM37 217H38V219H35V218H37ZM81 217H79L80 219H79V218H77V219L81 220ZM104 217H105V216H104ZM122 217L125 218L124 215H122ZM122 217L119 216V217H116V218H121V219H122ZM127 217H128V216H127ZM131 217H132V216H131ZM151 217H152V215H151ZM160 217H161V216H160ZM170 217H169V218H170ZM173 217H172V218H173ZM186 217H187V218H186ZM192 217H194V216H192ZM192 217H190V219H192ZM196 217H195V218H196ZM219 217H220V218H219ZM253 217H252V220L250 219V220H251V221H250L251 224L254 225V223H255L256 221L259 222V223H260V221H262L261 223H264V222H263V218H262V219L260 218V220H259V219H257V218H259V216H258L257 218H256V217L253 218ZM33 218H34L35 220H34ZM61 218H63V219L60 220ZM66 218H69V217L66 216ZM116 218H115V219H116ZM124 218H123V219H124ZM136 218H137V217H136ZM138 218H139V217H138ZM138 218H137V219H138ZM152 218H153V217H152ZM154 218H155V217H154ZM154 218H153V220H154ZM161 218H162V217H161ZM163 218H162V219H163ZM167 218H168V217H167ZM172 218H171V219H172ZM176 218H177V217H176ZM248 218H247V219H248ZM255 218H256V221H254ZM31 219H33V220L30 221ZM73 219H74V218H73ZM75 219H76V218H75ZM77 219H76V220H77ZM97 219H99V218H97ZM100 219H101V218H100ZM109 219H110V218H109ZM109 219H108V220H109ZM113 219H114V218H113ZM113 219H112V220H113ZM127 219L130 220L129 217H128ZM131 219H132V218H131ZM133 219H134V221H133V222L131 221V222H132L133 225H135L136 227H137V225H139L140 222L143 223V221H144V219H142V218H139V219H141L140 222H138L139 220L136 219V222L138 223V224L136 225V224H134V222H135V218H133ZM133 219H132V220H133ZM145 219H146V218H145ZM149 219H146V220H148V221H147L148 223L151 222V223H154V224H155L156 220H154L155 222H152V219H151V221L149 222ZM155 219H158V218L156 217ZM247 219H246V220L244 219V220L246 221V223H247V221H248ZM71 220H72V219H71ZM91 220L87 219V222H90V224H92V223L95 221V219H94L92 222H91ZM116 220H117V219H116ZM119 220H120V219H119ZM125 220H126V218L124 219V221H125ZM129 220H127L126 224L124 223L126 226L129 224ZM142 220H143V221H142ZM146 220H145V222H146ZM167 220H168V219H167ZM192 220L194 221V220H196V219L193 218ZM197 220H199V219H197ZM197 220H196V221H197ZM219 220H218V221H219ZM66 221H67V220H66ZM68 221H70V220H68ZM109 221H110V220H109ZM117 221H118V220H117ZM117 221H115V222L117 223ZM124 221H123V222H124ZM171 221H172V220H170V221H169V224H167V225L170 226V222H171ZM190 221H191V220H190ZM196 221H195V222H196ZM201 221H202V223L199 222V224H201L202 227L206 230V228H207L206 225H203L205 221H204V220H201ZM236 221H237V220H236ZM236 221L234 222L235 224H236ZM245 221H242V222H244V224L241 222V225L243 224L244 226H246V225L248 226V224H245ZM252 221H253L254 223H253ZM62 222H61V223H62ZM71 222H73V221H71ZM75 222H76V221H75ZM75 222H74V223H75ZM85 222H86V221H85ZM97 222H98V221H97ZM110 222H111V221H110ZM113 222H114V221H113ZM113 222H112V223H113ZM123 222H122V223L118 222V223H120V226L122 225V228H123V225H124ZM131 222H130V224H132ZM145 222H144V224H142V226H144V225L147 224V223L145 224ZM157 222H158V221H157ZM177 222H178V224H177ZM179 222H180V223H179ZM214 222H215V221H214ZM257 222H256V223H257ZM13 223H14V226H16L15 224L18 225V223H19V224L21 223L19 226H20L22 229H24V230L26 231V232L24 231L26 234H28V235L30 236L29 239H26L27 241L25 240V238H23V239L25 240L24 243H23L22 238H20V236H18V235H19L18 233H19L20 231L16 233V234H17V237H14V236H13V233H12L11 231H9V230H11V229L13 228V226H12ZM27 223H28V224H27ZM59 223H60V222H59ZM59 223H58V224H59ZM66 223H67V222H66ZM74 223H73V224H70V225H74ZM78 223H80V226L83 224V223L81 224L80 221H78ZM78 223H77V224H78ZM94 223H95V222H94ZM94 223H93V224H94ZM98 223H99V222H98ZM158 223H159V222H158ZM158 223H157V224H158ZM166 223H168V222H166ZM188 223H189V222H188ZM192 223H193V222H192ZM205 223H206V222H205ZM212 223H213V222H212ZM218 223H219V222H218ZM248 223H249V222H248ZM11 224H12V225H11ZM42 224H43V225H42ZM55 224H54V226H55ZM90 224L88 223L89 227H90ZM109 224H111V223H109ZM130 224H129V227H130ZM186 224H187V223H186ZM189 224H191V223H189ZM189 224H187L186 227L192 226V228H193V226L195 227V224H196V223H193L192 225H189ZM235 224H234V226H235ZM237 224H240V223L237 222ZM237 224H236V225H237ZM251 224H249V226H248V230H249L250 228L256 227V225H257V224H255V226L250 227ZM27 225H30V226H27ZM61 225H62V224H60V226H61ZM117 225H118V224H117ZM117 225H116V226H117ZM125 225H124V226H125ZM133 225H132V226H133ZM147 225H149V224H147ZM161 225H162V224H161ZM173 225H174V224L172 223V226H173ZM201 225L196 224V226L199 228V230H198V228L196 229V230H198V231H195V229L190 230V229H191L190 227L188 228V229L190 230V232H192V234H193L194 237H197V235H194L195 232H197V234H199L200 231H203V230H204V229L201 230L202 227H201V228L199 227V226H201ZM243 225H242V227H243ZM260 225L263 226V228H264V225H262V224H260ZM260 225H259V226H260ZM11 226H12V228H11ZM48 226H49V228H48ZM64 226L66 227L67 225L64 224V225H62L61 227H64ZM68 226H69V223H68ZM68 226H67V228L64 227V228L66 229V231H64L65 235H66V234H68V235L71 234L70 231H72V230L70 229V231H69ZM74 226H77V227L79 228V225H76V224H75ZM84 226H87V225L85 224ZM92 226H93V225H92ZM92 226L90 227L91 229H93ZM94 226H95V225H94ZM105 226H106V225H105ZM110 226H111V225H110ZM116 226H115V227H116ZM118 226H119V225H118ZM118 226H117V227H118ZM135 226H134V227H135ZM140 226H141V225H140ZM140 226H138V227L140 228ZM142 226H141V228H142ZM155 226H156V225H155ZM169 226L167 227V232H170V229H171V231H172V230H175V228L172 229V228H170V227H172V226H170V227H169ZM204 226H205V227H204ZM213 226H214V225H213ZM234 226H233V227H234ZM247 226H246V227H247ZM17 227H18V226H17ZM20 227H19V228H20ZM52 227H53V226H52ZM52 227H51L50 229H52ZM61 227L58 226V227H54V228L57 229V228H61ZM81 227H82V226H81ZM89 227H87V228H89ZM97 227H101V226H99V225L96 223V228H97ZM117 227H116V228H117ZM136 227H135V228H136ZM138 227H137V228H138ZM161 227L163 228V226H161ZM186 227H185V229H186ZM210 227H211V226H210ZM231 227H232V226H231ZM231 227H229V228H231ZM233 227H232V228H233ZM237 227H238V226H237ZM237 227H236L235 229H234V228H233V229H234V230H237ZM246 227H244V228H246ZM249 227H250V228H249ZM15 228H16V227H15ZM21 228H20V229H21ZM71 228L73 229L72 226H71ZM82 228H83V227H82ZM94 228H95V227H94ZM96 228H95V229H96ZM106 228H107V227H106ZM108 228H109V225H108ZM118 228H121V227H118ZM131 228H132V227H131ZM135 228H134V229H135ZM148 228H149V227H148ZM148 228H147V229H148ZM164 228H165V227H164ZM164 228H163V229H164ZM169 228H170V229H169ZM181 228H180L181 233H184V232H182V231H185V229L183 230V228H182V230H181ZM195 228H196V227H195ZM224 228H225V227H224ZM224 228H223L222 231H223V232H224V231H225V232L228 231V234H230V233H229V232H230V231H229L230 229H229V230H225L226 228H225V229H224ZM232 228H231V232H232ZM244 228L242 229V228H240V226H239V229H238V231H237L238 233H237L236 231H233V233L236 232V233H237L236 235H238L239 233H240V234H242V233L245 234V233H247V230L244 229ZM258 228H261V227H258ZM263 228H261L260 230L254 228V230L256 229L255 232L258 234V232H259V233H262V231L264 232ZM50 229L47 230L46 232L49 233L48 231H50ZM56 229H55V230H56ZM80 229H81V228H80ZM113 229H114V228H113ZM123 229H124V228H123ZM159 229H160V227H159ZM227 229H228V228H227ZM241 229L244 230V231L246 230V231H245V232H242ZM44 230H45V231H44ZM60 230L63 231L62 228H61ZM77 230H79V229L76 228L75 233L78 232ZM84 230H85V228H84ZM98 230H99V229H98ZM101 230H102V229H101ZM128 230H131V229L129 228ZM150 230H151V228H150ZM157 230H158V229H157ZM164 230H165V229H164ZM168 230H169V231H168ZM177 230H178V227H177ZM177 230H176V231H177ZM186 230H187V229H186ZM208 230H209V229H208ZM208 230H206V232H207ZM210 230H211V229H210ZM213 230H215V229H213ZM213 230H211V232H210V231H209V232L212 233ZM254 230H253V231H254ZM257 230H259V231L257 232ZM261 230H262V231H261ZM16 231H18L17 228L15 229V232H16ZM21 231H22V230H21ZM53 231H54V229H52V232H53ZM58 231H59V229H58ZM61 231H60V232L55 231V237H52V236L54 235V232L51 233V234H53V235L50 234L52 238L49 237L50 235H49V236L46 235V236H47L48 239L50 238V241H52L54 238H60L61 235H63V233H62ZM80 231H81V232H80ZM80 231H79L80 233L83 232V230H80ZM94 231H96V230H94ZM125 231H126V230H125ZM134 231H135V230H134ZM134 231H133V232H134ZM136 231H137V230H136ZM138 231H139V229H138ZM138 231H137V232H138ZM160 231H161V230H160ZM162 231H163V230H162ZM193 231H195V232L193 233ZM222 231L220 230L221 233H222ZM239 231H240V232H239ZM250 231H252V229H250ZM260 231H261V232H260ZM13 232H14V230H13ZM24 232H23V234H21V233H20V234L24 236V235H25ZM29 232H30V233H29ZM66 232H67V233H66ZM68 232H69V233H68ZM115 232H116V231H115ZM133 232H132V233H133ZM137 232H135V233L137 234ZM163 232H164V231H163ZM163 232H162V233H163ZM178 232H179V231H178ZM186 232H187V231H185V233H186ZM203 232H204V231H203ZM203 232H202V233H203ZM217 232H219V229L217 230ZM225 232H224V233H225ZM241 232H242V233H241ZM248 232H249V231H248ZM255 232H254V233H255ZM11 233H12V236H13V237L11 236ZM43 233H44V235H42ZM57 233H61V234H59L60 237H58V234H57ZM73 233H74V230H73ZM75 233H74V234H75ZM86 233H87V231H86V232L84 231V234H82V236H83V235H86ZM93 233H94V232H93ZM95 233H97V231H96ZM98 233H99V232H98ZM101 233H102V232H101ZM128 233H129V232H128ZM170 233H171L172 236H170ZM170 233H169V236L167 235L168 233H167V234H164L165 237L168 236V237H170V238L167 237V239H169V240H164V241L166 242V244H165V247H164V246H162V247L168 249V251H167L166 249H165V250L168 252L169 256H167V258L170 259V262H171V261L173 260V258H172L173 255H172V256L170 255L171 253H173V252H171V251L173 250L174 252L179 253V251L182 250V249H180V248L182 247V246H181V243H182V242L179 243L180 246H181V247L179 248V247L176 246V244H177V240H178V241H181V240H183L184 238L181 237L182 239L179 238V239H180V240H179V239L177 238V236L179 235L180 232H179V233L176 232L178 235H176V236L174 237V239L176 238V240H173V236H174V234H175V231H174L173 234H172V232H170ZM181 233H180V234H181ZM185 233H184V234H185ZM187 233H188V232H187ZM187 233L185 234V236H184V235H183V236L186 237ZM210 233H209V234H210ZM215 233H216V231H215ZM224 233L222 234L223 236H220V237L223 238V240H224V236L227 238V240H228L229 242H230V241H233V242H234V241L237 240V242L234 243V245H233V242H232V244H231V242L228 243V241L226 240V241H227L226 244H230L231 246H234V247H230V245H228V250H232V251H233V250H237V251H240V253H241L242 250L244 249L243 247H245V246L248 244L249 240L252 238L251 236L254 237V234H253L252 232H251V233H252L253 235H251V236H249L250 234L248 235V233H247L246 235H243V236L250 237V239L247 238V240H248L247 244H246V242H245V243L243 244V245H245V246L242 245V246H243V247H242V246L239 245V244L242 243L241 241H243L244 238H246V237H243L242 235H240L239 237H241V238H240L239 241H238V239L236 238V235H235V238H236V239L232 238V237H234V236H232L233 233H231L232 235L230 234L231 236H229V238L227 237L228 234L224 235ZM249 233H250V232H249ZM14 234H15V233H14ZM74 234H71V235H74ZM121 234H122V233H121ZM123 234H124V233H123ZM138 234H139V233H138ZM189 234H190V233H189ZM192 234H191V235H192ZM207 234H208V233H207ZM209 234H208L207 236L210 238V235H209ZM68 235H66L67 238L69 237ZM71 235H70V236H71ZM78 235H79V233H78ZM98 235H99V234H98ZM116 235H117V234H116ZM116 235H115V236H116ZM119 235H120V234H119ZM125 235H127V232H126ZM125 235H123V236H125ZM134 235H135V234H134ZM140 235H141V234H140ZM145 235H146V234H145ZM150 235H151V234H150ZM150 235H148V236H150ZM152 235H155V234H152ZM166 235H167V236H166ZM181 235H182V234H181ZM191 235H189V236L187 235L188 237H186V239L188 240V238H190ZM260 235H262V234H259V235H258V237H257L258 239H256V241H257V240L259 241V237H262L264 234H263L262 236H260ZM15 236H16V235H15ZM23 236H22V237H23ZM29 236H28V237H29ZM31 236H32V237H31ZM33 236H36L37 238H35V237H33ZM46 236H45V239H46ZM56 236H57V237H56ZM76 236H77V234L74 235L73 238H75ZM80 236H81V235H79L77 238H79ZM82 236H81V237H82ZM89 236H90V235H89ZM95 236H96V234H95ZM123 236H122V237H123ZM128 236H130V235H127V237H128ZM202 236L205 237L204 234H203ZM255 236H256V235H255ZM11 237H12V238H11ZM24 237H27V236H24ZM28 237H27V238H28ZM85 237H86V236H85ZM104 237H105V236H104ZM113 237H114V236H112V238H113ZM131 237H133L132 234H131ZM135 237H136V236H135ZM140 237H141V236H140ZM161 237H162V236H161ZM199 237H200V236H199ZM208 237H205V238H201V237H200V240H201V241L204 240V239L206 240V238H208ZM239 237H238V238H239ZM242 237H243V240H242ZM39 238H40V237H39ZM62 238H64V236L61 237V240H62ZM69 238L71 239L72 236L69 237ZM69 238H68V240H69ZM77 238H76V239H77ZM112 238H110V239H112ZM114 238H116V237H114ZM114 238H113V239H114ZM125 238H126V236H125ZM218 238H219V237H218ZM222 238H221V240H222ZM226 238H225V239H226ZM230 238H231L232 240H231ZM8 239H10V240H8ZM42 239H44V238H42ZM48 239H46V242H48V245H49V243H51V244L54 243V241H53V242H49V241H47ZM51 239H52V240H51ZM64 239H65V238H64ZM82 239H83V238H82ZM87 239H88V238H86V239H84V240H86V242H87V241H88ZM107 239H108V238H107ZM113 239H112V240H113ZM121 239H123V238H121ZM159 239H160V238H159ZM170 239H171V241L173 240V244H174V242H176L175 247H177V248H174V249H173L172 247H173L174 245L172 244L173 246L170 247V248H172V249H170V250H171V251H170L171 253L169 252V248L167 247V245L171 244L170 242H169V244H167V241H170ZM186 239H185V241H186ZM191 239H192V238H191ZM194 239L197 240L198 237H197V238H194ZM260 239H261V238H260ZM263 239H264V238L262 237V239H261V240H262V241H261L262 244H263V241H264ZM54 240H56V239H54ZM57 240L60 241V239H57ZM66 240H67V239H66ZM72 240H74V239H72ZM80 240H81V238H80ZM103 240H104V239H103ZM123 240H124V239H123ZM189 240H190V239H189ZM189 240H188V241H189ZM198 240H199V239H198ZM198 240H197V242H198ZM209 240H210V239H209ZM209 240H206V241H204V243H203V245L205 246L204 248L207 247L206 250H207V249H210L211 247H212L211 249H213V246H214L213 243L215 242V240H213V241L211 240L212 242H210ZM20 241H18L19 243H16V244H17L18 246L20 245V247H21L22 244H20V243H21ZM58 241H55L56 244L54 243L55 245L52 244V246L54 245L55 248H56V245H57L58 243L61 244L62 241H61V242H58ZM64 241H65V240H64ZM76 241H79V240H76ZM183 241H184V240H183ZM193 241H195V240H193ZM216 241H217V240H216ZM219 241H220V240H219ZM258 241L255 242V240L253 239L254 244H253L252 247L250 246V244L252 243V239H251L250 242H249V246H250V248H253V249H252V250H253L252 255L258 253V254H256V255H253V258H254L255 256H257V257L254 258L255 260H256V258L261 257V256H262V257L259 258V259H264V258H263L264 255H259V254H261V253H259L260 251L263 250L262 252H264V248H262V247L264 246V244L261 246V243L258 242ZM26 242H27V243H26ZM36 242H37V241H36ZM39 242L42 243V240H40ZM46 242H45V244H46ZM68 242H69V241H68ZM70 242H71V240H70ZM80 242H81V241H80ZM143 242H144V241H143ZM162 242H163V241H162ZM162 242H159V243H160L159 245H162V244L165 243V242H163V243H162ZM190 242H192V240H190V241L188 242L189 244H188V243H185V244H188V246L186 245L187 247H190V246H191V245H190ZM197 242L195 241L194 244L192 243V244L194 245V246L192 245L193 248H195V244H196ZM199 242H200V241H199ZM202 242H203V241H202ZM206 242L212 243V244H211L212 246H211L210 244H208V246H206V245H205ZM217 242H218V241H217ZM221 242H222V241H220V243H221ZM239 242H240V243H239ZM41 243L39 244L40 246H41ZM43 243H44V241H43ZM43 243H42V245H43ZM62 243L64 244V243H66V242H62ZM72 243H73V242H72ZM76 243H77V242H76ZM156 243H157V242H156ZM161 243H162V244H161ZM224 243H225V242H224ZM224 243L222 242V245H223ZM237 243H239V244H237ZM255 243H256V244H255ZM259 243H260V246H261V247H259V249L262 248V250H259V249H258L259 251L257 250L258 252L255 253L256 250L254 251V247H255L257 244L259 245ZM11 244H12V243H11ZM31 244H32V243H31ZM37 244H38V242H37ZM37 244H36V246H35V245H32L33 247H34V246L36 247V249H35L36 251H37V249H38V248H37V247H38ZM45 244H44V246H45ZM82 244H83V243H82ZM82 244H81V245H82ZM100 244H102V243H100ZM115 244H116V243H115ZM115 244H112V247H113ZM117 244H118V243H117ZM136 244L139 245L138 243H135L134 245H136ZM143 244L145 245L146 243H142V246L140 245L141 247H140V246L138 247V246L136 245L137 248H138V251H139V249L142 251V252L140 251V253H141L140 255H142V257L139 255L140 258H139V256H138L139 252H138L137 255L135 254L136 258H130V257L128 258V255L126 254L127 257H125V256H126V255L124 254L125 252L123 253V251H122V253H121V252H120V253L122 254L121 257L124 255V256H123V259H120V260H119V259H117V258L120 257V255H119L120 253H118L119 256L117 255V256H118V257H117V256H116V254H117L116 252H118V251L120 250L119 248H121V247L118 248V249H119L118 251H116V250H117V247L115 248V249H116V250H115L116 252H114V254H115V253H116V254H115V256H114V254H112V252H113L114 250L111 249L112 252L110 251L111 253H108V251L110 250V249L108 250V248H107L108 246H107V247H104V248H107V250H108L107 252H106L103 248H100V247H99V249H98V247H97V249H98V250H97L96 247H95L96 252L91 254L89 250L92 251L93 246H91L90 249L88 250L87 248H89V247H86V246H87V245H86L85 247H86L87 250L85 249V247H83V249H85L86 251H85V252H82V254L85 253V255H83V256H87L88 259H89V257H91V256L93 255V257L89 259V261H90L91 259H92V261H93V259H96V260H94L95 262L93 261L94 263L92 262L93 264H132V260H133V259H135V261H136V259H137V260H141V259L144 260V259L146 258V257H143V256H144L143 254L146 253V252H143V250L146 249V246H144ZM148 244H149V243H147L146 245H148ZM179 244H178V245H179ZM182 244H183V243H182ZM215 244H216V243H215ZM226 244H225V245H226ZM0 245H2V244H0ZM6 245H7V243H6ZM6 245L4 244L3 246H6ZM48 245H47V248H48ZM81 245H79L78 247L81 248V247H80ZM83 245H85V244H83ZM102 245H103V244H102ZM132 245H133V244H132ZM149 245H150L151 247H150ZM149 245H148L149 247H148V246H147V247H148L149 250H150V248H151V253H152V254H149L150 251H148V255H147V253H146L145 256H148L147 259H149V258H152V259H153V256H154L155 253L153 254V248H152V246H153L154 244L152 245V243H151V244H149ZM156 245H157V244H156ZM156 245H154V247H155ZM189 245H190V246H189ZM199 245H200V244H198L197 246H199ZM203 245H202V243H201V246H199L200 249H198V250H199L198 252H201L200 250H201V248H203ZM217 245H219V246L217 247L219 250L216 248V246H215L214 248H216L219 252H220V250H221L220 253L223 254L224 257H226L225 254L228 252V250L225 249L222 245H220L219 242L217 243ZM225 245H224V246H225ZM236 245H237V247H238V245H239L240 247H242V249H241V248L236 249V248H235ZM251 245H252V244H251ZM254 245H255V246H254ZM40 246H39V248H41ZM44 246L42 247V249H43V248H46V247H44ZM52 246L49 245V248H48V249L50 250V247H51V248H53L52 250H54V247H52ZM74 246H75V245H73L72 247H74ZM110 246H111V245H110ZM117 246H120V245L118 244ZM121 246H123V247L126 246L125 249H124V251H126V253H127V249H126V248H128V249H130V250H131V248H132V247L130 248V246L128 247L127 244H126V245H121ZM136 246H134V247H136ZM143 246H144L145 248H142ZM186 246H185V250H188V248H187ZM210 246H211V247H210ZM220 246H222L223 249H222V248H219ZM7 247H8V248H7V250H8L10 247H9L8 245H7ZM11 247H12V245H11ZM15 247H14L15 251H14V249H13L12 251H13V253H14V252H16V253H14V254H12V255H11V254H6V251H3V253H0V262H1L0 264H3V263H4V264H5V263L9 264L8 261H9V262L11 261V262H12V263L10 262L11 264H14V263L16 264V262L18 263L21 259L24 260V259L21 258V257H27V256H29V255H31V254L34 255V256H36V257L34 258V259H36L35 264H36V262L38 261L37 259H39V261H40V258H41V257H39V256H40L39 253L36 252V254H38V256L35 255V254H33V252H34V251H32L33 249L31 250L32 252L29 250V252H31V254H29V253H27V251H28V250H27V249H28L27 247H26L27 249L25 248L27 251H26L25 249L22 248L23 250L26 251V253H27V256H26V255H24L25 252L22 251V249L20 248L21 250H18V251H22L21 253H23V254H20V253H19V254H20V255H24V256H20V257H19V254H18L17 251H16V249H17L18 247H17V248H15ZM22 247H24V246H22ZM57 247H59V244L57 245ZM60 247H62V248L65 247L66 250H67V248H68V246H66V244H65V245H62V246L60 245ZM70 247H71V246H70ZM72 247H71V248H72ZM78 247H74V248H76V249L72 248V250L74 249V250H76L77 253L79 252V253L81 254V251H84V250H83V249H82V250L80 249V250H81V251H80V250L78 249V251H77V248H78ZM101 247H102V246H101ZM192 247H191V249H192ZM209 247H210V248H209ZM229 247H230V249H229ZM0 248H1V246H0ZM31 248H32V247H31ZM47 248H46V250H47ZM71 248H70L69 250H67V251H68V254H67L68 256H69V254L71 253V252H69V251H72ZM113 248H114V247H113ZM137 248H134V249L136 250ZM141 248H142L143 250H142ZM155 248H156V247H155ZM155 248H154V252H157V251H159V249H160L161 247L158 248V245H157V249H155ZM164 248L160 249L161 252H162V250H163V253H164V251H165ZM182 248L184 249V247H182ZM197 248H198V247H197ZM231 248H232V249H231ZM233 248H234V249H233ZM247 248H248V246H247ZM247 248H245V252H246V249H247ZM250 248H248V249H250ZM255 248H256V247H255ZM5 249H6V247H5ZM18 249H19V248H18ZM60 249H61V248H57V249H56V252H57V253H56V252L53 253L54 251L52 252L51 250H50V251H51V253H53L52 255H57V254H58V255L60 256V253L62 254V252H61L62 249H61V250H60ZM100 249H101V250H100ZM148 249H146V250H148ZM175 249H177L178 251L175 250ZM179 249H180V250H179ZM239 249H240V250H239ZM248 249H247V250H248ZM0 250H1V249H0ZM2 250H3V247H2ZM38 250H39V249H38ZM58 250H59V251H58ZM64 250H65V249H63V251H64ZM66 250H65V251H66ZM95 250L93 249L92 252H94ZM122 250H123V248H122ZM146 250H145V251H146ZM155 250H156V251H155ZM185 250H183V251H184L185 253H187ZM189 250H190V248H189ZM206 250H205V251L202 250V251H204V252H207V251H208V252H207V253H208L207 256L204 255V254H206V253L201 252V253H202V254H201L202 256H204L205 258H208V259L205 260V261H207L206 263H209V262H210L209 258L211 259V258L213 257V259H216V258H215V255H214V256H212V255L210 256V254H216V251H217V250L215 251V250L213 249V252H212V253H209L210 250H207V251H206ZM222 250H225V251H223V252H225V254L222 253ZM226 250H227V251H226ZM250 250H251V249H250ZM10 251H11V250H10ZM12 251H11V252H12ZM40 251H41V249H40ZM40 251H39V252H40ZM99 251H100V252H101V251H104V252H106V253L102 254L103 252H101V254L98 255V254H99ZM131 251H132V250H131ZM131 251H130L131 254L137 253V250H136V251L133 250L132 252H131ZM166 251H165V253H166ZM211 251H212V250H211ZM243 251H244V250H243ZM248 251H249V250H248ZM0 252H1V251H0ZM7 252H9V251H7ZM41 252H44V250L41 251ZM76 252H75V253H76ZM86 252H88V254H90V255H87ZM97 252H98V253H97ZM133 252H134V253H133ZM184 252L179 253L180 255L183 254L182 256H180V255L178 254V256H180V259L183 260V262H182L181 264H183L184 261L186 262V260H187V259H185V258L183 257V256H185V253H184ZM214 252H215V253H214ZM219 252H217V253H219ZM229 252H230V251H229ZM233 252L236 253L235 251H233ZM233 252H232V253H233ZM34 253H35V252H34ZM44 253H45V252H44ZM44 253L41 254V255H43L42 257L45 256ZM49 253H50V252H49ZM51 253H50V254H51ZM66 253H67V252H66ZM96 253H97V255H96ZM128 253H129V252H128ZM130 253H129V254H130ZM163 253H159V254H158V252H157V256H158V255H161V254H163ZM165 253H164V254H165ZM176 253H175V254H176ZM203 253H204V254H203ZM220 253H219V255H221ZM230 253H231V252H230ZM230 253L228 254V256L230 255ZM232 253H231V254H232ZM234 253H233V254H234ZM242 253H244V252H242ZM242 253H241V255H242ZM247 253H249V255H251V252H246L245 254H247ZM28 254H29V255H28ZM45 254H46V253H45ZM50 254L47 253L46 255L48 256V255H50ZM72 254H74V252H72ZM111 254H112V255H111ZM164 254H163V255H164ZM166 254H167V253H166ZM166 254H165V255H166ZM238 254H239V252H238ZM238 254H237V255H238ZM262 254H263V253H262ZM17 255H18V256H17ZM32 255H31V257L33 258ZM52 255L48 256L49 260H48L47 257H46V259L49 261V262L47 261L49 264H51V263H50L51 260H52V262H53V259H52L53 257H52ZM70 255H71V254H70ZM74 255H75V254H74ZM77 255L80 256V257H77ZM77 255H76V256H73V257H75V258L77 257L76 260H77L78 258L83 257V256H81V255H79V254H77ZM101 255H103L104 258L98 260L97 256L99 257V256H101ZM150 255H151L152 257H151ZM163 255H162V256H163ZM165 255H164V256H165ZM219 255L217 256V254H216V257L219 258ZM235 255H236V254H235ZM235 255H232V256L230 255L229 257H228V256H227V257L230 258V260H231V259H235V258H234ZM241 255H238V257L240 256L239 258H241ZM247 255H248V254H247ZM249 255L246 256V258H244V256H242L244 259H246V264H251V262H254V260H252L253 258H252L251 256L249 257ZM12 256H17V257H19V258H21V259H19V261L13 262V261L11 260V257H12ZM95 256H96V257H95ZM130 256H132V255H130ZM133 256H134V255H133ZM135 256H134V257H135ZM149 256H150V257H149ZM162 256H160V257L158 258V257H156V255H155L154 258L160 259ZM164 256L162 257L163 260L166 258V257L164 258ZM170 256H171V257H170ZM178 256H177V254H176L175 257H174V256H173V257L176 259V257L178 258ZM208 256H210V257H208ZM233 256H234V257H233ZM51 257H52V258H51ZM54 257H55V256H54ZM65 257H66V258L64 259V256L62 255L59 261L57 260V259L59 258V257H58V258L56 259L57 263H55V264H58V263L61 261L62 258H63V261H66V260H67V256H66V254H65ZM69 257H70V256H69ZM69 257H68V259H69ZM73 257H70V259L73 258ZM94 257H95V258H94ZM113 257H116L117 260L114 258V260H116V261H114V260L112 259ZM137 257H138L139 259H138ZM181 257H182V258H181ZM185 257H186V256H185ZM220 257H223V256H220ZM224 257L221 258L220 260H219V259H217V260H219L220 263L223 262V260H225L224 262H227V260H229V259H228L227 257H226V259H225ZM231 257H233V258H231ZM247 257H249V258L251 259V262H249V259H248ZM15 258H16V257H15ZM28 258H29L28 260H24V261H25V262H26V261H29V260H30V256H29ZM50 258H51V259H50ZM55 258H56V257H55ZM55 258H54V259H55ZM84 258H86V257H84ZM84 258H81V260H83V261L86 262V259H87V258H86V259H84ZM99 258H102V256L99 257ZM171 258H172V259H171ZM183 258H184L185 260H184ZM187 258H188V255H187ZM205 258H204V259H205ZM8 259H9V260H8ZM46 259H44V260H46ZM111 259H112V260H111ZM152 259H149V261H148L149 263H148L147 260L145 259V262L143 261V263L146 264V262H147L148 264H150L151 261L155 260V259H153V260H152ZM222 259H223V260H222ZM259 259H257V260H259ZM6 260H7V262H5ZM17 260H18V258H17ZM32 260H33V259H32ZM74 260H75V259H74ZM74 260H73V262H72V259H71L70 261H71L73 264H76V263H77V264H81V260H77L78 262L80 261V263H78V262L74 263V262L76 261V260H75V261H74ZM150 260H151V261H150ZM182 260H179V259H178L179 262H181ZM217 260H215L214 262L211 261L210 264H211V263L213 264V263H215V262H216V264H220V263H218L219 261L217 262ZM237 260H238V261H237ZM3 261H4V262H3ZM39 261H38V262H39ZM70 261L68 260V262L66 261V263H70ZM83 261H82V264H83ZM89 261H88V262H89ZM135 261L133 262V264L135 263ZM159 261H160V260H159ZM167 261H168V260H165V261H164L165 263H164L163 261H160L159 263L161 264V262H163V264H167ZM174 261L176 262L177 259L174 260ZM205 261H204V262H205ZM234 261H235V262L237 261L238 264L241 263L242 261L245 262V260H243V259H242L241 261H239V259H237V257H236V260H233V262H234ZM247 261H248V263H247ZM259 261H260V262H259ZM259 261H258L259 263H262L263 260H259ZM2 262H3V263H2ZM22 262H23V261H22ZM25 262H23V263H25ZM32 262H33V261H32ZM32 262H31V263H32ZM47 262H45V261L42 262V260H41L39 263H43V264L45 263V264H47ZM54 262H55V261H54ZM85 262H84V263H85ZM155 262H156V261H154L153 264H155ZM170 262L168 261V263H170ZM172 262H173V261H172ZM172 262H171L170 264H172ZM179 262H178V263L176 262V263L179 264ZM224 262H223L222 264H224ZM228 262H229V261H228ZM228 262H227V263H228ZM233 262H232V264L235 263V262H234V263H233ZM243 262H242V263H243ZM256 262H257V261H255V263H256ZM258 262H257V263H258ZM20 263H21V262H20ZM20 263H19V264H20ZM23 263H22V264H23ZM26 263L28 264V263H30V261H29V262H26ZM39 263H38V264H39ZM61 263H63V262H61ZM61 263H60V264H61ZM72 263H70V264H72ZM86 263H87V262H86ZM92 263L90 262V264H92ZM136 263H137V261H136ZM139 263H140V262L138 261V264H139ZM141 263H142V262H141ZM141 263H140V264H141ZM143 263H142V264H143ZM206 263H204V264H206ZM229 263H230V262H229ZM229 263H228V264H229ZM242 263H241V264H242ZM255 263H254V264H255ZM257 263H256V264H257ZM259 263H258V264H259ZM64 264H65V263H64ZM151 264H152V262H151ZM156 264H158V260H157V263H156ZM173 264H175V263L173 262ZM225 264H226V263H225ZM235 264H237V263H235ZM244 264H245V263H244ZM252 264H253V263H252ZM262 264H263V263H262Z\"/></svg>", "mask_w": 264, "mask_h": 264}]
</instances>
